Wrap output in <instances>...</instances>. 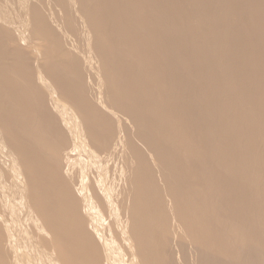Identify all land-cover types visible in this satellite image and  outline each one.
I'll use <instances>...</instances> for the list:
<instances>
[{
  "label": "rangeland",
  "instance_id": "1",
  "mask_svg": "<svg viewBox=\"0 0 264 264\" xmlns=\"http://www.w3.org/2000/svg\"><path fill=\"white\" fill-rule=\"evenodd\" d=\"M8 1L10 2L9 4L13 3V5H9L8 3H6V4H8V7L10 6L9 9L6 8L5 6H3V7L6 9V12H7V13H9V14L11 13V14H10V15H9V14H6V12L3 10L4 8H3L2 11L0 12V13H3V11H4L5 16H4V15H3V16H4V18H7V19H8L9 22H8L7 20H6V21H7V23H9V25H11V26H9L8 24H3L2 21L0 20V22H1V23H0V27L3 28L2 26L5 25V26H4V31H5V32H6L7 29H9V30H7V31L12 30V31H10V32H12V33H10V32H6V33H7V34H6V33H2V31H3V29H2V31H1V33H0L1 35L4 34L3 37L6 39V40H5V39L2 37L3 40H4L3 43H2V46L4 45L3 47L6 49V51H4V52H6V54H7L8 56H10V57L7 56V57H8V58H7L8 60H6V64H7V63H10V64H7V69L11 68V69L8 70L9 72H8L7 76H10V75H11L10 77H11L12 79L9 78V77H7V78L11 79L12 81H13V79H14V82H15V81H16V82L19 81V82L22 84V87L24 86L23 84L25 83L26 86H24V88H23L24 96L27 97V98H26V97H25V98L27 99L28 102H29L31 99H32V101H33V98H34V101H36V102H33V104H34V103L37 104V105L35 106V108H33L34 105H33V104L31 105L32 102H29V105L32 106V107H30V109H31L32 111H34L35 113H37V115H38V113L41 112V110H43V111L45 110L44 112L42 111L43 113L41 112L40 114H45L46 116L48 115V116H47L48 119H47V117L45 116V119L42 120V121H40V120L43 118L44 115L42 116L41 119H38V118H40V116H39V117L37 116V117H38L37 119H38V120L41 122V124H42V125H41V124L39 123L40 126L37 124V127L39 126L38 129L40 128V129L42 130V132H43V131L45 132V130H46V132H47V131H48V132L51 131V132H50V133H51V134H50V136H51V137H50V138H51V143H52V142L54 143L55 148H56V147L58 148V146L60 145V147H59L60 150L57 151V155H55L56 160H58V161L55 162V163L57 164L56 167L59 166V167H58V169H59L58 171H61V170H60V166H61L63 169L66 167V170H68V169H72L71 167H73V169H74V173H73V169H72V170H71L72 173H70V174H69V170H68V172L66 171V172L68 173V175H67L66 172H64L65 175H64V173L61 174V176H62V175L64 176L63 178L65 179V181L69 182L70 185H71L72 182L76 181V180H75V179H76L75 177H76V175H77V173H78V170L75 171V170L77 169V167H75L76 165L82 166V169H81V167H80V170H81V171H82L83 169L85 170L86 174L83 172L84 170L82 171V173L85 174V175L83 174V178H84V179H86L87 175L90 176L89 179H88V177H87L88 180L86 181V183H84V184H85L84 186H87L88 184H90L89 182H91V181H89V180H91V179H93V178H94V179H93L94 181L97 180L96 183H99V182H101L102 180L104 181V180H106V178H107V180H108V178H109L108 182H110V185H109V183L107 182V180H106V182L104 181L105 184H104V182L102 181V183H100V184H102L103 186L105 185L104 187H106V188H105V189L101 188V189L107 191V190H110L109 188H111V187L113 186V187L111 188V191H112L113 188H114V189H113L114 191H113V192H110V191H109V192H106V191H104V192L108 193V196H110V198H107V199H108V200L111 199V201H110V202H109V201L107 202V200H106V201H105L106 203H104V201H103L102 203H104L105 206H106L107 208H108L109 205L112 203V201H113L114 204L112 203L111 206L109 207V210H110V208H111V210H110L111 214H110L109 210L106 211L107 208L105 209V207H104L103 209H101V211L104 210V211H103L104 213L101 212V214H102V213L104 214V216H103V217H104L103 220L105 219V220H108V221H105V220H104L105 223H102L103 225L100 223L99 226H101L100 228H101L102 230L99 229V231H100V233H101V231H102L103 235L106 234V233H108V234H111V236H112V237H108V235L106 234V235H104V236H107V237L105 238V237H103V235L101 234V235H102L101 240H100L101 242H102L104 239H105V240L108 239V238H109L108 240L111 239V241L106 240V241H104V243H105V242H113V241H112V240H113L112 238L115 239V237L117 236L116 239L114 240V241L116 242V245H115V246L113 245L114 247H116V249H114V247H113V249H114V250H117V249H119V248H121V249L117 250L118 253L115 254V255L117 256L118 259H119V257H120V261L118 260V261H116V262H120V263L122 262V264H133V262H134V264H142V263H143V262H141V261H139V260H137V259H134L136 256L133 255V254H134L133 252H132V254H130L131 252H130V250L127 249L128 247L124 249V247H126L127 244L123 242V240H122L121 237H119V240H120V238H121V240H122L121 244H123V246H122L121 244H120V245H121L122 247H121L120 245L117 246V244H119L121 240H120V241L118 240V235H115V236L113 235L114 233H115V234H119V233H120V231H116V230H118V228L116 227V230H115V228H114L113 226H116V224H117V226H118L119 222H120V223H122V222L124 223V220H127L128 216H130V215H128V214L130 213V211H128V209L130 208L131 204H128L129 200H127L128 202L125 201L127 198H125L124 196H126L125 194H127V192H129V190H130V188H131L130 185H134L133 187H135V185H136L135 180H133V179L130 180V174H131L130 172H131V170L129 169V167H130L129 164H127V165L125 166V162H126L125 160L128 161V162H126V163H129V159H130V155H131V153H130V151L127 150V149H129V148H127L128 146L126 147L127 144H126V142H125V138H123L124 141H122L123 139L120 140V139H121L120 137H122V136H120V137L118 136V135H120V133L122 132L123 128H124L123 131H127L128 129H131V130H128V131H129V134L134 133V134H132V135L135 136L134 138H135L136 142H134V143H136V144H134V143H133V144L136 145V148H137V149H136L137 153L135 152V156H137V159H139V160L142 159L141 161H138V163H139L138 166L142 165V166H140V167H141V168L144 167V170L147 169V172H148V169L151 170V169L153 168L151 171L148 172V173H149V176H150L149 179H152V180H150V183H151V181L153 182V183L151 184V185L153 186V187H152L153 189L151 190V191H152L151 194H152V196H153V199H152V197H151L152 203L156 204V200L158 199L159 196H160V198H163V199H164V200L162 199L161 201H163V202H161V201L159 200V199H160V198H159V199H158L159 202L157 201L158 203H157L156 205H157V206H158V205H159V206H162V205H163V206L161 207V209H162V212L165 214L166 218L168 219V221H167V220L164 221L165 223H166V221H167V223H166L167 225L164 224V222L162 223V221H161L160 224H162V225L159 224V225H160V229H159V230H161V226H163L162 229H164V226L166 225V226H165V229H166L165 233L167 232V234H166L167 239H166L165 244H166V243H169V244H170V243H173V244H170L171 246H170V245H165V249H167V251H166L167 254L163 255L164 257L162 258L164 264H173V262L170 261V259H169V258H171V256H172V255H170L171 253H175V255L172 256V259H171V260H175V259H177V258H178L177 256H178L179 254H180L181 256L184 255V257H186V258L182 257V259L185 260V263H184V262H183L184 260L182 261V260H181V256L179 255V259H180L182 262H181V261H178L179 259H177V261H178L179 263L175 260V261L177 262V263H176V262L174 261L176 264H182V263H183V264H186V263L188 264V261H189V263L192 262V263H190V264H193V263H194V264H197L198 262H199L198 264H200V255H201V254L198 253V249H197V247H196V249H194L196 245L192 244V243H194V242H191V241H193L192 237L189 238V237H190V234L188 233V231H187L186 228H183V227H185V225H184V223H183L184 221L182 222V219L180 218L179 215L176 217V215H177V209H176V206H175V204H174V202H173L172 194H171V192L168 191L170 188H168L169 185H168V183H167V182H168V178H167V176H168L171 172H173L172 170L175 168V167H174L175 164H176V166H178L177 164H179V162H182V160H183V163H184L185 161H186V162H189V161H190V164L186 163V164L190 165V166H188V168L191 170L190 173H191V172L193 173V171H195L196 174H197V169H196V168H198V170H199V169H200V170H201V169H202V170H204V169H212V168H214V166L221 167V165H223V164H225V163H227V164L229 163V164H228L229 167H228V166H227L228 168L226 167V168H227L226 170H227L229 173H226L227 171L224 170V174H226V176H228V177H226V176L223 174V172H222L223 175L221 174V172L219 173V172H218L219 169L216 170L217 174L219 173V174H218V177L221 176V178L219 177L220 179H219L218 177L215 176L216 183L219 181V182H218L219 189L217 188L218 186L216 187L217 184H214L215 181H214L212 184H210V182H211V181H210V182H209L210 185H209V184L207 185V184L205 183L207 186H210V188L208 189V187H207V189H206V187H205V189H206L207 191H205V190L203 189V190L206 192V194H207V193H208V194L210 193L211 195H212V193L215 191L216 196H218L219 193H221L222 196H226L227 193L230 192V193L228 194V195L230 196V199H233V198H231V197H232L231 195H234V196H233L234 199L231 200L233 203L230 204L231 201L229 202V204L227 203L228 201H224V203H223L224 205H229V207L231 206L232 208H234L233 206H235L234 204H236V203H237L238 207H240L241 204H245L246 202H247V203H246L244 206H246L247 208H248V206H249V209H245V210H246V213H247L246 215H244V214H245V213H244L245 211H244V212L242 211V212L244 213V214H242V215H244L243 217H245V218L242 219V221H241V217L238 216V217H240L239 220H240L241 222L238 223V222H237V219H231V218H229V220L231 219V221H230V222H231V225H232V223L234 224V225L231 226V225L229 224V222H228L229 220H227L226 218H224L225 216H224L223 214H220V213H222V212H220L222 208H223V209H222L223 212H225V211H224L225 209L229 211L228 206H227V208H225L226 206H224V205L222 204L223 207L220 208V207H221V206H220V207L218 208V207H217V204H218V203H216V205H215V203L212 204L213 206H216L217 209H218V211H216V212H218V213H217L218 215H216V217L218 218L219 215H221V216L223 215L222 218H223L224 222L227 220L226 223H224V225H225V227H224L225 230H224V228L221 229L223 232H225L224 235H223V236H224L223 239H226V238H227V233H230V232H228V231H230V230L232 229L231 227H240V226H242L243 224H244L245 226L243 225V226H244V227H242L243 229L240 228V230H239V231H241V233H243V231H244L245 233H243V234H247V235L251 234V235H253V232H254V231H255L254 233H256V232L258 233L259 231H260V232H259L258 234L256 233V234H255L256 236L254 235L255 238L257 237L256 240L254 239L255 242H254V240L249 241V242L252 243V244H250V243L247 242V241H246L245 244H244V243H243V244H242V243H240V244L237 243V245H235L236 243H232V244H231V242L228 240V238H230L229 235H228V238H227L226 240H227V242L229 241L230 243H228L229 245H224L225 243L227 244V242H225L226 240L221 239V241H219V244H220V245H218V248H219V250H222V251H219V252L224 253L223 250H226V251L229 250V251L226 252V253L229 254V255L227 254V256H230V257H226V256H225V257H224L225 259H223V260H226V261H222V262H223V263L226 262L227 264H228L229 262H231V263H229V264H233V261H234V262H235L234 264H237V263L239 264V261H240L241 256L245 255V254L248 252V249H249V251H250V249H251V250L255 251V253L257 252L256 254H258V255L255 254V255H256L255 258H256V259H259V260L261 259V260L263 261V259H264V253H263V252H264V250H263V248H264V240H263V239H264V226H263V225H264V220H263V218H264V212H262V211H264V210L261 211V209H264V208H263V207H264V204L262 205L261 202H262L263 199H264V197H262V196L264 195V193L262 194V192H264V191H262V189H263V187H264V182H263V181H264V172H263V171H264V168H263V164H262V163H263V160H262V157L260 156V154L262 155L261 152H264V151H262L263 148H264V147H263V146H264V142H261V141L264 140V139H263L264 136L262 135V134H264V132H262V130L264 131V129H262V128H264V125H263V123H262L261 127L258 128L259 125H260V124H259L260 121H257V120L255 119V117L257 118L258 114H257V116H255V115H256L255 112L257 113V109H256V107L254 106V104H255L256 102H258V101H261V100H259V99L256 98V97H257V96L259 97V95L261 94V90H260V89H262V88L264 89V86H263V85H264V83H263V81H264V78H263L264 73H263V75H262V71H261L262 63H264V61H263V60H264V59H263V58H264V54H263L264 51H262L260 48H258V47H259L258 44H256V46H255V44H253V43H255V41H256V43H258L259 40H261L262 45L264 44V40H263L264 37H262V36L264 35V25H262V26H263V29H262V27H261V29L259 28V27H260V23H264V15H263V13H261V12H262V9H263V11H264V2H263L264 0H260L261 2L258 0V4H257V0H251V1H252L251 4H250V2H249L250 0H249V1H248V0H242V1H241V0H232V1H231V0H219V1H218V0H215V1H213V0H207V1H206V0H201V1H200V0H197V1H196V0H195L197 4L195 3L194 0H192L193 3L191 2V4L189 3L190 0H185L184 4L182 5V6L184 7V9H183V7L181 6V3H183L182 0H179V1H178V0H174V1L171 0L170 3H169L168 5L170 6L171 9H172L173 7L176 8V7L178 6V7L175 9V10H176V13H175V11H173V13L171 14V15H172L171 17H169L170 15L167 16L168 18H171V19H168L167 17H164L166 20L163 19V18H162V19H163L165 22H167V21L169 20V24L171 23V24L173 25V26H172L173 29H172V27H171V29H172L173 32L170 30V26H171V25H168V23L166 24V23H164V22H163V24H161V22H160V20L158 19V17H157V18L155 17V15H154V11H152V9H153V1H152V0H146V1H145V0H144V1H143V0H140V3H139V1L137 2L136 0H128V2H127V0H124V1H122V0H118V1H117V0H116V1H115V0H111V1H109V0H108V1L111 2L112 4L114 3V2H112V1H115V4L118 2V3H117L118 6L115 5V4H113V5L116 6V9H115V7H114V9H115L114 11H115V12H116V10H117V7H119V9H120V7H121V9H120L121 11H123L122 8H123V9L128 8V9H126L127 11H128V10H131V9H132V6H133L135 3H137V5H138V7H137V5H136V8H137V9L135 8L134 11L131 10V11L133 12V14L135 13V14L137 15V18H138V17H140V18L143 17V13H144V14H146V15H144L145 18L143 17V19H146V18H147V19L149 20V18H150L149 16H152L151 18L155 17L156 19L159 20V21L157 20V21H158V23H157L156 19L153 18V19H150V21L147 23V24H149V23L151 24V26H150V24L148 25V28L150 27V29H149V31H151L150 33L153 32V31H152L153 26H154V30H157V31H154V32L152 33V34H154V36L156 35L155 32H158V34L160 33V34H161V35H160L161 37H162L163 35H167V33H168L167 38H164V37H166V36H164L163 38H161V37L159 36L161 39L158 37L160 40H162V39L164 40V41L162 40V42L160 41L161 43L159 42V39H158V38L152 39V44L150 43V40H149L148 42H147V40H146L147 44H144L145 46H147V47L145 48L146 50L144 49L145 46L143 45V49L141 48L142 52H139L140 49H138V54H136L137 56H138L139 54L142 55V56L140 55L141 60H140V58L137 57V58L140 60V62H141V63H140V62H137V64H138V63L141 64V65L143 64L142 66L146 65V67H147V66L151 65V62L156 58V57H153V58H154L153 60H152V58H151V62H150V58L147 59V56H148V57H149V56H153L152 54H155V52H156V55H154V56H157V55H158V56H157V57H158L157 59L160 61L161 57H159V55L162 54V55H164V56H163L164 59H163V58L161 59L162 61H161L160 63H161L162 65H160V63H159V65H160L161 67H165V66H170V65H171V68H173V66H176V68H177V66H178V67H179V68H178V69H179L178 72L181 74V76H183V79H184V80H186V78H187V76H188V79H187L186 81H187L188 83H190V85H193V86H191V87H193L195 90H196L195 86L197 87V85H199V84L196 83L197 80H195L194 74H191V73L194 72L195 75H196V72H197V73L202 72V74H205V75H203V76H205V79H204V80H205L204 85H203L201 88H200V85H199V86H198L199 88H198L196 91H193V90H192V91L190 92L191 95L193 94L192 96H193L194 99H193V100L191 99L192 96H191V97L189 96L188 99L186 98L187 101H189V99H191V100H192V101L190 100L191 103L194 104V105H192V104L190 103V101H189V103L191 104L190 107H193V106H194V109H195V110L197 109L195 112L192 111V114H193V112H194V115H195V116H194V115H191L190 117H192V118H190V117L187 118L188 120H189V119H194L195 122H196V124H195L194 122H193V124H195L196 127H195V125L193 126L192 123H191L193 120H190L191 122L188 121L189 124H191L190 127H192V129H191V128H190V129L188 128V127H189V124H186V123H188V122H185V121H187V119H184V120L180 121V122H181V126L183 125L184 128H185V124H186V128H188L187 130H193V128L195 127L194 130H193V132H192V131H189V132H188V131L186 130V128H185V135L187 134V132L189 133V134H188L189 136H190V134L192 133L191 138H190V141L192 140V143H193V144H192L191 142H190V143L193 145V147L195 146V148H197V146H199V147L196 149V151H198V154H197V152H196L195 150H193V149H195V148H192V150L196 152V153L194 152L195 155H197V156H195L196 158H194V157H189V156L186 154L187 152H185V151H183V152H185V153H184L185 155H184L183 152L180 150V152H178V153H179V154H178L179 156L176 155V157H178V158H175L176 160H174V158L171 157V158H172V159H171L172 162H171L170 160H167V162H165L166 164H163L164 161H166V160H163L162 157H161L162 159L159 157V156H160V153H159V155H156V153L153 152L154 149L151 148L150 145H148L147 148H146L145 145H147V144H146L145 140H143L142 136H147V135H146V132H147V130L149 129L148 127H149V125H152V124H153V123H152L153 121L151 122L150 117H151V116H152V117H155V116H154V115L156 114L155 112H157L159 108H161V107H163V108L167 107L168 109L165 108L164 110L166 111V109H167L166 114H168V113H169L168 110H170V109L173 107V106L171 107V106H168V105L171 104V105H174V106L176 107L177 105H179V104H178V101H179L180 106L182 107V109H181V107L177 106V107H176L177 109L174 107L173 109L170 110V113L172 112V110L175 109V111L178 110V113H177V114H182V113H179V112H181L182 110L185 111V110L189 107V104H188V102H187L186 100H185V101H186V104H185V105H187L188 107H187V106H182V105L185 103V101H184V96H183V95H181V94L178 95V94H177L178 97L176 96L177 98H175V95H176V94H174V97H172V96H173V93H172V92H169V89L166 91V89H167L168 87H170V90L172 89L171 91H173V92L175 93V91L177 90V88L174 86V85H175V84H173L174 82L169 81V80H168L169 83H166V82H164V81L161 82L162 79L165 80V77H166L165 71H166L168 68H170V67H165V68H167V69H165V68H161V67H160V68L157 67L158 65L155 64V63L158 62L157 59H155L156 61H155V60L153 61L154 68H153V66H150V67H147V68H145V66H144V68H145L146 70H144V68H143L141 65H140V68L138 69L139 64H138L137 67L135 66L137 69H134L133 67H134V65L136 64V60L134 61L135 63H133V62H131V63H126V62H128V61L125 62V60H126L128 57H129V58H131V57L134 58V57H135V53H134V52L131 53V51H128V52H127V50H123V49H125V48L128 49V46H129L130 44H131V45L134 44V43H131V42H136V41H138V39L141 38V37L144 38L146 34H144V36L142 35V36L139 37V38H136L137 36H136L135 38H132V37L127 38V39H130V38H131L130 42H129V40L126 41V39L123 38V40L125 41V42L123 41V43H125L126 45H123V44H122L123 46H125V48H123V46H120V47H122V50H123V53H124V54H123V53L121 54L122 50H121V48H120L119 46H118V47H119L118 49H120V50H118L117 48H114V49H117L118 51H117V50L114 51L113 49H111V51H109V54H108V56H107L108 58L105 57V56H106L105 54H103V53L106 51L105 49L108 48V47H107V46H109L108 44H110L111 42H113L111 39L116 40V39H114V36H115V38H117V36H121L120 33L125 34V33H123V32H124L127 28L131 27L132 25H134V27L132 26L130 29H127L126 32H128V30L131 31V30H133L132 28H136V27H137V28L141 27V29L147 28V27H145V24H146L147 21H146V22L144 21L143 23H145V24H143V23H142V20H143V19H142V20L140 21L142 25L140 26V24H139L140 22H139V21H138V23H137V22H133L134 24H133V23L130 24V22L127 20L128 23H129V25H128V23H127L128 27H126V29L124 30L125 27H123V28H121V27L124 26V25H126V24H123V23H125L126 19H125V21H124V19L121 20L122 17H121V18H120V17H117V16H120L119 13H117V14H115V15H113V14H114V13H113L112 16H113L114 18L116 17V18H115V19H116V22H115V20H113V18H111V16H110V18H111L110 24H112V20H113V24H114V22H115V24L118 23L119 27H120L121 29H123V30H122L123 32H119V31H121V30L119 29V27H118V28L116 27V26H118L117 24H116V26H113V25H112L113 27H115L116 30L113 29V28L110 26V27H111L110 30H109V29L107 30V31H109L107 36L109 37V36L111 35V33L113 32V33H112V36H113V37L110 36V38H111V37H112V38H111V39H110V38L108 39V37L105 36L107 33L104 32L105 30H104L103 28L105 27V29H106V28H108V26L110 25V24L108 23L109 21L106 19V18H107V15H106V14H108V13L110 14L111 11H112V12H114V11H113V10L110 11V8L108 9V7H110L111 4H108L109 2L106 1V0H94V2H93V0H92V1L90 0V1L92 2V5H91V2H89L88 0H77L78 2H76V0H65L66 3H65V1H63V0H57V3L59 2L58 4L55 2V0H50V1H52L53 3H52V2H49V0H47L48 2H47L46 0H41L42 2L39 1V0H32V1H31V0H27V1H26V0H19V1H20L19 3H18V0H15V1H14V0H8ZM11 1H12V2H11ZM13 1L15 2V4H14ZM16 1H17V2H16ZM29 1H30V2H29ZM34 1H35L36 4L34 3ZM67 1H68V2H67ZM70 1H71V2L73 1V3L71 4ZM79 1H80V2H79ZM81 1L84 2V3L82 4ZM86 1H87V2H86ZM105 1H106V2H105ZM119 1H121V3H124L125 5H128V3H129L128 7H125V5H124V6H121V5H123V4H121ZM125 1H126V2H125ZM130 1H131V2H130ZM135 1H136V2H135ZM141 1H142V2H141ZM147 1H148V2H147ZM150 1H151L152 3H151ZM176 1H177V3H176ZM180 1H181V3H180ZM186 1H187V2H186ZM188 1H189V2H188ZM204 1L206 2V4H205ZM210 1H211V2H210ZM216 1L218 2V4H216V3H217ZM224 1L228 2V3L225 2V4H226V5H229V8H228V6H227V8H226L229 12L225 9V6H226V5L223 6ZM237 1H238V2H241V3L243 2L244 4H243V3H242V4L239 3L240 5H238V7H239V8H238V7H237V4H238ZM247 1H248V2H247ZM254 1H255V2H254ZM0 2H1V0H0ZM2 2H4V4H3ZM2 2H1L2 5H5V1L3 0ZM6 2H7V0H6ZM22 2H23V3L25 2V3L23 4ZM37 2H38V5L40 4L39 6H40L41 8H40L39 6H35V5H37ZM88 2H89V4H90V6H91V9H94V10H95V7H97L96 5H100L99 8H102L100 11L103 10V7H102L103 5H101L100 3H101V2H103V4H104V2L107 3V4L104 5V6L106 7V8L104 7V11H105V12H104V11L101 12V14L104 12V13L102 14L104 17H105V15H106V17L104 18L105 20H104V19H103V20H102V19H99V18H101V16H102V15H101V16L99 15V14H100V11H99V10H97V12L99 13L98 15H99L100 17L97 16L96 12H95V16L93 15V14H94V11L91 10V9L89 8L90 6H89ZM96 2H99V3H96ZM132 2H133V3H132ZM171 2H172V3H171ZM173 2H174L175 4H174ZM208 2H210V3H208ZM246 2H247V4H246ZM259 2H260V3H259ZM1 3H0V9H1V7H2V6H1ZM16 3H18L19 5L16 4ZM29 3H30V4H29ZM77 3H78V4H77ZM79 3H80V4H79ZM93 3H95V4H93ZM119 3H120V5H119ZM131 3H132V4H131ZM148 3H149V5H148ZM185 3H186V4H185ZM198 3H199V4L201 3V4H200L201 6L198 5ZM202 3H203V5H202ZM212 3H213V5L215 4L216 6H217V5H218V6L215 7V5H214V6L212 5ZM219 3L222 4V6H223L224 9H223V8H220ZM231 3H232V4L234 3V4L236 5V7H235V5L232 6ZM236 3H237V4H236ZM28 4H29V5H28ZM47 4H48V5H47ZM60 4H62V5H63V4H64V5L66 4V6H64V5L62 6V5H61L62 8L64 7V8L62 9V8L60 7ZM68 4H69L71 7H69ZM84 4H86V5H84ZM139 4H140V5H139ZM172 4H173V6H172ZM259 4H260V5H259ZM14 5H15V6H14ZM16 5H18L19 7L16 6ZM21 5H22V6H21ZM33 5H34V7H33ZM41 5H42V6H41ZM45 5H46V6H45ZM54 5H55L56 7H55ZM74 5H75L76 7H74ZM106 5H107V6L109 5V6L107 7ZM147 5H148V6H147ZM151 5H152V7H151ZM174 5H175V6H174ZM179 5H180V6H179ZM184 5H185V6H184ZM195 5H196V6H195ZM197 5H198V6H197ZM211 5H212V6H211ZM247 5H249V6L247 7V10H246L245 7H246ZM250 5H251V7H250ZM252 5H253V9H252V10H253V13H254V11H256V12L258 11V13L255 12V13L257 14L258 17H257L255 14H254V16H253V14H252V16H251V17H252L251 21H250V22H244L245 24H244V23H243V24L245 25V27H244V25L242 24V22H243V21H242V22H241V26H242V27H241V26L239 25V24H240V21H239V23H238V20H240L241 17H244V16H245V12H244V14H243V10H244V9L246 10L247 13H249V14L252 13V12L250 11V10H251L250 8H252ZM255 5H256V6H255ZM26 6H27V7H26ZM52 6H53V7H52ZM72 6H73V7H72ZM77 6H79V7H77ZM80 6H81V10H80ZM83 6H85V7H83ZM88 6H89V7H88ZM111 6H112V5H111ZM130 6H131V7H130ZM140 6H141V7H140ZM146 6H147V7H146ZM189 6H190V7H189ZM205 6H206V7H205ZM207 6H210V7H207ZM243 6H244V7H243ZM259 6H260L261 8H259ZM13 7H14V9H13ZM30 7H31V8H30ZM32 7H33V8H32ZM44 7H45V8H44ZM51 7H52V8H51ZM54 7H55L56 9H54ZM58 7H59V8H58ZM67 7H69V10H67V9H68ZM124 7H125V8H124ZM129 7H130V8H129ZM181 7H182V9H181ZM186 7H187V8H186ZM192 7H194V8H192ZM204 7H205V8H204ZM214 7H215V9H217V8L219 7L221 11H220L219 9H217V10H219L220 13H219V12H216L217 10H215V12H216V13H215V12H214V9H212V8H214ZM231 7H233V10H231ZM241 7H243V8H242V12H241ZM254 7H255L256 9H254ZM257 7H258V8H257ZM10 8H11V9H10ZM22 8H23V9H22ZM27 8H28V9H27ZM29 8H30V9H29ZM35 8H38V9H35ZM39 8H40V9H39ZM49 8H51V9H49ZM71 8H74V9L72 10ZM75 8H76V9H75ZM77 8H78V10H77ZM82 8H83V10H82ZM85 8H86V9H85ZM111 8H112V7H111ZM139 8H141V9H139ZM144 8H145V9H144ZM185 8H186V9H185ZM188 8H189V9H188ZM199 8H200L201 10H200ZM202 8H203V9H202ZM206 8H207V9H206ZM234 8H235V9H234ZM7 9H8V11H7ZM17 9H19V10H17ZM33 9H34V10H33ZM41 9H42V10H41ZM45 9H46V10H45ZM47 9H48V10H47ZM59 9H61V10H59ZM89 9H90V11H89ZM105 9H108L109 12L106 11ZM143 9H144V10H143ZM148 9H150V10L148 11ZM178 9H179L181 12H180ZM190 9H191V10H190ZM193 9H194V10H193ZM229 9H230V10H229ZM258 9H261V11L258 10ZM21 10H22V11L24 10V11L22 12ZM31 10H32V11H31ZM36 10H37V11H36ZM39 10H41V11H39ZM58 10H59V11H58ZM86 10H87V11H86ZM139 10H140V11H139ZM172 10H174V8H173ZM192 10H193V11H192ZM196 10H198V11H196ZM203 10H204V11H203ZM224 10H225L227 13H226ZM234 10H235V11H234ZM18 11H19L20 13H19ZM46 11H47V12H46ZM51 11H52V13H51ZM56 11H57V12H56ZM72 11H74V12H72ZM127 11H126V13H128ZM137 11L139 12L138 14H137ZM144 11H145V12H144ZM147 11H148V12H147ZM150 11H151V12H150ZM188 11H189V12H188ZM195 11H196V12H195ZM201 11H202V13H201ZM223 11H224V12H223ZM230 11H231V12H230ZM232 11H233V12H232ZM236 11H237V12H236ZM15 12H18V13L20 14L21 17L18 16V15H19L18 13H17V14H14ZM26 12H27V13H26ZM28 12H29V13H28ZM36 12H38V13H36ZM39 12H40V13H39ZM62 12H63V13H62ZM75 12H76V13H75ZM78 12H81V13H78ZM142 12H143V13H142ZM146 12L148 13V16H147V13H146ZM155 12H156V11H155ZM171 12H172V11H171ZM179 12H180V13H179ZM185 12H186L187 14H186ZM190 12H191V13H190ZM221 12H223V13H221ZM234 12H235V13H234ZM238 12H239V13H238ZM240 12H241V14H240ZM4 13H3V14H4ZM21 13H22V14H21ZM23 13H24V14H23ZM34 13H35V14H34ZM45 13H46V14H45ZM50 13H51V16H50ZM58 13H59L60 15H59ZM66 13H67V14H66ZM68 13H71L72 15H70V14H68ZM82 13H83V15H82ZM88 13H89L90 15H89ZM105 13H106V14H105ZM140 13H141V14H140ZM152 13H153V14H152ZM181 13L183 14V16H182ZM189 13H190L191 15H189ZM197 13H198V14H197ZM205 13H207V14H205ZM25 14H27V15H26V16H28L27 18H26L25 16H23V15H25ZM31 14H33V15H31ZM38 14H39V16H38ZM48 14H49V15H48ZM53 14H54L55 16H54ZM74 14H75V16L78 17V18H76V17L74 16ZM133 14H132V15H133ZM135 14H134V16H135ZM151 14H152V15H151ZM194 14H196V15H194ZM209 14H210V15H209ZM211 14H212V15H211ZM218 14H220V15H218ZM233 14H235V15H233ZM249 14H246V15H249ZM259 14H260L261 16H260ZM6 15H7V16H6ZM13 15H14V16H13ZM15 15H17L16 17H18V18H16ZM29 15H30V16H29ZM35 15H37L38 17H35ZM41 15H42V16H41ZM69 15L71 16V18H70ZM92 15H93V16H92ZM141 15H142V16H141ZM179 15H180L181 17H179ZM184 15H185V16H184ZM197 15H199V16H201V17H198ZM204 15H205V16H204ZM206 15H207V17H206ZM240 15H241V17H240ZM242 15H244V16H242ZM22 16H23L24 18H23ZM31 16L33 17V19H30V18H32ZM40 16H41V18H39ZM44 16H45V17L48 16V17H47V18H44ZM49 16H50V17H49ZM52 16H53V18H52ZM63 16H64V17H63ZM66 16H67V17H66ZM68 16H69V17H68ZM87 16H88V17H87ZM90 16L93 17L92 20H94V21L91 20V17H90ZM134 16H133V17H134ZM156 16H158V15H156ZM176 16H177V17H176ZM186 16H187V17H186ZM208 16H209V17H208ZM218 16H219L220 18H218ZM221 16H222V17H221ZM237 16H238V17H237ZM80 17H82V18H80ZM84 17H85L86 19H85ZM89 17H90V18H89ZM94 17H96V20H98V21H96ZM98 17H99V18H98ZM129 17H130V16H129ZM148 17H149V18H148ZM190 17L193 18V22H196V23H195L196 26L193 25L192 19H191ZM195 17H196V18H195ZM234 17H235V18H234ZM239 17H240V18H239ZM13 18H14V22H12V21H13V20H12ZM19 18H20V19L22 18L23 20L26 18V19L24 20V23H25V24L22 25L21 21H20V23H19V20H20ZM43 18H44V19H43ZM48 18H49V19H48ZM61 18L63 19L62 22H61ZM66 18H67V19H66ZM73 18H74V19H73ZM75 18H76V19H75ZM97 18H98V19H97ZM102 18H103V17H102ZM110 18H108V19L110 20ZM117 18H119V21L121 20V23L118 21ZM123 18H124V17H123ZM137 18L135 17V19H133V21L137 20ZM179 18H180V19H179ZM183 18H185V20H184ZM187 18H188V20H186ZM206 18H207V20H206ZM208 18H209V19H208ZM212 18H213V19H212ZM214 18H215V19H214ZM225 18H226V19H225ZM229 18H230V19H229ZM231 18H232V19H231ZM238 18H239V19H238ZM10 19H11V20H10ZM17 19H19V20H17ZM22 19H21V20H22ZM28 19H29V21H28ZM36 19H37V20H36ZM39 19H40V20H39ZM68 19H69V20L71 19V20L69 21ZM77 19H78V20H77ZM81 19H82V21H81ZM83 19H84V21H83ZM173 19H174V20H173ZM189 19H190V20H189ZM197 19H198V20H197ZM202 19H203V20H202ZM216 19H217V20H216ZM218 19H219L220 21H219ZM34 20H36V21H34ZM38 20H39V21H38ZM44 20H45V22H44ZM46 20H47V21H46ZM52 20H53V21H52ZM72 20H73V21H72ZM87 20H88V21H87ZM100 20H101V21H104V22L107 23L108 25H105V26L103 25L104 27L101 26V24H103V23H100V24H99V22H101ZM106 20H107L108 22H106ZM138 20H140V19H138ZM151 20L154 21V22H152ZM170 20H171V22H170ZM178 20H179V21H178ZM180 20H181V22H180ZM196 20H197V21H196ZM208 20H209V21H208ZM213 20H214V21H213ZM215 20H216V21H215ZM224 20H225V21H224ZM255 20H256V21H255ZM33 21H34V22H33ZM51 21H52V22H51ZM68 21H69V22H68ZM77 21H78V22H77ZM80 21L82 22V23H81V26H82L83 28L80 26ZM90 21H92L93 23H91ZM122 21H123V23H122ZM127 21H126V22H127ZM173 21H175V23L177 24L176 26H175V24H174ZM187 21H188V23H187ZM189 21H191V22H189ZM199 21H200V22H199ZM203 21H204V22H203ZM232 21H233V22H232ZM248 21H249V20H248ZM252 21H253V23H252ZM11 22H12V23H11ZM35 22H36L37 24H35ZM42 22H43V23H42ZM49 22H50V23H49ZM57 22H58V23H57ZM76 22H77L78 24H77ZM83 22H85V23H83ZM88 22H89V23H88ZM159 22H160V23H159ZM209 22H210V24H209ZM215 22H217L216 25H215ZM228 22H229V23L231 22V23L228 24ZM234 22H235V24H234ZM236 22L238 23V25H237ZM10 23H11V24H10ZM28 23H29V25H27ZM39 23H40V24H39ZM41 23H42V24H41ZM45 23H46L47 25H46ZM54 23H55V24H54ZM59 23H60V24H59ZM66 23H67V24H66ZM105 23H104V24H105ZM154 23H155L156 26H157V24H158V26L156 27V26L154 25ZM156 23H157V24H156ZM182 23H183L185 26H184ZM204 23H205L206 27H205V25H203ZM207 23L209 24V26L207 25ZM219 23H220V24H221V23H223V24L226 23L225 25H226L227 27H226L225 25H222V26H221ZM2 24H3V25H2ZM16 24H17L18 27L15 26ZM18 24H19V25H18ZM20 24H21V25H20ZM30 24H31V25H30ZM49 24H50V25H49ZM51 24H52V25H51ZM69 24H70V25H69ZM88 24H89V25H88ZM115 24H114V25H115ZM120 24H121V25H120ZM159 24H160V25H159ZM165 24H166V25H165ZM201 24H202V25H201ZM217 24H218V25H217ZM26 25H27V26H26ZM33 25H34V26H33ZM60 25H61V26H60ZM71 25H72V26H71ZM73 25H74L75 27H73ZM76 25H77V26H76ZM85 25H86V28H87L88 30L85 29ZM92 25H93V29H92ZM96 25H97V27H96ZM127 25H126V26H127ZM135 25H137V26H135ZM181 25H182V26H181ZM187 25H188V26L191 25V26L188 27ZM192 25H193V26H192ZM197 25H198V26H197ZM200 25H201V26H200ZM212 25H213V26H212ZM219 25H220V27H218ZM233 25H234V26H233ZM235 25H237V26H235ZM250 25H252V26L250 27ZM7 26H8V28H6ZM13 26H14L15 28H13ZM36 26H37V27H36ZM42 26H44L43 28H45V31H44V29H42ZM46 26H47V27H46ZM53 26H54V27H53ZM56 26H57V27H56ZM99 26L102 27L101 30H99V29H100ZM106 26H107V27H106ZM160 26H161V27H160ZM163 26H164L165 28H164ZM183 26H184V27H183ZM207 26H208V27H207ZM214 26H215L216 28H215ZM228 26L233 27V29L230 27V28L232 29L231 33H229L231 29L228 28ZM258 26H259V27H258ZM28 27H29V28H28ZM34 27H35V28H34ZM51 27H52V28H51ZM65 27H66V29H64ZM76 27H78V28H76ZM94 27H95V28H94ZM142 27H143V28H142ZM167 27H168V28H167ZM176 27L179 28V31H178V28H176ZM191 27H192V28H191ZM193 27H194V28H193ZM196 27H197V28L199 27V28H201V29L199 30V28L197 29ZM210 27H211V28H210ZM221 27H222V28H221ZM238 27H239V28L241 27V28L238 29ZM246 27H247V29H246ZM249 27H250V28H249ZM23 28H24V29H23ZM26 28H27V29H26ZM32 28H34V29H32ZM37 28H38V29H37ZM55 28H58V29H55ZM62 28H63L64 31L62 30ZM71 28H72V29H71ZM137 28H136V29H137ZM157 28H158V29H157ZM160 28H161V29H160ZM166 28H167V29H166ZM180 28H181L182 30H181ZM202 28H203V29H202ZM213 28H214V29H213ZM223 28H224V29L226 28V29L224 30ZM234 28H237L238 32H237L236 34H234V36H233L232 32H233ZM251 28H253L255 31H254L253 29L251 30ZM5 29H6V30H5ZM13 29H14V30H13ZM17 29H18V30L20 29L19 31H21V32H19ZM25 29H26L27 31H26ZM35 29H36V30H35ZM41 29H42V33H43L45 36H44L42 33H40V32H41V31H40ZM52 29H55V30H56L58 33H60V34L56 33V31H54V30H52ZM70 29H71V30H70ZM84 29H85L86 31H85ZM118 29H119V31H118V32H115V31H117ZM136 29H135V30H136ZM168 29H169L170 31H169ZM176 29H177V31H176ZM192 29H193V30H192ZM242 29H243V34H242L243 37H242L241 34H239L240 30H242ZM257 29H259V30L257 31ZM22 30H23V31H22ZM31 30H32V32H31ZM49 30H50V31H49ZM51 30H52V31H51ZM60 30H61V31H60ZM65 30H66L67 33H69V36H68V34L65 32ZM82 30H83V32H82ZM98 30L100 31V34H99V35H98V33H99ZM102 30H103V32H102ZM111 30H112V32H111ZM113 30H114V31H113ZM139 30H140V28H139ZM144 30H145V29H144ZM162 30H164V31H162ZM166 30H167V31H166ZM174 30H175L177 33H175ZM190 30H191V31H190ZM203 30H204V32H203ZM207 30H209V31H207ZM244 30H246V32H245ZM250 30H251L252 32H251ZM260 30H262V32H261ZM4 31H3V32H4ZM17 31H18V32H17ZM29 31H30V33H29ZM34 31H35V32H34ZM43 31H44V32H43ZM53 31H54V33H53ZM59 31H60V32H59ZM69 31H70V32H69ZM75 31H76V32H75ZM77 31H78V32H77ZM87 31H88V32H87ZM96 31H97V33H96ZM107 31H106V32H107ZM149 31L147 30V32H146V33H147L146 37L148 38V35H149L150 38H152L153 35H152V34H148ZM159 31H160V32H159ZM161 31L163 32V34H162ZM205 31H206V32H205ZM210 31H212V32H210ZM216 31H218V32H216ZM226 31H227V32L229 31V32L227 33ZM256 31H257V32H256ZM48 32H49L50 34H52V35H50ZM51 32H52V33H51ZM63 32L66 33L67 36H66ZM71 32H72V33H71ZM80 32H81L82 35L80 34ZM86 32H87V33H86ZM89 32H90V33H89ZM110 32H111V33H110ZM114 32H115V33H114ZM183 32H184V33H183ZM188 32H189V33H188ZM201 32H202V33H201ZM219 32H221V33H219ZM249 32H251V33H249ZM8 33H9V34H8ZM28 33H29L30 35H29ZM55 33H56V34H55ZM74 33H75V34H74ZM101 33H103V35H102ZM116 33H117V35H116ZM118 33H119V34H118ZM173 33H175V34L173 35ZM187 33H188V34H187ZM195 33H196L197 35H196ZM200 33H201V35H200ZM209 33H210V34H209ZM241 33H242V31H241ZM246 33H247L248 35H247ZM253 33H255L256 35L253 34ZM257 33H260L261 36L258 35ZM31 34H32V35H31ZM40 34H41V35H40ZM46 34H47V35H46ZM48 34H49V35H48ZM53 34H54V35H53ZM72 34H73L74 36H73ZM76 34H78V35H76ZM104 34H105V35H104ZM109 34H110V35H109ZM114 34H115V35H114ZM180 34H181V35H180ZM189 34H190V36H189ZM194 34H195V36H193ZM198 34H199V36H198ZM202 34H204L207 38H206L205 36H203ZM207 34H208L210 37H212V38H211L212 40L210 39V37H209ZM211 34H213V35H211ZM227 34H229V35L231 34L232 37H235V36H236L237 38H232L231 36H229V35H227ZM245 34H246L247 36H246ZM250 34H251V35L253 34V36H250V37H249ZM8 35H9V36H8ZM37 35H38V36H37ZM58 35H59V36H58ZM62 35L64 36V39H63V36H62ZM79 35H80L81 37H80ZM86 35H88V37H86ZM89 35H90V36H93V35L95 36V35H96V36H95V39H96V40L94 39V37H90ZM100 35H102V36L100 37ZM169 35H171V36H169ZM183 35H184L185 37H184ZM215 35H216V36L218 35V36H217L218 38L215 37ZM219 35H220V37H219ZM244 35H245V36H244ZM254 35H255V36H254ZM40 36H43V37H40ZM49 36H50V37H49ZM55 36H56V39H55ZM60 36H61V38H60ZM97 36H99L100 39H99ZM104 36H105V37H104ZM175 36H176V37H175ZM178 36H179V37H178ZM187 36H188V37H187ZM196 36H198V37H196ZM228 36L231 38V39L229 38L231 41L228 39ZM238 36H239V37H238ZM6 37H7V38H6ZM69 37H71V38H69ZM73 37H75V38H73ZM77 37L79 38V40H78ZM85 37H86L87 39H86ZM96 37L98 38L99 41L97 40ZM102 37H104L105 39L102 38ZM106 37H107V38H106ZM173 37H174V38H173ZM180 37H181V38L183 37V38L181 39ZM186 37H187L188 39H187ZM224 37H225V38H224ZM241 37H242L244 40H243ZM253 37L255 38V40L253 39ZM53 38H54V39H53ZM58 38H59V39H58ZM67 38H69V39H67ZM76 38H77V40H76ZM88 38L91 39V40L89 41ZM101 38H102V39H101ZM120 38H122V36H121ZM170 38H171V39H170ZM172 38H173V39H172ZM175 38H176V39H175ZM185 38H186V39H185ZM222 38H223V39H222ZM226 38H227L228 40H227ZM249 38H251V41H250ZM50 39H51V40H50ZM60 39H61V41H60ZM73 39H74V40H73ZM80 39H81V40H80ZM83 39H84V40H83ZM103 39H104V40H103ZM106 39H108V41H107ZM132 39H133L134 41H133ZM136 39H137V40H136ZM157 39H158V40H157ZM165 39L168 40V41H167L168 43L166 42ZM180 39H181V40H180ZM184 39H185V41H183ZM192 39H193V40H192ZM205 39H206V40H205ZM208 39L210 40V42H209ZM216 39H217V40H216ZM221 39H222V40H221ZM233 39H234V41H233ZM237 39H238V40H237ZM48 40H50V41H48ZM55 40H57V42L59 43V45L56 44L57 42L55 43ZM64 40H66V41L68 40V41L66 42V41H64ZM69 40H70V44H71V45L69 44ZM87 40H88V41H87ZM92 40H93V41H96V42H94L96 45L99 44L98 47L95 46V44L93 43ZM101 40H102V41H101ZM105 40L108 42V43L105 42V44L107 43V44H106L107 46H106V45H105V46H104V45L102 46V44L104 43L103 41H105ZM139 40H140V39H139ZM153 40H156V42L153 41ZM175 40H177V41H175ZM189 40H190V41H189ZM195 40H196V42H195ZM197 40H199V41H197ZM201 40H202V41H201ZM213 40H215V42H214ZM220 40H221V42H220ZM223 40H224V41H223ZM226 40H227V41H226ZM235 40L237 41V43H239L240 40H242V41H243V44L245 43V44H244L245 46L241 44L242 41L239 43L241 46H240L239 44H238V45H239V46H238L237 44L234 43ZM257 40H258V41H257ZM262 40H263V41H262ZM46 41L49 42V44H48ZM51 41H52V42H51ZM97 41H98V42H102V43H97ZM109 41H111V42L109 43ZM157 41L159 42V44H158ZM178 41H179V42H178ZM182 41H183V43H184V44H183L184 46H183L182 43H181ZM191 41H192V42H191ZM222 41H223V42H222ZM247 41H248V42H247ZM53 42H54L55 46H54ZM60 42H61V43H60ZM75 42H76V44L73 45V43H75ZM89 42L93 44V47L91 46V44H88ZM127 42H128V43H127ZM163 42H164V43H167L169 46H173V51H174V53H172V55H174V56H169L168 53H165L164 51H162V52L165 53L166 55H168V57L165 56V54L161 53V50H160V49L162 48V50H164V48H165V46H166ZM171 42H173V44H172ZM174 42H175V46H174ZM199 42H200V43H199ZM213 42H214V43H213ZM216 42H217V43H216ZM224 42H225L226 44H225ZM246 42H247V43H246ZM252 42H253V43H252ZM4 43H5V44H4ZM63 43H65V44H63ZM67 43H68V45H67ZM79 43H80V44H79ZM85 43H86V44H85ZM129 43H130V44H129ZM148 43H150V46H149ZM170 43H171V44H170ZM180 43H181V45H180ZM185 43L188 44V45H185ZM202 43H203V44H202ZM208 43H209V44H208ZM212 43H213V44H212ZM222 43H223V46H222ZM47 44H48V45H47ZM50 44H51V46H49ZM128 44H129V45H128ZM189 44H190V45H189ZM195 44H196V45H195ZM198 44H199V45H198ZM200 44H201V46H200ZM206 44H208V45H206ZM210 44H212V47H211V48L209 47V46H211ZM217 44H218V45H217ZM224 44H225L226 46H224ZM232 44H233V45H232ZM246 44H251V47H250V45H248V46H249V47H248ZM61 45H62V46H61ZM69 45H70V46H69ZM77 45H78V47H79L80 49H79V48L77 49V47H76ZM88 45H90V46H88ZM100 45H101V46H100ZM151 45H152V46H151ZM153 45H154V48H153ZM162 45H165V46L163 47ZM203 45H204V47H205V45H206L205 49L203 48ZM215 45H217V47H216ZM228 45H229V46H228ZM231 45L234 46V47H232ZM252 45H254V47H257V48H256V49L253 48ZM53 46H54V47H53ZM59 46L62 47V48H60ZM65 46H68V47H65ZM71 46H72V47H71ZM73 46H74V48H73ZM135 46H136V43H135ZM176 46H177V47L179 46V48H177ZM188 46H190V47H188ZM191 46H192L193 48H192ZM198 46H199V47H198ZM227 46H228V47H227ZM236 46H237V47H236ZM242 46H244V47H242ZM246 46H247V47H246ZM55 47H56V48H55ZM57 47H58V48H57ZM81 47H82V48H81ZM83 47H84V48H83ZM90 47H92V48H90ZM95 47H97L96 49L99 48L98 51L95 49ZM101 47H102V49H101ZM103 47H105V48H103ZM114 47H117V45L114 46ZM150 47H151V49H150ZM160 47H161V48H160ZM167 47H168V46H166V48H167ZM180 47H182V48H180ZM187 47H188V48H187ZM200 47H201V48H200ZM207 47H209V48H207ZM221 47H223L224 50H223V48H221ZM239 47H240V49H241V47H242V49H244V50H245V48H246V50H250L251 48H253V49H254L253 51L256 50V52H254L255 55H258V54H259V56L254 57L255 55L253 54V51H251L252 56L254 55V56H253L254 58H253L252 60L249 59L250 62H248V64H249V65H248V66H249V69H252L251 66L254 65V66H253V67H254V68H253L254 70H253V69H252V70L255 71V67H257V66L259 65V66L257 67V69H260V71H261V76H259V79L257 80V78H258V77H257V78H254V80H253V82L255 81L254 83H255L256 85H255V84H254V85L256 86V89L253 91L254 93H253V92H249V93L251 94L250 97H248V94H249V93L247 94L248 91H247V92L245 91L246 93H245V92H242V91H244V90H242V89H241V86H239V85L237 84V83L239 82L240 85H241V82H242L241 80L238 79L239 76H237V75H239V69L236 70L237 67L235 68V70H234V68H231V67H232V64H231L232 61H231V60L235 59V61H236V62L238 61V63H239V61L241 62V60L243 59V58H242L243 56L240 57L239 55H242V54H241V51H242V53H243L244 50H242V49H241V50H238ZM54 48H55V49H54ZM64 48H65V49H64ZM68 48H69V49H68ZM93 48H94V49H93ZM137 48H138V47H137ZM166 48H165V49H166ZM175 48L178 49V50H176ZM195 48H196L197 51L194 50ZM199 48H200V49H199ZM220 48H221V49H220ZM234 48H237V49H234ZM263 48H264V46H263ZM48 49H49V50H48ZM50 49H51L52 51H51ZM63 49H64V50H63ZM72 49H73V51H71ZM76 49L79 50V51H77ZM91 49H92V50H91ZM152 49H153V50H152ZM189 49H190V51H192V53H194L195 51H196V52H195L194 54H191V53H189L190 51L188 52ZM192 49H193V50H192ZM202 49H203V50H202ZM207 49H209L210 51L207 50ZM216 49H218L219 51H218V50L215 51ZM230 49H231L232 51H231ZM257 49H258V52H259V53L257 52ZM54 50H56V51H55L56 53L54 52ZM59 50H60V51H59ZM80 50H82V51H80ZM94 50H95V51H94ZM100 50H101V52H103V50H105V51L102 53L103 56L101 55ZM144 50H145V51H144ZM148 50H150V51H148ZM159 50H160V51H159ZM185 50H187L188 54H191V55H190L191 58H189L190 56L187 57V53H186ZM206 50H207L208 53L206 52ZM212 50H213V51H212ZM222 50L225 52L226 55L224 54V52H223ZM227 50H229V51H227ZM234 50H235V51H234ZM237 50H238V51H237ZM251 50H252V49H251ZM50 51H51V52H50ZM58 51H59L60 53H59ZM68 51H69L70 53H68ZM93 51H94L95 53H94ZM120 51H121V52H120ZM124 51H125V52H124ZM143 51H144V53H143ZM181 51H182L183 53H182ZM184 51H185V52H184ZM200 51L203 53V55H204V52H205V55H206L207 57H206V56L203 57V55H202V53H200ZM221 51H222V52H221ZM233 51L235 52V55L239 56V57H238V60H236V59H237V56H234V57L232 56V55L234 54ZM239 51H240V52H239ZM45 52H47L48 54H46ZM61 52H62V54H61ZM63 52H65V53H63ZM85 52H86V53H85ZM89 52H90V53H89ZM110 52H112V54H114L113 52H115L117 55L120 53L121 56L123 55V57H124V55H125L126 58L124 57L125 59L120 60V59H122L123 57H120V58H119L118 56H116V57H118V58L115 59V58H114V55H116V54L112 55L113 58H112V56H110V58H109V55H111ZM117 52H118V53H117ZM177 52H179L180 54L177 53ZM197 52H198L199 54H198ZM210 52H211V53H210ZM231 52H232V53H231ZM236 52H237V53H236ZM238 52H239V53H238ZM245 52H246V51H245ZM249 52H250V51H249ZM10 53H11V54H10ZM75 53H76V54H75ZM83 53H85V54H83ZM93 53H94V54H93ZM97 53H100V56H102L104 59H105V58H106V59L104 60L102 57L99 56V54H98V56H97ZM129 53H130V56H128ZM148 53H149V54H148ZM158 53H160V54H158ZM181 53H182V54H181ZM215 53H216V54H215ZM218 53H219V54H218ZM12 54H13V55H12ZM53 54H54V55H53ZM57 54H58V55H57ZM60 54H61V56H60ZM68 54H69V55H68ZM71 54H72L73 56H72ZM86 54H87V55H86ZM89 54H90L91 56H90ZM120 54H119V56H120ZM126 54H127V56H126ZM131 54H132V55H131ZM143 54H145V55L147 54V55H146V59L143 58V57H145V56H143ZM184 54H185V55H184ZM209 54H210L211 56H210ZM223 54H224V55H223ZM238 54H239V55H238ZM14 55H15V57H14ZM16 55L19 57V59H18V57H17ZM62 55H63L64 57H63ZM74 55H76V56H74ZM82 55H83V56H82ZM162 55H161V56H162ZM181 55H182V57H181ZM183 55H184V57H183ZM196 55H197V56H196ZM221 55H222V56H221ZM227 55H229V56H227ZM66 56H67L68 58H67ZM69 56H70V57H69ZM71 56H72V57H71ZM80 56H81L82 58H81ZM86 56H87V57H86ZM175 56H176V57H175ZM178 56H179L180 58H179ZM192 56H193V57H192ZM194 56H196L198 59H195L196 57L194 58ZM198 56H199V57H198ZM201 56H202V57H201ZM223 56H224L225 58H224ZM231 56H232L233 58H232ZM250 56H251V54H250ZM250 56H248V57H249V58H252V56H251V57H250ZM261 56H263V57H261ZM11 57H12V58L14 57V58L12 59ZM52 57H53V58H52ZM56 57H57V58H56ZM60 57H61V58H60ZM90 57H91V58L94 57V58H93L94 60L92 59V60H93V61H92ZM97 57H98V59H97ZM99 57H100V58H99ZM165 57H167V58H165ZM171 57H172V58H171ZM208 57H210V58H209L210 60L208 59ZM211 57H213V58H211ZM214 57H215V58H214ZM220 57H221V58H220ZM260 57H261V58H260ZM9 58H10V59H9ZM59 58H60V59H59ZM65 58H66V59H65ZM73 58H74V59H73ZM86 58H87V59H86ZM95 58H96V59H95ZM101 58H102V60H101ZM132 58H131V60H133ZM142 58H143L144 60H147V61L145 62ZM168 58H170V59H168ZM187 58H189V59H187ZM200 58H204V59L201 60ZM218 58L220 59V62L218 61V60H219ZM223 58H224V59H223ZM228 58H229L230 60H228ZM239 58H240V59H239ZM11 59H12V60H11ZM22 59H23V60H22ZM49 59H50V60H49ZM51 59H52V60H51ZM56 59H57V60L59 59V60L57 61ZM71 59H73V60H71ZM75 59H76V61H75ZM85 59H86V60H85ZM108 59H110V60L108 61ZM114 59H115V60H114ZM135 59H136V58H135ZM171 59H172V60H171ZM177 59H178V61L180 60L181 62H180V61L178 62ZM192 59H193V60H192ZM194 59H195V60H194ZM199 59H200V60H199ZM217 59H218V60H217ZM10 60H11V61H10ZM20 60H21V61H20ZM54 60H55V61H54ZM64 60H66V61H64ZM67 60H68L69 62H73V63H70V65H69V63H68ZM77 60H78V62H77ZM79 60H80V61H79ZM90 60H91V62H90ZM95 60H96V61H95ZM97 60H98L99 62H98ZM112 60H114V62L116 61L115 63H116L118 66H120L119 63L122 61L121 66L118 67L117 65H115L114 63H112ZM119 60H120V61H119ZM128 60H129V62H130V59H128ZM139 60H138V61H139ZM164 60H165L166 64H168V65H166L165 62H163ZM167 60H168V61H167ZM184 60H185V61H184ZM204 60H205V61H204ZM215 60H216V61H215ZM222 60H224V61H222ZM17 61H18V62H17ZM24 61H25V62H24ZM61 61H63V62H61ZM74 61H75V62H74ZM104 61H105V62H104ZM110 61H111V63H110ZM117 61H119V62L117 63ZM142 61H144V63H143ZM148 61H149L150 63H149ZM189 61H190V62H189ZM195 61H196V63H195ZM201 61H202V62H201ZM212 61H213V62H212ZM225 61H227V62H225ZM229 61H230V62H229ZM242 61H243V60H242ZM13 62H15V63L13 64ZM21 62H22V63H21ZM45 62H46V63H45ZM48 62H49V63H48ZM57 62H59V64H58ZM86 62H87V63H86ZM93 62H95V64H94ZM100 62H102V63H100ZM103 62L105 63L104 65H103ZM107 62H109L108 66H109L110 64L113 65V66L110 67L111 70H112V72H114V69H116V68L118 67V68H117L118 71H117V69H116V70H115V74H113L114 77H113L112 75H110V74H112V73L110 72L111 70H110V71L107 70V69H110V68L107 67V64H106ZM123 62L126 63V64H124ZM147 62H148L149 64H145V63H147ZM162 62H163V63H162ZM167 62H168V63H167ZM175 62H176V64H175ZM182 62H183V63H182ZM186 62H187V63H186ZM192 62H193V63H192ZM199 62H201V63H199ZM211 62H212V63H211ZM221 62H222L223 64H224V63H225V64L223 65ZM251 62H252V63H251ZM261 62H262V63H261ZM19 63H20V66H19ZM53 63H57V64L54 65ZM63 63H65V64H63ZM66 63H67V64H66ZM96 63H98V64H100V65H97V66H96ZM171 63H172V64H171ZM189 63H190V64H189ZM191 63H192L193 65H192ZM207 63H209V64L211 65V66H210V65L208 64L210 68H206V67H208V65H205V64H207ZM213 63H214V64H213ZM218 63H219V64L221 63L222 65H221V64L219 65ZM228 63H229V64H228ZM232 63H233V62H232ZM11 64H12V65H11ZM17 64H18V65H17ZM28 64H29L30 66H29ZM51 64H52V65H51ZM72 64H73V65H72ZM76 64H77V65L79 64V65L77 66ZM81 64H82V65H81ZM83 64H85L84 67H83ZM101 64H102L103 66H101ZM122 64H123V68H122ZM128 64H129V65H130V64H134V65H130V66H129L130 69L128 68V70H131V68L134 69V70H131V72L129 73V76H130V77H128V74H127L128 71H127V73L124 72V70H125L124 68L127 67ZM137 64H136V65H137ZM163 64H165V65H163ZM177 64H179V65H177ZM194 64H195V65H194ZM196 64H197L198 66H197ZM203 64H204V65H203ZM212 64H213V65H212ZM251 64H252V65H251ZM58 65H59V66H58ZM61 65H62V67L64 66L62 69L60 68V70H62V71H61V72H62V73H61L62 75L59 73L60 71H58V69H59V67H61ZM75 65H76V66H75ZM87 65H88L89 68L87 67ZM94 65H95V66H94ZM105 65H106V70L109 71V73L105 70V68H104ZM125 65H126V66H125ZM156 65H157V66H156ZM180 65H183V66H180ZM189 65H191V66H189ZM200 65H201V67H200ZM202 65H203L204 67H203ZM216 65H217V66H216ZM226 65L229 66V67L231 66V67H230L231 69H230L229 67H227ZM263 65H264V64H263ZM26 66H27V67H26ZM31 66H33V67L35 66L34 69L31 68ZM44 66L46 67V69H44V68H45ZM47 66H48V68L50 67V70L47 68ZM55 66H56V67H55ZM57 66H58V67H57ZM66 66L68 67V69L66 68ZM74 66H75V68H74ZM91 66H94L96 69H95L94 67H91ZM114 66H115V67L117 66V67L115 68ZM131 66H133V67H131ZM185 66H186V67H185ZM195 66H196V68H195ZM13 67H14V69H13ZM17 67H18V68H17ZM20 67H21V68H20ZM22 67H23V68H22ZM36 67H37V68H36ZM41 67H42V69H41ZM71 67H72L74 70H73ZM112 67H114V69H113ZM155 67H157V68L160 69V70L158 71L157 68H156V70H157V72H156V71H155ZM212 67H213V68H212ZM219 67H220V68H219ZM225 67H226L227 69H226ZM15 68H16V69H15ZM26 68H29V69H26ZM55 68L57 69L58 72L56 71ZM77 68H78V70H76ZM79 68H80V70H79ZM91 68H93V70L95 69V70H94L95 72H92L93 70H92ZM98 68H99V69H98ZM183 68H184V69H183ZM188 68H189V69H188ZM194 68H195V69H194ZM200 68H201L203 71H201ZM205 68H206V69H205ZM223 68H224V69H223ZM238 68H239V67H238ZM18 69H20L19 72L17 71ZM30 69H31V70H30ZM36 69H37L38 71H37ZM40 69L42 70V72H41ZM53 69H54V71H53ZM63 69H64V70H63ZM70 69H71V70H70ZM88 69H89V70H88ZM103 69H104V71H106L107 73H105L104 71H102ZM123 69H124V70H123ZM126 69H127V68H126ZM147 69H148V70H147ZM150 69H152L153 71H155V72H154V73H155V77L157 76V78H159V79H160V77H162V75H163L162 79H160V80L158 79V80H157L156 78H154V76H153L154 73H153V71L150 70ZM161 69H162V70L165 69V70L161 72ZM181 69H182V70H181ZM191 69H192V70H191ZM207 69H209V71H208ZM210 69H211V70H210ZM217 69H218L219 71H218ZM221 69H222V70H221ZM232 69H233V70H232ZM257 69H256V70H257ZM11 70H13L14 72L11 71ZM33 70H35L37 73H36L35 71H33ZM47 70H49L50 73H49V71H47ZM72 70H73V71H72ZM75 70H76V71H75ZM81 70H83V72H82ZM96 70H97V72H96ZM100 70H101V71H100ZM122 70H123V72L120 73V71H122ZM136 70H137V71L140 70V71L137 72ZM141 70H142V71H141ZM143 70H144V72H146V73L150 70V71H149L150 74H148V75H150V77H149L146 73L144 74V73H143ZM187 70H191V71H187ZM193 70H194V71H193ZM212 70H213V71H212ZM220 70H221V71H220ZM223 70H224V72H223ZM225 70H226V71H225ZM230 70H231V71H230ZM15 71H16V72H15ZM23 71H24V73H23ZM26 71H27V73H26ZM29 71H30V72H29ZM51 71H52L53 73L56 71V73L53 75ZM63 71H64V72H63ZM68 71H69V72H68ZM78 71H81V72H78ZM85 71H86V72H85ZM125 71H126V70H125ZM132 71H133L134 73H133ZM135 71H136L137 73H135ZM182 71H184V72H182ZM207 71H208V73H204V72H207ZM210 71H211V73H212L211 75H210ZM234 71H237L238 73H237V72H234ZM240 71L243 72L244 70L241 69ZM249 71H251V70H249ZM260 71L258 72L259 74H260ZM17 72H18V73H17ZM21 72H22V73H21ZM32 72H34V74H32ZM67 72H68V73H67ZM84 72H85V73H84ZM103 72H104V74H103ZM118 72H119V73H118ZM141 72H142V73H141ZM166 72H167V71H166ZM189 72H191V73H189ZM219 72H220V73H219ZM242 72H240L241 75L244 74V73H242ZM251 72H252V71H251ZM4 73H6V72H4ZM9 73H10V74H9ZM25 73L27 74L28 77L30 76V74H32L31 77L29 78V80H30L31 82L28 81V77L25 76V75H26ZM48 73H49V74H48ZM69 73H71L73 76H72L71 74H69ZM81 73H82V74H81ZM83 73H84L85 76L83 75ZM88 73H89V74H88ZM124 73H125V76L127 77V79H126V77L124 76ZM139 73H140V74H139ZM159 73H162V74H160V77L158 76ZM179 73H177V74H176V73H175V74L172 73V75L174 74L175 76H180ZM215 73H216V74H215ZM231 73H232V74H231ZM235 73H236V74H235ZM12 74H13V75H12ZM17 74L20 75L19 78H18V75H17ZM23 74H24V75H23ZM38 74H39V75H38ZM40 74H41V75H40ZM43 74H45V75H47V76L44 78L45 75L43 76ZM51 74H52L53 76H55V75L57 74V76H55V77H57V79H56V78L54 79L53 76H49V75H51ZM66 74H67V75H66ZM87 74L89 75L88 77H87ZM93 74H94V75H95V74H97V75L99 74V75H98L99 77L97 76V78H96ZM108 74H109L110 77L108 76ZM116 74H117V76H115ZM118 74H119V76H120V74L123 75V77H125V79H124L123 77H121V76L119 77ZM130 74H132V75L134 74L135 77H134V75H133V77H132L133 79H132ZM138 74H139V77L135 80L134 78H136V76H138ZM142 74H143V76H142ZM151 74H152V75H151ZM157 74H158V75H157ZM185 74H186L187 76H184ZM225 74H226V75H225ZM22 75H23V77H22ZM37 75H38V76H37ZM58 75H59V76H60V75L63 76V78L61 79V78H60L61 76H60L59 78H60L61 80L58 79ZM80 75H81V76H80ZM102 75H103V76H102ZM105 75H107V77H106ZM144 75L146 76V78H147V76H148V77L150 78V81H151V82L149 81L148 78H147L148 80H146V78H145ZM190 75H191V76H190ZM209 75H210L211 77H210ZM231 75H233L234 77H235V76H237V77L233 78V76H231ZM16 76H17V77H16ZM34 76H35V77H34ZM36 76H37V77H36ZM64 76H65V77H64ZM66 76H68V77H67L68 80H70V79H72L73 81L75 80L74 82H76V83H74L72 80L67 81ZM76 76H77V77H76ZM111 76H112L113 80H112ZM151 76H153V77L151 78ZM170 76H171V74H170ZM181 76H180V77H181ZM212 76H213V77H212ZM217 76H219V77L221 76L222 78H221V77L219 78V77H217ZM20 77H21L22 80L20 79ZM26 77H27V78H26ZM33 77H34V78H33ZM50 77H51V78H50ZM69 77H71V78H69ZM84 77H85L86 79H84ZM100 77H101V79H100ZM104 77H105V78H104ZM108 77L111 78L112 81L116 80V81H114V82H115V83L117 82V84H118V81H117L118 78H117V77L121 78V79H119V80H120L119 82H120V83L122 82L121 84L124 85V86L121 87V85H120V83H119L118 85H119V87H120V90H119L117 84H115V86L118 88V89H117V88L115 87V88L118 90V93L120 92V94L117 95V98L114 97V96H116V93H117V92L114 93V90H115V89H113L114 87H112V85H111V83L113 84L114 82H112ZM141 77H143V78H145V79H142ZM173 77H174V76H173ZM191 77H192L193 79H192ZM207 77H208V78H207ZM216 77H217V78H216ZM223 77H224V78H223ZM227 77H228V78H227ZM261 77H262V79H261L262 81H260V82H261L262 84L258 85V84H257V83H258L257 81H259ZM31 78L34 79V81H33ZM49 78H50V80H49ZM52 78H53L54 80H53ZM73 78H74V79H73ZM80 78H81V79H80ZM87 78H88V79H87ZM91 78H92V80H91ZM95 78H96V79H95ZM102 78H103V79H102ZM106 78L108 79L107 81L105 80ZM114 78H115V79H114ZM116 78H117V79H116ZM122 78H123L125 81H127V82L123 83L124 80H123ZM128 78H130L133 82H134V80H135V81H136V82H134L135 84H136V83L139 84V82H140L139 87H138V84L135 85L132 81H131V82H132V85H131V84L129 83L130 80H128ZM139 78H140V79H139ZM153 78H154V80L156 81V83H155V82L152 83V82H153V81H152ZM181 78H182V77H181ZM210 78H211V79H210ZM212 78H213L214 80H213ZM225 78H226V79H225ZM9 79H8V80H9ZM23 79H24V80H23ZM35 79H36V80H35ZM39 79H41V80H39ZM63 79H66V80H63ZM99 79H100L101 81H100ZM138 79H139V81H138ZM141 79H142V80H141ZM208 79H209V81H208ZM216 79H217V80H216ZM219 79H220V80H219ZM231 79H232V81H231ZM11 80H10V81H11ZM17 80H18V81H17ZM20 80H21L22 82H21ZM25 80H26V81H25ZM37 80H38V81H37ZM42 80H43L45 83L42 82ZM47 80H49V83H47V82H48ZM56 80H57V81H56ZM90 80H91V82H90ZM104 80H105V81H104ZM143 80H144V82H141V81H143ZM190 80H193V82H195L196 84H195V85L192 84V81H190ZM206 80H207L209 83H211V82L213 81L212 83H213L214 86L211 85L212 83L209 84L208 82H206ZM221 80H222V81H221ZM235 80H236V81H235ZM237 80H238V82H237ZM242 80H243V78H242ZM23 81H24V82H23ZM52 81H53V82H52ZM59 81H60L61 83L64 82V81H66V82H67V85H66L65 82H64V83H63V86H64V84H65V86L63 87L62 85H60L61 83H60ZM77 81H78V82L83 81V83H78ZM102 81H103V82H102ZM108 81H109V82H108ZM128 81H129V82H128ZM157 81H160V82H157ZM166 81H167V80H166ZM186 81H185V82H186ZM229 81H230V82H229ZM19 82H18V83H19ZM26 82L29 84V85H28L29 88H27V83H26ZM36 82H37V83H36ZM38 82H39L40 84H39ZM41 82H42L43 84H42ZM50 82H51V83H50ZM57 82H59V83H57ZM85 82H86V83H85ZM88 82H90V83H88ZM95 82H96V83H95ZM98 82H101V83H98ZM105 82H106L107 84H110V85H107L108 88L105 87V88H107L106 90H105V88H104V85L106 84ZM171 82H172V83H171ZM187 82H186V83H187ZM221 82H225V83H221ZM235 82H236V83H235ZM31 83H32V84H31ZM103 83H105V84H103ZM126 83H129L130 86L128 87L129 84H126ZM141 83H143L144 85H142ZM147 83L151 86L150 89H149L150 86H147V85H148ZM150 83H151V84H150ZM157 83H160V84L163 83V84H161V85H163V87L166 86V88H163L161 85H159V84H157ZM207 83H208V84H207ZM217 83H218V84H217ZM219 83H221V84H219ZM226 83H229V85L226 84ZM30 84H31V85H30ZM33 84H34V85H33ZM35 84H36V85H35ZM38 84H39V85H38ZM57 84H58L59 88H58ZM68 84H69V85H68ZM73 84H75V85H73ZM76 84H77V85H76ZM80 84H82V85H80ZM88 84H89L91 87L88 86ZM96 84H98V85H96ZM133 84L136 86V87H134V88H136V89L139 88V89H137V93H136V95H135V93H134V92H136V90L133 92L134 95H135L136 97L139 95V93H142V90L144 91V90L146 89V87H147V89H149L150 91H153V92H150V91L147 90L148 93H149V94H147V92H146V90H145L146 94H147L148 96H150L149 98L147 97V95L145 94V92H143V94H145L144 96L147 97V100H146V98H144L147 102L142 98V97H144V96H141V98H140V95H141V94L137 97L140 101L137 100V98H135V96L132 94V91H133L134 88H133L132 90H130V87L133 86ZM155 84H156V86L158 85L157 88L155 87ZM164 84H165V85H164ZM167 84H168V85H169V84H170V85L172 84V85H171V86H170V85L167 86ZM223 84H224V85H223ZM225 84H226V85H225ZM236 84H237L238 86H237ZM32 85H33V86H32ZM40 85H41V86H40ZM42 85H43V86H42ZM45 85H46L47 87H46ZM49 85H50V86H49ZM55 85H56L57 87H56ZM71 85H73V88H71ZM78 85H79V87H78ZM92 85H93V86H92ZM113 85H114V84H113ZM140 85H141V86H140ZM145 85H146V86H145ZM152 85H153V87H154V90H152V89H153V88H152ZM206 85H208V86L206 87ZM221 85L224 86V87H222ZM231 85H232V86H231ZM31 86L34 88V90H33V89H30ZM35 86H36V87H35ZM66 86H67L68 88H66ZM75 86H76V88H75ZM85 86H86V87H85ZM96 86H97V87H96ZM98 86H99V87H98ZM105 86H106V85H105ZM159 86H161V87H162L163 89H165V90L162 91V89H160L161 87H159ZM172 86L175 87V88H174L175 90L173 89ZM215 86H216V87H215ZM219 86L222 88L221 91H220V87H219ZM258 86H259V88H260L261 86H262V87L259 89ZM52 87H53V88H52ZM100 87H101V89H100ZM102 87H103L104 89H103ZM125 87H128V88H125ZM141 87H145V89L143 88V89L141 90V92H140ZM203 87H205L206 90H205ZM225 87H227V88H225ZM229 87H230V89H229ZM36 88H37V90H36ZM40 88H41V89H40ZM43 88H44V89H43ZM47 88H48V89H47ZM55 88H56V89H55ZM60 88H61V90H59ZM80 88H81L83 91L78 90V89H80ZM83 88H84V89L86 88V89L84 90ZM87 88H88V89H87ZM89 88H90V89H89ZM92 88H93V89H92ZM95 88H96V89H95ZM109 88H110V89H109ZM131 88H132V87H131ZM207 88H209V89H207ZM212 88H213L214 90H213ZM231 88H232V89H231ZM236 88H237V89H236ZM257 88H258V90H259L260 92H258ZM28 89H29V90H28ZM38 89H39V90H38ZM46 89H47V90H46ZM63 89H64V90H63ZM66 89H67V90H66ZM76 89H77L78 91H77ZM91 89H92V90H91ZM122 89H124V90H123L124 92L122 91ZM125 89H126V90H125ZM128 89H129V93H130V91H131V94H130L131 97L128 96V95H129V93H128ZM157 89H160V90H161L162 92H164L165 94L162 93V92H160V90L158 91ZM200 89H201V90H200ZM202 89H203V90H202ZM223 89H224V91H223ZM226 89H227V90H226ZM238 89H239V90H238ZM263 89H262V94H264ZM44 90H46L47 93H46V91H44ZM48 90H49V91H48ZM51 90H52V91H51ZM54 90H55V91L57 90L56 93H55ZM58 90H59V91H58ZM71 90H73V92L75 91V93H73ZM88 90H91V91H88ZM96 90H98V91H96ZM103 90H104V91H103ZM110 90H111V94H109V95H111V96H109V95L107 94V93H110V92H109ZM112 90H113V92H112ZM138 90H139V91H138ZM210 90H211V91H210ZM215 90H218V91L216 92ZM229 90H230V91H229ZM234 90H235V91H234ZM240 90H242V91H240ZM29 91H30V92H29ZM50 91H51V92H50ZM62 91H63V92H62ZM64 91H65V92H64ZM66 91H67V93H68V95H66V96H67L68 98H69V95L72 96V97H70V98H73L72 101H71L70 98L67 100V97L64 96V94H67ZM69 91H70V92H69ZM76 91H77V92H76ZM107 91H108V92H107ZM115 91H116V90H115ZM125 91H127V94H126ZM155 91H158V92H157L158 95L162 96L163 98L165 97V99H164L165 101H163V103L165 104V106H164L163 103H162L163 106L161 105V107H157L158 105L160 106V102H161V100H159L160 97H158L159 99H158V98L156 99L157 94H156ZM165 91H166V92H165ZM208 91H209V93H208ZM213 91H214V92H213ZM227 91H229L230 93L227 92ZM239 91H240V92H239ZM255 91H256V93H257V96H255V95H256ZM25 92H27V93L29 94V96H28L27 93L25 94ZM40 92H41V93L43 92V94H41ZM48 92H49V93H48ZM58 92H59V93H58ZM71 92H72L73 95L71 94ZM81 92H82V93H81ZM91 92H92L93 94H91ZM94 92H95V95H94ZM121 92H122V93H121ZM138 92H139V93H138ZM167 92H168V93H167ZM192 92H193V93H192ZM203 92H206V94L203 93ZM212 92H213V93H212ZM215 92H216L217 94L219 93V94H221V95L223 96V97H222L221 95L218 94V95H219V99H220V101H219V100H216V102L218 101V102L216 103V105H215V102H214L215 100L212 101V102H214V103H211V104H210V101H211V100H210V98H208L209 96H210L211 98L213 97L214 99H215L216 97L218 98V96L214 94ZM233 92H234V93H233ZM38 93H39V94H38ZM44 93H46V96H45ZM57 93H58V94H57ZM60 93H61L62 95H61ZM76 93H77V94H76ZM87 93H88V94H87ZM98 93H100L101 95L98 94ZM113 93H114L115 95H114ZM153 93L156 94V97H155V94H153ZM159 93H160V94H159ZM171 93H172V94H171ZM195 93H196V95H195ZM199 93H200V94H199ZM201 93H203V94H201ZM222 93H223V94H222ZM224 93H225V94H224ZM228 93H229V94H228ZM232 93H233V94H232ZM244 93H245V94H244ZM36 94H37V95H36ZM40 94H41V95H40ZM49 94H50V96H48ZM52 94H53V95H52ZM74 94H75V95H74ZM80 94L84 95L85 97H84V96L82 97V95H80ZM86 94H87V95H86ZM97 94H98L99 96H98ZM103 94H104V96H103ZM105 94H106V96H105ZM112 94L114 95V96H113L114 98L112 97ZM143 94H142V95H143ZM151 94H153V95H151ZM162 94H163V95H162ZM167 94H168V96H170L169 99H168V96H167V98H166V95H167ZM204 94H205V96H203ZM208 94H209V95H208ZM250 94H249V95H250ZM262 94H261V96H260V99H263V97H264V95H263V97H262ZM59 95L62 96L61 99H60V96H59ZM76 95H78V96H77L78 98L76 97ZM79 95H80V96H79ZM119 95H120V96H119ZM132 95H133V97L138 101V104H139V103L142 104L143 102H146V103L148 104L150 101H151L150 104H151V103L154 104L153 102H155V101H156V102L159 101L158 104H157L156 102H155V104H154V106H156V104H157L156 107H157L158 109H157V108L155 109V107H152L153 105H150V104L147 105L146 103H145V104H146V108L149 107V109H146L144 105H143V106H144V107H143L142 105L140 106V104L138 105L137 103L134 102V103L136 104V105H135V104L133 103V101H136V100H134V99L132 100V99H131V98H132ZM180 95H181V96H180ZM197 95H198V96H197ZM206 95H208V96H206ZM214 95H215V97H214ZM230 95H232V96H230ZM243 95H244V97H243ZM253 95H254V96H253ZM31 96H32V97H31ZM34 96H36V97H34ZM43 96H44V97H43ZM52 96H53V97H52ZM54 96H55V97H54ZM88 96H89L90 98H88ZM91 96H92V98H91ZM93 96H94L95 98H94ZM101 96H102V97H101ZM107 96H108V97H107ZM118 96H119L120 99L118 98ZM122 96H123V97H122ZM125 96H126L127 98L124 99ZM195 96L197 97V100H198V101L196 100V97H195ZM220 96H221L222 98H221ZM224 96H226V97H224ZM227 96H229V97H227ZM235 96H237V97H235ZM28 97H30V99H29ZM65 97H66V98H65ZM75 97H76V98H75ZM97 97H98V100H97ZM104 97H105V98H104ZM106 97H107L108 99H107ZM110 97H112V99H110ZM128 97H129V98H128ZM162 97H161V99H162ZM203 97L208 98L209 101H208V99H205V98H203ZM231 97H232V98H231ZM245 97H246V99H245ZM44 98H45V99H44ZM57 98H58V99H57ZM63 98H64V99H63ZM79 98H80V99H79ZM85 98H86V100H85ZM101 98H102L103 100H102ZM115 98H116V99H115ZM171 98H172V100H174V99H178V101H177V100H176V101H175V100H174V101H171ZM179 98L181 99V102L183 101L182 104H181ZM202 98H203L204 100H206V101L204 102V100H203ZM223 98H224V100H223ZM233 98H234V100L236 99L235 102H234ZM237 98H238V99H237ZM247 98H248V99H247ZM252 98L255 99V101L252 100ZM36 99H37L38 101H37ZM41 99L44 100V102H43ZM47 99H48V101H47ZM50 99H52V100H50ZM75 99H76V100L79 99V100H81V101L79 102V100H78V101L75 103V101H76ZM88 99H89V100H88ZM99 99H101V100H99ZM105 99H107V100H105ZM109 99H110V100H109ZM122 99H123L124 102L127 101L129 105H128L126 102H125L126 104H124V103H122V101H119V100H122ZM127 99H130V102L132 101V102H131L132 104H131V103L129 102V100H127ZM141 99H142L143 101H141ZM151 99H153V101H152ZM154 99H155V101H154ZM199 99H200V100H199ZM221 99H222V101H221ZM243 99H244V100H243ZM256 99H258V100H256ZM45 100H46L47 102H46ZM56 100H57V102H56ZM58 100H59V101H58ZM69 100H70V101H69ZM113 100H114V101H113ZM116 100L119 101V102H117ZM148 100H150V101H148ZM162 100H163V99H162ZM166 100H167L168 102H169V100H170L171 102H175V103H174V104H172L171 102L167 103ZM195 100H196L197 103L195 102ZM247 100H248V101H247ZM49 101H50V103H48ZM51 101H52V102H51ZM54 101H55V102H54ZM62 101H64V102H62ZM67 101H68L69 103H68ZM90 101H92L91 104H90ZM102 101H103V102H102ZM137 101H136V102H137ZM236 101H237V102H236ZM239 101H241V104H240ZM250 101H251V103H250ZM253 101H254L255 103H253ZM45 102H46V103H45ZM84 102L87 103V104H83ZM94 102H95V103H94ZM104 102H105V103H104ZM115 102H116V103H115ZM176 102H177V104H176ZM225 102H226L227 104H226ZM228 102H229V103H228ZM231 102H232L233 104L235 103L234 106H235L236 109L234 108V106H233V104H232ZM38 103H39V105H38ZM40 103H41V104L44 103V104H43L44 106L41 105ZM56 103L60 106L59 108H61V110L59 109V111H58V109L56 108L58 105H57ZM60 103H61V104H60ZM77 103H78V105H77ZM80 103H82L83 105L80 104ZM99 103H100V104H99ZM109 103H110V105H109ZM113 103H114V104H113ZM166 103H167V104H166ZM203 103H204V104H203ZM218 103H219V104H218ZM223 103H224V104H223ZM244 103H245V104H244ZM248 103L251 104V105H249ZM261 103H262V101H261ZM53 104H55L56 107H55ZM63 104L65 105V107H66L65 109H66V110H64V108H62V107H64ZM75 104H76V106H75ZM89 104H90V105H89ZM95 104H96V105H95ZM116 104H118V105H120V106H118V105L116 106ZM122 104L126 105L127 107L124 106V107H125V109H124ZM175 104H176V105H175ZM195 104H196V105H195ZM200 104H201V105H200ZM208 104H209V109L211 108V109H210L211 111H210V110H209V111L207 110V109H208V106H207ZM212 104H214V106H212ZM231 104H232V106L229 107V105H231ZM236 104H237V105H236ZM46 105H47V106H46ZM49 105H50V107H48ZM61 105H63V106L61 107ZM72 105H74V106H72ZM79 105H81V109H80V106H79ZM92 105H93V106H92ZM101 105H102V106H101ZM113 105H115V106L113 107ZM131 105H132V107H134V108L131 107V109H127V111H126V108H130L129 106H131ZM133 105H134V106H133ZM199 105H200V106H199ZM202 105H203V106H202ZM219 105H220V106L223 105V106H225V107H223V106L220 107ZM243 105H244V106H243ZM38 106H39L41 109L38 108ZM67 106H68V107L71 106V107H74V108H73L72 111L69 112L68 109L71 108V107L67 108ZM82 106H83L85 109H84ZM94 106H95V107H94ZM105 106H106V107H105ZM135 106H137V108H135ZM138 106H139L140 108H139ZM150 106H151V109L153 108V110L150 109ZM215 106H216V107H215ZM236 106L239 107V108H237ZM242 106H243V107H242ZM246 106H247V107H246ZM261 106L264 107V99H263V105H261ZM54 107H55V108H54ZM88 107H90L91 110H90ZM92 107H93V108H92ZM101 107H102V108H101ZM116 107L118 108V110H119V109L122 110V111H121L122 113H121V114H118V115H120V116H122V117H119V116L116 114V113H120V112L117 110ZM121 107H122V108H121ZM169 107H171V108H169ZM178 107H179V108H178ZM185 107H187V108H185ZM195 107H198V108H195ZM199 107H200V108L202 107L201 109H203V110H201ZM203 107H204V108H203ZM245 107H246V110L249 109V110H247V111H250V109H253L254 107H255L254 109H256L255 112H254V116H253V115L251 116V112H250V113L248 112L250 115H248L247 112H246V114L251 118V120H250L249 117H246L247 115L245 114V111H244V108H245ZM248 107H249V108H248ZM32 108H33V109H32ZM44 108H45V109H44ZM47 108H50L51 110H50V109H47ZM75 108H76L77 110H76ZM87 108H88V109H87ZM96 108H97V109H96ZM103 108H104V110H102ZM113 108H114V109H113ZM144 108H145L146 110H145ZM184 108H185V109H184ZM205 108H207V109H205ZM222 108H223V109H222ZM229 108H230V109H229ZM233 108H234L236 111H235ZM34 109H35V110L38 109V110L35 111ZM54 109H55V110H54ZM62 109H63V110H62ZM71 109H72V108H71ZM71 109H70V110H71ZM82 109H84V110H83V113H82ZM98 109H99V110H98ZM112 109H113V110H112ZM133 109H138V110H133ZM139 109L142 111L141 113L144 114V115H147V114H148V113L145 114L146 111H148V110H149V112H150V111L154 112V115H152V114H153L152 112H151L152 114L149 113V116H150V117H146L147 119H145V118H144L145 116L143 115V117H142V118H143V122H140V120L142 121V118H141V119L139 118V116H140L141 114H140L139 116H137V113L139 112ZM142 109L144 110V112H143ZM154 109H155L156 111H155ZM194 109H193V110H194ZM56 110H57L58 112H57ZM67 110H68V111H67ZM74 110H76L77 112H78V110H80V111H79L80 113H77V112H75ZM86 110H87V111H86ZM94 110L97 111L98 113H97V112H94ZM107 110H109V111H107ZM110 110H111V111H110ZM116 110H117V112H114V111H116ZM129 110H130L131 113H130V112L128 113ZM180 110H181V111H180ZM198 110H199V111H198ZM200 110H201V111H200ZM212 110H213V111H212ZM217 110H218V111H217ZM241 110H242L243 112L240 113ZM50 111H51V113H48V112H50ZM64 111H65V112H64ZM73 111H74L75 114H68V113H71V112H73ZM84 111H85V112H84ZM89 111H90V113L88 114ZM99 111H100V112H99ZM102 111H103V112H102ZM112 111H113V112H112ZM124 111H125L126 113H125ZM132 111H135V112L132 113ZM136 111H137V113H136ZM175 111H174V112H175ZM183 111H182V112H183ZM205 111H206V112H205ZM214 111H215V112H218V113H215ZM223 111H224V113H223ZM230 111H231V112H230ZM252 111H253V110H252ZM262 111H263V110H262ZM62 112H63V113H62ZM67 112H68V113H67ZM92 112H93V113H92ZM167 112H168V113H167ZM174 112H172V114H173ZM204 112H205V113H208V115L205 114ZM211 112H213V114H212ZM226 112H227V114H226ZM228 112H229V113H228ZM233 112H234V114H233ZM52 113H53V115H52ZM60 113H61V114H60ZM64 113H65V114L67 113L68 116H67V114L64 115ZM111 113H112V114H111ZM134 113H136L135 116L138 117L140 120L137 119V118L134 116ZM175 113H176V112H175ZM195 113H196V114H195ZM198 113H199L200 116L198 115ZM200 113H201V114H200ZM235 113H236V114H235ZM242 113H244L245 116L242 117V115H241ZM258 113H260V112H258ZM40 114H39V115H40ZM54 114H56V115H55L56 117H54ZM77 114H78V115H77ZM80 114H81V115H80ZM83 114H86V116H82ZM87 114H88V115H87ZM91 114H92V115H91ZM95 114H96V117H95ZM101 114H102V115H101ZM124 114H129V115L132 114V115H131V116H132V120H130L131 116H129V115H124ZM210 114H212V115H210ZM214 114H215V115H214ZM217 114H218V116H217ZM223 114H224V115H223ZM237 114L240 116V119H241V120L243 119L242 121H245V119H246L247 123H245L246 121L244 122V123L246 124V127H247V124H248V120L253 121V122H249V126H248L249 129H250L249 132L247 131V130H249V129H247V128L245 127V128L247 129V130L245 129V130H246V131H245V130L242 128V127H243L242 125H241V127H240V126H237V127H236V122H235V121L237 120L236 117H238ZM244 114H243V115H244ZM252 114H253V112H252ZM35 115H36V114H35ZM50 115H51V116H50ZM57 115H58V116H57ZM59 115H60V116H59ZM69 115H70V116L72 115V116L70 117ZM100 115H101V117H99ZM108 115H109V117H108L109 119L107 118ZM156 115H157V114H156ZM168 115H170V114H168ZM168 115H167V117H168ZM204 115H205L208 119H207ZM221 115H222V116H221ZM229 115H230V117H229ZM231 115H232V116H231ZM234 115L236 116V117H235L236 120H234V117H233ZM260 115H261V114H260ZM260 115H259V116H260ZM49 116H50V117H49ZM66 116H67V117H66ZM77 116H78L80 119H81V116H82V119L80 120ZM88 116H89V117H88ZM113 116H116V117H113ZM126 116H127V118H129L128 120H127V118L125 119ZM147 116H148V115H147ZM198 116L201 117L200 119H202V121L200 120L199 124H198V122H197V121H199V120H198V119L196 120V118H199ZM213 116H214V117H213ZM223 116H225V117H223ZM261 116H262V115H261ZM57 117H58V119H57ZM60 117H61V119H60ZM63 117H64V118H63ZM65 117H66V118H69V121H68V119H65ZM72 117H73V118H75V117L78 118L80 122H82V120H83L82 123L78 122V123H80V125H82V126H80V127H82V128H83V126L85 127V125H83V124L85 123V122H84V119H85L86 117L91 118V119L93 118L94 121H96V119H97V121H96L97 123H95V122H94V123L97 125V126H96V125H95V126L98 127L99 129H100V127L103 126V127H102V130H101V129H100V130L98 129L99 131H101L100 133H99V131L96 130L95 128H94V130L92 129V128L95 127V126H93V127H92V126H91V127L88 126V127H89V128L87 127L88 130H86V128H84L85 131L82 130V128H80L82 131L87 132V133L82 132V133L78 134V136H80V135L82 134V135H81V138H82V136L85 135V137H83V138H84V139L87 138V141H86V142L84 141L83 145H81L80 142H83V141L81 140V141H79V144H80L81 146H84V147H85V144L87 143L86 145L89 146V147H87V146L85 147L87 150H85L84 147H83V149H82V147L79 146V144H78V139H79V138H74L75 133L77 134V131H78V133H79L80 129H79V126H77V128H78L79 130L76 131L77 128H76L75 126L78 125V124H77V122H75V124L73 125V123H71V121H74V120H75V121H78V120H76V118L73 119ZM97 117H99V118H97ZM103 117H105V118H104V119H105L104 121H103ZM118 117H119V118H118ZM123 117H124V118H123ZM133 117H134V118H133ZM217 117H218V118H217ZM220 117H221V118H220ZM232 117H233V118H232ZM241 117H242V118H241ZM244 117H246V118L244 119ZM253 117H254V118H253ZM70 118H72V119H70ZM94 118H95V119H94ZM211 118H214V119H211ZM223 118H224V119H223ZM227 118H228V119H227ZM230 118H231V119H230ZM252 118H253L254 120H253ZM259 118H260V117H259ZM46 119H47V120H46ZM55 119H56L57 121H56ZM62 119H63L64 122H62ZM91 119H89V120H91ZM98 119H99L102 123H101V122H98V121H99ZM106 119H107V120H106ZM119 119H121V120H119ZM122 119H125L124 121H126V120L129 121V120H130V121H129V122H130V123H129V126H128V124H127L128 122H124V121H122ZM134 119H135V120H134ZM144 119H145V120H144ZM148 119H149V122H148ZM205 119H206V120H205ZM209 119H210V120H209ZM217 119H218V120H217ZM221 119H223L224 121L221 122V121H222ZM226 119H227V121H226V123H224ZM240 119H238V120H240ZM257 119H258V118H257ZM261 119H262V117H261ZM54 120H55L56 122H55ZM59 120H61V121H59ZM65 120H67L68 123H67V121H65ZM86 120H87V119H86ZM93 120H92V121H93ZM109 120H110V121H109ZM133 120H134V122H133ZM136 120H138V121H136ZM213 120H214V121H213ZM233 120H234V121H233ZM255 120H256V121H255ZM0 121H1V118H0ZM43 121H44V122H43ZM50 121H51V122H50ZM58 121H59V122H58ZM105 121H106L108 124H109V123H112L113 125H107V123H106ZM113 121H114V122H113ZM117 121H118V122H117ZM131 121H132V123H133L132 125H130V124H131ZM146 121H147V122H146ZM171 121H172V120H171ZM209 121H211V123H210ZM212 121H213V122H212ZM217 121H219L220 123H218ZM228 121H230V122H228ZM53 122H55V123H53ZM57 122H58V123H57ZM60 122H62V124H60ZM65 122H66V123H65ZM89 122H90V121H89ZM103 122H105V123H103ZM115 122H116V123H115ZM119 122H120V123H119ZM121 122H123L124 125L121 124ZM136 122H137L138 124H136ZM144 122H145V123H144ZM180 122L176 124V122L174 123V122H169V121H168V122H165V124H164V120H163V128L161 129V130H162V133H163L164 131L168 132L169 134L167 133L166 137H168L170 140L173 141V137H171V136H175V135H173V134L171 135V133H170L171 131H172V133H177V132H179L180 135H181L182 132H184V131H181V130H184V128H182V129L180 128V131H178V130H179L178 126H180V125H179ZM182 122H184L185 124H183ZM201 122H202V123H201ZM203 122H204V123L206 122V124L204 125ZM215 122H216V123H215ZM234 122H235V123H234ZM254 122H255V124H253ZM256 122H257V123H256ZM45 123H46V125H45ZM47 123H48L52 128H53V127H54V128L52 129V128H50V126H48V127L50 128V129H48V128H47V125H48ZM51 123H53V125H57V127H59V125H60V127H59L60 130H59V128H58V129H57L58 131L55 132V130H56L57 127H56V126H53ZM64 123H65V124H68L70 127L67 126V125H66V127H65V124H64ZM69 123H71V124H69ZM86 123H87V122H86ZM100 123H101V124H100ZM147 123H149V124H147ZM173 123H174V124H173ZM217 123H218V124H217ZM221 123H222V124H221ZM223 123H224V127H223ZM250 123H251V124H250ZM0 124H1V123H0ZM103 124H104V125H103ZM118 124H119V125H118ZM120 124H121V125H120ZM134 124H135V125H134ZM139 124H140V126H137V125H139ZM142 124H143V125H142ZM144 124H145V125H144ZM146 124H147V125H146ZM170 124H171V125H170ZM175 124H176V125H175ZM197 124H198L199 126H198ZM200 124H201V126H200ZM219 124H220V125H219ZM256 124H257L258 126H257ZM61 125H63L64 127L61 126ZM71 125H73V126H71ZM98 125H99L100 127H99ZM115 125H116V127H115ZM125 125H126L127 127H126ZM165 125H166V126H165ZM174 125H175L176 127H174ZM207 125H209V126H207ZM213 125H215L216 127L213 126ZM221 125H222V128H220ZM225 125H227L228 127L226 126V127H227V128H226ZM229 125H231V127H230ZM233 125H234V126H233ZM253 125H255V126H253ZM42 126H43V127H42ZM45 126H46V127H45ZM106 126H107V127H106ZM120 126L123 127V128H121ZM130 126H133L134 128H132V127H130ZM136 126H137V127H136ZM142 126H144V128H143ZM146 126H147V129H146ZM181 126H180V127H181ZM187 126H188V127H187ZM212 126H213L214 128H213ZM262 126H263V127H262ZM44 127H45V128H44ZM67 127H69L70 129L67 128ZM72 127H75V130H74V129H71ZM104 127H105V128H104ZM108 127H109V128H108ZM118 127H119V128H118ZM128 127H129V128H128ZM167 127H168V128H167ZM169 127H170V128L172 127L173 130L175 129L174 132H173L172 129L170 130ZM197 127H198V128H197ZM210 127H211V128H210ZM252 127H253V128H252ZM2 128H3V127H2V124H1V125H0V172H2V173H1L0 175L3 176V178L0 177V179H1L0 181H2L0 184H2V186H4L5 183H6L5 186H7V187H5V186H4V187H1V185H0V200H2V201L0 202V203H1V204H0V206H1L0 208H4V209H3L4 212H3V210L0 211V216H1V213L3 212L5 215H4L3 213H2V214L5 216L4 219L7 221V223L5 222V220H3V218L1 219V217H3V215L0 217V221H4V222L6 223V225H7L8 222L10 221V222H9L10 225L8 224V225H7L8 227H7V226H5V225H2L4 222H2V223L0 222V233H2V235L4 236V237H2L3 239H5V238H6V235H7V239H8V241H9V242L12 241L13 243L10 242V243L8 244V242H7V244H6V243H5L6 239H5V240L2 239V241H3L4 244H3L2 242H0V244H3V245H4L3 248H4V249L6 248L7 251H8L9 253H8L6 250H4V249L2 250V248L0 247V251H2V252H0V254H1V253L3 254V252H4L7 256L10 257L9 254L15 252L16 254H14V253H13V254L16 255V256H13V255L11 254V258L14 259V258L16 257V258L19 260V262L21 261V262H20L21 264H22V263H23V264H24V263L26 264L27 262H29L28 264H46V262H48L47 260H49V259H48L45 255H41V254H40V253L43 254V253L45 252L46 249H45V247H43L44 245L42 246L43 249H42L41 247H39V244H40V245L43 244V243H40V242H42V237H43V235H42V234H39V232L36 233V230H35V229H36L37 227L34 228V227H35V224H36L37 222H39V223H37L38 226H40V225H39L40 223H41V225H42V222L40 221V218L37 217L36 213H34L35 211H33V207H32V205H31V203H30V200H31V199H30V192H29V189H28L26 172H25V170H24V166H23V163H22V160H21V156H20V154L18 153V151L15 149V147L12 145V143H11L10 140H9V138H7V135L5 136V132L2 131V130H4V129H2ZM43 128H44V129H43ZM62 128H63V129H62ZM66 128H67V130H66ZM107 128H108V129H107ZM112 128H113V129H112ZM117 128H118V129H117ZM125 128H128V129H125ZM135 128H137V129H135ZM141 128H142V129H141ZM150 128H151V126H150ZM164 128H165V129H164ZM201 128H202V130H200ZM205 128H207L208 131H207V129L205 130ZM215 128H216V129H215ZM224 128H226V129H224ZM231 128H232V129H231ZM237 128H238V129H237ZM239 128H240V129H239ZM254 128H255V129H254ZM256 128H257V129H256ZM35 129H37V128H36V124H35ZM64 129H65V131H64ZM121 129H122V130H121ZM132 129H134V130H132ZM140 129H141V130H140ZM143 129H144V130H143ZM145 129H146V130H145ZM211 129H212V130H211ZM217 129H218V130H217ZM220 129H221V130H220ZM261 129H262V130H261ZM53 130H54V131H53ZM68 130H69V131H68ZM71 130H72V131H71ZM90 130H91L92 132H91ZM95 130L98 131V133H97L98 138H96V139H97V140L99 139L100 141H99V140L97 141L96 139H94V137H96V135H95L96 133L94 132V134H93V131H95ZM114 130H115V132H114ZM116 130H118V131L116 132ZM136 130H139L138 132L140 133V136L142 135L141 137L138 136L139 133H137ZM142 130H143L144 134H143ZM161 130H160V132H161ZM195 130H196V131H195ZM203 130H205V131H203ZM209 130H210V131H209ZM226 130H229V131H226ZM235 130H238L239 133H237L238 131H235ZM241 130H242V131H241ZM251 130H252V133H251ZM52 131L55 132V134L52 133ZM61 131H62V132H61ZM70 131H71V132H70ZM105 131H106V132H105ZM107 131H108V133H107ZM109 131H110L111 134L109 133ZM111 131L114 132V133H112ZM128 131H127V132H128ZM131 131H132V133H131ZM133 131H135V132H133ZM149 131H150V129L148 130V133H150ZM198 131H199V132H198ZM202 131H203V132H202ZM212 131H214V133H213ZM219 131H220V132H219ZM222 131H223V132H222ZM258 131H260V132H259L260 134L258 133ZM33 132H34V130H33ZM48 132H47V135H48ZM57 132H59V133H58L59 135H56ZM60 132H61L62 134H60ZM64 132H65V134H66V132H67V134H68V133H69V134H68V135L66 134L67 136H65V135H63ZM73 132H74V133H73ZM80 132H81V131H80ZM103 132H105V133H103ZM166 132H164L162 135H165ZM195 132H197V133H195ZM204 132H205V133H204ZM221 132H222V134H221ZM240 132H241V133H240ZM247 132H248V133H247ZM83 133H84V135H83ZM101 133H102V134H101ZM106 133H107V134H106ZM115 133H116V134H115ZM118 133H119V134H118ZM135 133L137 134L138 137L136 136ZM229 133H230V134H229ZM71 134H73V136H72ZM89 134H90V135H89ZM91 134H92V136H94L93 138L90 137ZM103 134H106V135H103ZM108 134H109L110 136H108ZM114 134H115V136H114ZM197 134H198V135H197ZM204 134H205L206 137L204 136ZM206 134H207V135H206ZM217 134H218V135H217ZM223 134H225V135L223 136ZM233 134H234L235 138H234V136L232 137ZM237 134H238V136H237ZM245 134H246V136H245ZM248 134H249V138H252L251 135H252V134H255V139H254V137H253L254 142H252V143H254L255 146H254L253 144H252V146H251V144H249L250 146L248 145V143L250 142L249 139L247 140V138H248ZM257 134H258V135H257ZM53 135H54V136H53ZM60 135H61V136H60ZM101 135H102L103 137H102ZM111 135H112V136H111ZM116 135H117L118 137H117ZM121 135H122V133H121ZM169 135H171V136H169ZM177 135H179V134L177 133ZM177 135H176V136H177ZM182 135H184V133H183ZM188 135H187V136H188ZM201 135H202L203 138H201ZM215 135H217V136L215 137ZM220 135H221V137H220ZM239 135H240V137H239ZM256 135H257V137H256ZM260 135H261V136H260ZM56 136H58L60 139H57L58 137H57V138H53V137H56ZM62 136H63V137H62ZM76 136H77V135H76ZM76 136H75V137H76ZM78 136H77V137H78ZM86 136H87V137H86ZM88 136H89V137H88ZM105 136H107V139L110 137V138L107 140V143H106L107 145L104 144V143H103L104 145L102 144V141H103V142L106 141V140L104 141V138L106 139ZM130 136H131V135H129V139L131 140V139L133 138V136H131L132 138H131ZM189 136H188V138H189ZM199 136H200V137H199ZM207 136H208V137H207ZM228 136H229V137H228ZM252 136H254V135H252ZM258 136H259V137H258ZM61 137H62V138H61ZM68 137H69V138H68ZM70 137H71V138H70ZM114 137H115V139H116V140H115L116 142L113 141ZM116 137H117V138H116ZM123 137H124V136H123ZM139 137H140L141 139H140ZM198 137H199V138H198ZM209 137H210L211 139H210ZM212 137H214V138H212ZM217 137H218V139H217ZM260 137H261V138H260ZM64 138H66V140H65ZM81 138H80V139H81ZM111 138H113V139H111ZM118 138H119V139H118ZM134 138H133L131 141H134ZM200 138H201V139H200ZM221 138H222V139H221ZM223 138H224L225 140H224ZM228 138H229V139H228ZM241 138H242V139H241ZM244 138H245V140H244ZM257 138H258L259 140H258ZM52 139H53V140H52ZM63 139H64V140H63ZM67 139H68V140H67ZM71 139H72V140H71ZM74 139H75V140H74ZM80 139H79V140H80ZM84 139H83V140H84ZM110 139L112 140V142H111ZM117 139H118V140H117ZM138 139H139V140H138ZM198 139H199V141H198ZM202 139H203V140H202ZM206 139H207V140H206ZM209 139H210V140H209ZM216 139H217V140H216ZM232 139H233V140H232ZM236 139H237V140H236ZM48 140H50V139L48 138ZM55 140H57V141L60 140L59 142L56 141L59 145H58L56 142H54ZM62 140L65 141V142L62 143V142H63ZM69 140H70V142H69ZM90 140H91V141H90ZM222 140H224V142H223ZM227 140H228V141H227ZM229 140H230V141H229ZM234 140H235V141H234ZM240 140H241L242 142H241ZM246 140H247V141H246ZM256 140H257V141H256ZM96 141H97V142H96ZM117 141H120V143H121V144H119L120 146H122V147L119 146V148H120L121 150H120L119 148H117L118 146H116V145H118V143H119V142H117ZM137 141H138V143L140 144V145H139L140 148H141V147H144L146 153L143 152V151H144L143 148H141V149L138 148L139 146H137V145H138ZM141 141H142V142H141ZM143 141H144L145 143H144ZM194 141H195V143H194ZM204 141H206V143H205ZM212 141H213V142H212ZM217 141H218V142H217ZM231 141H232V142L234 141V142L232 143ZM236 141H237V144L235 143ZM248 141H249V142H248ZM89 142H90V143H89ZM93 142H95V143H93ZM98 142H99L100 144H99ZM108 142H109V143H108ZM122 142H124V145H122ZM202 142H203L204 144H203ZM207 142H209V143H208V146H207ZM221 142H222V143H221ZM228 142H229L230 144H229ZM247 142H248V143H247ZM49 143H50V142H49ZM55 143H56V144H55ZM61 143H62V144H61ZM72 143H73V144H72ZM88 143H89V144H88ZM92 143H93V144H92ZM96 143H97V144H96ZM112 143H114V144H112ZM141 143H142V144H141ZM198 143H199V144H198ZM216 143H217V144H216ZM218 143H220V144H218ZM224 143H225V144H224ZM74 144H75V145H74ZM76 144H78L77 146L80 147L82 150L79 148L78 151H77L76 149H77L78 147L76 146ZM98 144H99V146H98ZM101 144H102V145H101ZM108 144H110V146H112V147L116 146V148H113V149H119V150H118V151H117V150H114V152H113V151H112L113 149H111V147L108 146ZM115 144H116V145H115ZM125 144H126V145H125ZM158 144H159V143H158ZM158 144H154V146H152V147H155V148H156V145H158ZM191 144H190V145H191ZM212 144H213V146H212ZM214 144H216V145H214ZM238 144H239V145H238ZM257 144H258V145H257ZM57 145H58V146H57ZM63 145H64V146H63ZM73 145H74V146H73ZM90 145H92V147H91L92 150L95 148V151H96V152H94V155H95V153L99 154V152H100L101 154H99V157H101V156H102V157H106V156L108 155V156H107V159H110L109 156H110V157L112 156V157H111V158H112V159H111L112 161L110 160V161L112 162V164L110 163V161H107V159L104 158V159H106L108 165H104V166H103V165L101 164V161L103 160V158H102V159L100 158V159H101V160H100L98 156H97V157H96V156L93 157V155L89 154L90 151H91V149H90ZM105 145H106L107 147H105ZM113 145H114V146H113ZM141 145H144V146H141ZM159 145H160V144H159ZM196 145H197V146H196ZM200 145H201V148H200ZM203 145H204V146H203ZM205 145H206V146H205ZM220 145H221V146H220ZM222 145H223V146H222ZM243 145H244V146H243ZM66 146H67V147H66ZM70 146H73V147L71 148ZM93 146H94V148H93ZM95 146H96V147H95ZM101 146H102V147L104 146L105 148H104V147H103V148H104L106 151L102 150V148H101L100 150H101L102 152L99 151V150H98L99 152H97V149H99ZM123 146L125 147L124 149L127 151V153H128V152L130 153V154H128V156L126 155V153H123V151H124ZM202 146H203V148H202ZM211 146H212V147H211ZM215 146H216V147H215ZM217 146H218V147H217ZM239 146L242 147L243 149H241ZM256 146H257V147H256ZM64 147H65V148H64ZM97 147H98V148H97ZM108 147H109V148H108ZM188 147H189V146H187V147H185V148H187V150H189V148L192 147V146H190L189 148H188ZM208 147H210V148H208ZM213 147H214V148H213ZM223 147H224V148H223ZM227 147H228V149H225V148H227ZM232 147H234V149H233ZM244 147H245L246 149H245ZM253 147H254L255 149H254ZM70 148H71V151H72V149L75 150V151H72V154H69V151H68V150H70ZM107 148H108V149H107ZM126 148H127V149H126ZM150 148H151V149H150ZM207 148L210 150V152H209V150H208ZM221 148L223 149L224 152L222 151ZM236 148H237V150H236ZM247 148H248V149H247ZM260 148H261V149H260ZM63 149H64V150H63ZM88 149H89V151H88ZM109 149H111V150H109ZM142 149H143V150H142ZM147 149H148V150L150 149V152H149ZM213 149H214V150H213ZM224 149L226 150V153H225V150H224ZM231 149H232V154H230V153H231V152H230ZM253 149H254V150H253ZM84 150L89 152V153L87 152V154L89 155V157H88V155L86 154V152H85V154L83 155V160H85V163H84V161H82V159H81V158H82V154H81L82 152H80V151H84ZM107 150H108V151H107ZM122 150H123V151H122ZM190 150H191V149H190ZM211 150H212V151H211ZM239 150H240V151H239ZM243 150H245V151H243ZM249 150H250V151H249ZM60 151H61V153H63L62 155L60 154ZM63 151L65 152V154H68V155L70 156V157H68V160H69V158H71V157L73 156V157H72L73 159H72V158H71V159L74 160L73 162L75 163V165H74V163H72V160H71V159H70L69 161H70L74 166H72L71 163H69L68 161H67V163H68L67 165H68V166H64V165H66V162H65V164H64V162H63L64 165L61 164L62 162H60V161H64L63 158L66 157V156L64 155V152H63ZM66 151H67V153H66ZM109 151H112V152H109ZM120 151H121V152H120ZM126 151H125V152H126ZM193 151H192V153H193ZM205 151H206V152H205ZM217 151H218V153L216 154ZM220 151H221V152H220ZM241 151H242V153H241ZM248 151H249V152H248ZM253 151H254V153H253ZM55 152H56V151H55ZM73 152H74V154H73ZM103 152H106V153H104L105 155H102ZM116 152H118V153L116 154ZM119 152L122 153V154H121L122 157H121L120 155L118 156ZM140 152H142L143 154L145 153L144 156H143V154L141 155ZM151 152H152L153 154H152ZM199 152H200V153H199ZM247 152H248V153H247ZM58 153H59V154H58ZM83 153H84V152H83ZM92 153H93V151H92ZM110 153H111V154H110ZM112 153H114L115 155H117L119 158L113 154V155L115 156V158H116V159H113L114 156L112 155ZM138 153L140 154L141 157L138 156V155H139ZM149 153H151V156H150ZM154 153H155V154H154ZM157 153H158V152H157ZM174 153H175V152H174ZM181 153H182V155H181ZM204 153H205V156H202V155H204ZM210 153H211V154H210ZM222 153L226 154L225 156H226V159L228 158V159H227L228 162L222 157V156H223ZM227 153H228V154H227ZM233 153L236 154V155H234ZM78 154H79V155H78ZM97 154H96V155H97ZM106 154H107V155H106ZM109 154H110V155H109ZM124 154H125V156H127L128 158H126L125 156H123ZM146 154H147V155H146ZM148 154H149V155H148ZM220 154H221V155H220ZM229 154H230V155H229ZM238 154H239V155H238ZM243 154H244V155H243ZM246 154H247V155H246ZM250 154H251V156H250ZM252 154H253V156H252ZM255 154H257V155L254 156ZM258 154H259V156H258ZM155 155H156V157H153V158H154V159H153L152 156H155ZM199 155H201V156H199ZM212 155H213V156H212ZM242 155H243L245 158H244ZM60 156H61V157H60ZM62 156H63V157H62ZM79 156H81V158H80ZM91 156H92L93 158H95L94 162H93V159H92ZM142 156L144 157V159L142 158ZM146 156H148V157L150 156V157L152 158V160H151V158H149V159H150V160H149ZM157 156H158V157H157ZM186 156H187V157H186ZM206 156H207V158H208L209 160L206 158ZM211 156H212L213 158H212ZM220 156H221V157L223 158V160H225L226 162H224ZM246 156H247V157H246ZM249 156H250V157H249ZM78 157H79V158H78ZM85 157H88V158H85ZM179 157H181L180 160H179ZM185 157H186V160H185V159H182V158H185ZM198 157H201V158H198ZM216 157H217V158H216ZM240 157H243V158H240ZM58 158H59V159H58ZM84 158H85V159H84ZM89 158H90V162L92 163V164L90 163L91 165H90L89 162H88V161H89ZM97 158H98V160H99L100 162H99L98 160H96ZM125 158H126V159H125ZM140 158H141V159H140ZM145 158H146V159H145ZM156 158H158V159H156ZM187 158H190V159H193V158H194L193 160H195V159H196V160H195L194 163L192 164V163H191V160H190V159L187 160ZM220 158H221V159H220ZM235 158H237L236 160L238 161L239 164H238L237 162H235V161H236ZM239 158H240V159H239ZM247 158H248L249 160H247ZM252 158H253V159H252ZM255 158H256V159H255ZM65 159H66V158H65ZM75 159H77V160H76L77 162H78L79 160H81L80 162H82V163H79V162H78L79 164H77L76 161H75ZM78 159H79V160H78ZM86 159H88V160H86ZM122 159H124V161H122ZM147 159H148V160H147ZM181 159H182V160H181ZM205 159H207V160H205ZM210 159H211V160H210ZM217 159H218L219 161H218ZM242 159H243V160H242ZM251 159H252V161H251ZM59 160H60V161H59ZM144 160H145V161H144ZM156 160H157V162H155ZM158 160H159V163H160V164L163 162V163H162L163 165L160 166V167L163 168L162 170H161V168H160L159 165H158V164H159V163H158ZM161 160H163V161H161ZM173 160H174V161H173ZM193 160H192V162H193ZM200 160H202V161H200ZM229 160H230V161H229ZM245 160H246V161H245ZM261 160H262V161H261ZM86 161H87L88 163H87ZM103 161H104V160H103ZM103 161H102V162H103ZM114 161H115L118 165H117ZM142 161H144V163H148L149 165L151 164V161H152L153 164H154V167L157 168V170L154 169V167L152 166L153 164H151L150 166L148 165V167H149V168H148L147 165L144 164ZM147 161H148V162H147ZM160 161H161V162H160ZM168 161H170L172 164H171L170 162H168ZM196 161H198V162L200 161L199 163L202 162L203 167H202V164H200V166H199V165H198V166L195 165L196 163H198V162H196ZM211 161H213V162H211ZM233 161H234L235 164H233ZM239 161H240V162H239ZM243 161H244V162H243ZM59 162H60V163H59ZM96 162H97V164H96ZM98 162L100 163V165H99V167H100L99 170H100V171L97 170V175H96V174H95V175H96V176L100 175V179H101V180H100L98 177H97V178H98V179H97V178L95 177V175H93V171H94V173H95L96 168H99V167H98ZM113 162H114V163H113ZM141 162H142L143 164H142ZM174 162H176V163H174ZM217 162H219V163H217ZM222 162H223V163H222ZM246 162H247V163H246ZM252 162H253V163H252ZM256 162H257V163H256ZM58 163H59V165H58ZM86 163H87V166H88V167H87V168H88L87 170L90 171V170H89V168H90V169H93L92 171L88 172V171L85 169L86 167H85V168L83 167V166L86 165ZM94 163H95V165H94ZM103 163L105 164L106 162H103ZM155 163H157V164H155ZM167 163H169V164H167ZM173 163H174V166H173ZM199 163H198V164H199ZM204 163H205V164H204ZM206 163H209V164H206ZM220 163H221V164H220ZM248 163H249V164H248ZM255 163H256V164H255ZM260 163H261V164H260ZM56 164H55V165H56ZM60 164H61V165H60ZM69 164H70V167H69ZM82 164H83V165H82ZM88 164H89L90 166H89ZM180 164H181V163H180ZM217 164H218V165H217ZM231 164H233V165L235 166V168H233L234 166L231 165ZM241 164H242V165H241ZM243 164H244V166H243ZM245 164H246L247 166H246ZM251 164H252V165H251ZM55 165L53 164L52 167H55ZM92 165H93L94 167H95V166H97V167L94 168ZM110 165H112V166H110ZM115 165H117V166H115ZM120 165H121V166H120ZM122 165H123V166H122ZM144 165H145V166H144ZM164 165H166L167 168L164 167ZM169 165H170V167H169ZM171 165H172V166H171ZM192 165H193V166H192ZM194 165H195V166H194ZM205 165H206V166L210 165V166H209L210 168H209V167H204ZM219 165H220V166H219ZM238 165H239L240 167H243V168H244V171H243V168H240V167L238 168V167H237ZM253 165H254V166H253ZM257 165H259V166L257 167ZM63 166H64V167H63ZM91 166H92L93 168H92ZM102 166H103L102 169H104V167H107V166H108L107 168H108L109 171H106L107 168H106V170L104 169V170L108 173L107 175H106V172H104V170L101 169ZM114 166H115V167H114ZM230 166H231V167H230ZM232 166H233V167H232ZM261 166H262V167H261ZM109 167H110V168H109ZM113 167H114V168H113ZM122 167H123V168H122ZM124 167H125V169H124ZM127 167H128V168H127ZM171 167H174V168H171ZM200 167H201V168H200ZM217 167H216V168H217ZM254 167H255V168H254ZM62 168H61V169H62ZM67 168H68V169H67ZM116 168H119V169L116 170ZM121 168H122V170H121V172H119V170H120ZM126 168L129 169L130 172H129V170H127ZM168 168H169V169H168ZM192 168H194L195 170L192 169ZM232 168H233L234 171L232 170ZM237 168H238V169H237ZM245 168H246V169H245ZM252 168H253L254 170H253ZM257 168H258V169H257ZM259 168H260V169H259ZM261 168H262L263 170H262ZM56 169H57V168H56ZM63 169H62V172H63ZM94 169H95V170H94ZM158 169L160 170V172L158 171ZM170 169H171V171H170ZM185 169H187V168H185ZM220 169H221V168H220ZM240 169H241V170H240ZM249 169H250V170H249ZM64 170H65V169H64ZM101 170H102V171H101ZM115 170H116V171H115ZM154 170H156V171H154ZM166 170H167V171H166ZM192 170H193V171H192ZM230 170H231V171H230ZM238 170H239V171H238ZM246 170H247L248 173H246ZM261 170H262V171H261ZM71 171H70V172H71ZM162 171H166V172L169 173V174H168L167 176H165V172H164V174H162V173H163ZM221 171H223V169H221ZM236 171H237V172H236ZM242 171H243L244 173H243ZM249 171H250V172H249ZM251 171H252V172H251ZM253 171H254V172H253ZM91 172H92V174H91ZM101 172H102V174H101ZM109 172H110V174H109ZM128 172H129V173H128ZM150 172H151V173H150ZM153 172H154L156 175H159V174L162 175V176H160V175L157 176V177L161 178L160 180H159V178H158L159 181L156 179V176H154L155 174H154ZM158 172H159V173H158ZM216 172H215V173H216ZM230 172H231V173H230ZM232 172H235V173H232ZM239 172H240V173H239ZM259 172H260V173H259ZM75 173H76V174H75ZM87 173H89V174H87ZM98 173H100V174H98ZM103 173H104L106 176L103 175ZM152 173H153V174H152ZM167 173H166V174H167ZM183 173H184V176L187 178L188 183H189V181H190V182H193V181H194V180H193V181H191V180L193 179L192 176L195 175V173H193V174L191 173V176L188 175L190 178L187 177V174H189V170H188V171H185V172H183ZM185 173H186V174H185ZM241 173H242V174H241ZM71 174H72V176H71ZM123 174H124V175H123ZM217 174H216V175H217ZM220 174H221V175H220ZM234 174H235V175H234ZM245 174L247 175V177H246ZM257 174H258V175H257ZM260 174H261V175H260ZM92 175H93V176H92ZM102 175H103L104 177H103ZM108 175H109V176H108ZM110 175H111V176H110ZM114 175H115V176H114ZM120 175H121V176H120ZM128 175H129V177H128ZM239 175H240V176H239ZM253 175H254L255 177H254ZM67 176H68V177H69V176L72 177L74 180H72L71 178H67ZM73 176H74V177H73ZM84 176H86V177H84ZM107 176H108V177H107ZM112 176H113V177H112ZM116 176H117V177H116ZM124 176H125V177H124ZM126 176H127V177H126ZM132 176H133V174H131V177H132ZM222 176H223V177H222ZM241 176H242V178H241ZM251 176H252V177H251ZM102 177H103V178H102ZM118 177H119V178H118ZM122 177H124V181H123V178H122ZM191 177H192V179H191ZM231 177H232V178H231ZM234 177H235V178H234ZM237 177H238V178H237ZM239 177H240V178H239ZM244 177H245V178H244ZM249 177H250V178H249ZM253 177H254V178H253ZM120 178H121V179H120ZM133 178H134V177H133ZM162 178H165V179L162 180ZM216 178H217L218 180H217ZM227 178H228V179H227ZM230 178H231L232 180H231ZM256 178H258L259 183H258V181L256 180ZM66 179H67V180H66ZM84 179H83V180H84ZM95 179H96V180H95ZM115 179H116V182L114 181ZM128 179H129L130 181H128ZM153 179H154V180H153ZM155 179H156V180H155ZM190 179H191V180H190ZM221 179H222L223 182H224V181H226V182H228V181H229V182H232V181H233L232 183H229V185L232 184V185H234L235 188H238L239 190H238V189H237V190H233V191H234V194H232V193H233L232 189H235V188H234V187L232 188V186L230 185L231 188H230V191H229V188H227L226 186H224V184H225L226 182L223 183V186H221V183H222ZM224 179H227V180H224ZM234 179H235V180H234ZM241 179H242V180H241ZM254 179H255V180H254ZM70 180H71L72 182H71ZM99 180H100V181H99ZM121 180H122V181H121ZM238 180H239V181H238ZM243 180H244V181H243ZM245 180H246V182H245ZM262 180H263V181H262ZM94 181H93V182H94ZM98 181H99V182H98ZM113 181H114V182H113ZM120 181H121V182H120ZM131 181H132L133 184H132V183L130 184ZM156 181H158V182H156ZM187 181H185V182L187 183ZM248 181H249V182H248ZM254 181H255V182H254ZM3 182H4V184H3ZM83 182H85V181H83ZM118 182H119V183H118ZM128 182H129V183H128ZM154 182H155L157 185H156ZM164 182H165V184H166L168 187L164 184ZM235 182H236V183H235ZM243 182H244V183H243ZM251 182H252V183H251ZM260 182H261V184H262L263 186L260 184ZM262 182H263V183H262ZM96 183H95V185L100 187V184L97 185ZM113 183H114V185H113ZM121 183H122V184H121ZM123 183L125 184V186H124ZM126 183H127V184H126ZM134 183H135V184H134ZM160 183H162V184H160ZM233 183H234V184H233ZM248 183H249V184H248ZM253 183H254V184H253ZM255 183H256V184H255ZM76 184H77L76 182L72 183V185L70 186L71 189H72V187H73L74 185H76ZM92 184H93V183L91 182V184L88 185V187L90 188V193H89V194L92 195V193H94L93 195H95V192H92V191L95 190V189H93V188H95L96 186H95V185H92ZM153 184H154V185H153ZM159 184H160V185H159ZM240 184H242L241 188H240V186H239ZM91 185L93 186V188H92ZM102 185H101V186H102ZM106 185H107V186H106ZM161 185H162V186H161ZM163 185H164V186H163ZM211 185H212V186H211ZM214 185H215V186H214ZM225 185H226V184H225ZM252 185H254V186H252ZM90 186H91V187H90ZM94 186H95V187H94ZM109 186H110V187H109ZM115 186H117V187H115ZM160 186H161V187H160ZM165 186H166V188H165ZM220 186H221V187H220ZM246 186H249V187H246ZM107 187H108V188H107ZM118 187H119L120 189H119ZM123 187H124V188H123ZM128 187H130V188H128ZM156 187H157V188H156ZM162 187H163L164 189H163ZM223 187H224V188H223ZM225 187H226V190H225ZM244 187H245V188H244ZM250 187H251V188H250ZM255 187H256V188H255ZM259 187H260V188H259ZM2 188H3L4 190H3ZM10 188H11V189H10ZM91 188H92V189H91ZM115 188H117V189H119V190H117V189H115ZM121 188H122V189H121ZM216 188H217V191H218V192L216 191ZM220 188H222L224 191L222 192V189H221V192H220V191H219ZM242 188H244L245 191H244ZM253 188H254V190H253ZM154 189H155V190H154ZM160 189H161V190H160ZM165 189H166V190H165ZM211 189H212L213 191H212ZM227 189H228V190H227ZM241 189H242V190H241ZM116 190H117V191H120V192H117ZM156 190H157V191H159V190L162 191V192L159 191V194H161V195H158V192H156ZM163 190H164V192H163ZM210 190H211L212 192H211ZM240 190H241L242 193L240 192ZM246 190H247V192H246ZM249 190H250V191L252 190V191H251L252 193H251V192L249 193ZM263 190H264V189H263ZM2 191H3V192H2ZM153 191L156 192L158 196H157ZM208 191H210V192H208ZM226 191H227V192H226ZM235 191H236V192H235ZM238 191H239V193H238ZM243 191H244V192H243ZM254 191H255L257 194H256ZM13 192H14V195H15V196L12 195ZM91 192H92V193H91ZM115 192H116V193H115ZM123 192H124L125 194H124ZM165 192H166V195H167V194H169V195L166 196V195H165ZM224 192H225L226 195L224 194ZM259 192H260V193H259ZM2 193H3V195H2ZM16 193H17V194H16ZM109 193H110V194H109ZM118 193H119V194H118ZM120 193H121V194H120ZM153 193H154V195H153ZM163 193H164V194H163ZM215 193H213V194H215ZM235 193L239 194V195H238V199L236 198V197H237V196H236L237 194L235 195ZM244 193H245V194H248V193H249V195H244ZM254 193H255V194H254ZM116 194H117V195H116ZM210 194H209V195H210ZM230 194H231V195H230ZM8 195H9V196H8ZM111 195H112V196H111ZM115 195H116V198H117V199H115ZM118 195H119V197L121 196V199H120L119 197H117ZM162 195H163V196L165 195L164 197H165L166 199H168V197H169L168 200H169L170 202H171V201H172V202L169 203L168 200H166ZM170 195H171V196H170ZM221 195L219 194V196H221ZM242 195H243V197H241ZM4 196H5V197H4ZM212 196H213V195H212ZM244 196H245V197H244ZM250 196H251V197H250ZM253 196H254V197H253ZM256 196L258 197V199H257ZM259 196H260V197H259ZM15 197H16V198H15ZM112 197H113V198H112ZM156 197H157V198H156ZM226 197H227V196H226ZM239 197L242 198V199L247 197L248 200L246 199V202H245V200H243V202H241L242 200L239 199ZM252 197H253V199H252ZM4 198H6V199H4ZM260 198H261V199H260ZM262 198H263V199H262ZM79 199H80V198H79ZM91 199H92V198H91ZM91 199H90L89 201H91ZM235 199H236V200H235ZM251 199H252V200H251ZM3 200H4L5 202H4ZM80 200H81V199H80ZM115 200H117V201H115ZM121 200H122V201H121ZM165 200H166V202H165ZM234 200H235V202H234ZM237 200H238V202H237ZM240 200H241V201H240ZM250 200H251V201H250ZM256 200H258V202H257ZM259 200H260V201H259ZM119 201H120V202H119ZM123 201H124V202H127V203L125 204V206H128V207H125L126 209H125L124 207L122 208V205H121V204H123V203H121V202H123ZM154 201H155V202H154ZM210 201H211V200H210ZM254 201H255V202H254ZM6 202H7V203H6ZM160 202H161V203H160ZM164 202H165V203H164ZM204 202L206 203V202H207V199L204 200ZM225 202H226L227 204H226ZM239 202H240L241 204H240ZM250 202H251V203H250ZM259 202H260V203H259ZM109 203H110V204H109ZM166 203H169L172 207H171L169 204H167L168 206H170V207L168 208V206L166 205ZM253 203H254V204H253ZM262 203H263V202H262ZM3 204H5L7 207H6V206H5L6 208L3 207ZM106 204H109V205H106ZM127 204H128V205H127ZM160 204H161V205H160ZM172 204H174V205H172ZM239 204H240V205H239ZM251 204H252V205H251ZM258 204H259V205H258ZM260 204H261L262 206H261ZM21 205H22V206H21ZM113 205H116V206H115V209H116V211L118 210V212L114 211L115 209L112 207ZM120 205H121V207H120ZM129 205H130V206H129ZM156 205H155V206H156ZM164 205H166V206H164ZM237 205H236V206H237ZM80 206H81V204H80ZM103 206H104V205H103ZM244 206L241 205V207H240L241 209H240V210H242ZM251 206H252V207H251ZM10 207H11V208H10ZM163 207H164V208L166 207V208L163 209ZM216 207H215L214 210H216ZM231 207H230V209H231ZM254 207H256L257 209L254 208ZM8 208H9L10 210H11V209H12V210L10 211ZM112 208H113V209H112ZM167 208H168V210H171V209L173 208L172 211H170V214L172 215V219H171V217H170L171 215L168 213V211H167V213H168L170 216H168L167 213H165L166 210H167ZM235 208H236V207H235ZM235 208H234V209H235ZM250 208H251V209H250ZM253 208H254V210H253ZM6 209H7V210H6ZM89 209H90V208H89ZM121 209H122V210H121ZM124 209H125V213H123V212H124ZM219 209H220V210H219ZM5 210H6V211H5ZM15 210H16V211H15ZM20 210H22V211H20ZM112 210H113V211H112ZM164 210H165V212H164ZM175 210H176V211H175ZM231 210H232V209H231ZM231 210H230V211H231ZM243 210H244V209H243ZM250 210H252L253 213H252ZM8 211H9V213H8ZM13 211H15V212H13ZM89 211H90L89 214H91V211L93 212V209L91 208ZM105 211H106V212H105ZM157 211L159 212L158 209H157ZM256 211H257L258 213H256ZM260 211H261L262 213H261ZM6 212H7V214H6ZM11 212H12V213H11ZM112 212H116L117 215L114 214V216H113V215H112ZM173 212H174V213H173ZM175 212H176V213H175ZM248 212H250V213H248ZM14 213H15V214L18 213L17 216H16ZM105 213H106V214L108 213L107 216H106ZM119 213H120V214L122 213V215H119ZM251 213H252V214H251ZM11 214H12L13 216H15V217H13ZM124 214H125V215H124ZM126 214H127V215H126ZM174 214H175V215H174ZM260 214H261L262 216H261ZM8 215H9V216H8ZM87 215H88V213H87ZM87 215H86V216H87ZM115 215H116V216H115ZM250 215H251V216H250ZM253 215H254V217H253ZM258 215H259V216H258ZM11 216L13 217V219H12ZM89 216H90V215H89ZM89 216H88V217H85V221L87 222V224L89 223L88 225L90 226L91 218H90ZM117 216H118V217H117ZM122 216H123L124 218H123ZM125 216H126V217H125ZM173 216H174V218L176 217V218H175V220L177 219V220H176V224H177V226L180 225L179 227H177V226L175 227L176 224H175V220H174ZM221 216H219V218H220ZM257 216H258L259 219L257 218ZM8 217H9V218H8ZM108 217H110V218H108ZM113 217H115V218H113ZM116 217H117V218H116ZM249 217H250V218H249ZM7 218H8V219H7ZM87 218H89L90 221H89ZM122 218H123V220H122ZM166 218H165V219H166ZM179 218H180V219H179ZM246 218H247V219H246ZM261 218H262V219H261ZM9 219H10V220H9ZM14 219H15V220H14ZM17 219H18V220H17ZM86 219H87V220H86ZM110 219H111V220H110ZM112 219H113V220H112ZM120 219H121V220H120ZM244 219H245V220H244ZM249 219H250V220H249ZM253 219H254V220H253ZM12 220H13V221H12ZM29 220H30V221H29ZM32 220H33V221H32ZM34 220H35V222H36L35 224H34ZM109 220H110V221H109ZM117 220H118V222L116 223ZM119 220H120V221H119ZM170 220H171V221H170ZM172 220L174 221V224H172V223H173ZM234 220H235V221H234ZM246 220H247V221H246ZM252 220H253V221H252ZM262 220H263V222H261ZM111 221H112V222H111ZM121 221H122V222H121ZM127 221H128V220H127ZM250 221H252V222H250ZM258 221H259V222H258ZM13 222H14V223H15V222H17V223L19 222V223H18V224H17V223L14 224ZM25 222H26V223H25ZM107 222H108L109 224H108ZM114 222H115V223H114ZM171 222H172V223H171ZM236 222H237L238 224H237ZM249 222H250V225H249ZM5 223H4V224H5ZM20 223H21V224H20ZM30 223H31V224H30ZM32 223L34 224L33 226H31ZM235 223H236L237 225H236ZM241 223H242V225H239V224H241ZM245 223H246V224H245ZM257 223H258V226H257ZM259 223H260V224H259ZM11 224H12L13 227L11 226ZM24 224H25V225H24ZM87 224H86V225H87ZM94 224H95V223H94ZM104 224H105V225H104ZM112 224H113V225H112ZM169 224L172 225V226H173L174 228H176V229H174L172 226L170 227ZM178 224H179V225H178ZM227 224L230 225V229H229V230L227 229V228H229V226H228ZM1 225H2V226H1ZM14 225H15V226H14ZM106 225H107V226L111 225V226H109V227H112V229L109 228V227H107ZM159 225H158V227H159ZM168 225H169V226H168ZM182 225H183V226H182ZM246 225H247V226H246ZM254 225H255V226H254ZM16 226H17V227H16ZM19 226H21V227L19 228ZM27 226H28V227H27ZM99 226L95 225L94 227L97 228V227H99ZM102 226H105V227H104L105 229L102 228ZM167 226H168V227H167ZM249 226L252 227L253 229L250 228ZM3 227H4L5 229H3ZM11 227H12V228H11ZM106 227L109 228L110 231H109ZM180 227H181V228H180ZM254 227H255V228H254ZM14 228H15V229H14ZM21 228H22V231H21ZM27 228H28V229H27ZM89 228H90V227H89ZM113 228H114V229H113ZM167 228H168V230H167ZM171 228L174 229V230H173L174 232L169 231V230H171ZM178 228H179V230H177ZM244 228H245L246 231L244 230ZM258 228H259V229H258ZM262 228H263V229H262ZM2 229H3L4 231H1ZM7 229H8V230L10 229L9 231H10L11 233H13V234H11ZM18 229H19V231H18ZM33 229H34V231H33ZM97 229H98V228H97ZM103 229H104V230H108L109 232L106 231V233H104L105 231H104ZM180 229H181V230H180ZM43 230H45V229H43ZM111 230H112V233H110ZM114 230H115V231H114ZM182 230H184V232H182ZM221 230H219V232H220ZM226 230H227V231H226ZM249 230H250V231H249ZM251 230H253L252 233H251ZM258 230H259V231H258ZM5 231L7 232V234H6ZM20 231H21V232H20ZM89 231H90V229H89ZM103 231H104V232H103ZM168 231H169V232H168ZM180 231H181V232H180ZM3 232H4V233H3ZM24 232H25V233H24ZM27 232H28V234H27ZM34 232H35V233H34ZM113 232H114V233H113ZM117 232H119V233H117ZM175 232H176V233H175ZM177 232H178V235H180V237H179L178 235H176ZM226 232H227V233H226ZM249 232H250V233H249ZM16 233H17V234H16ZM18 233H19V234H18ZM22 233H24V234H22ZM32 233H33V235H32ZM100 233H99V234H100ZM169 233H170V234H169ZM180 233H181V234H180ZM187 233H188L189 236L187 235ZM217 233H218V232H217ZM248 233H249V234H248ZM262 233H263V234H262ZM4 234H5V235H4ZM8 234H9V236L11 235V237H8ZM26 234H27V235H26ZM35 234H36V235H35ZM38 234H39V236H38ZM219 234H220V233H219ZM219 234H217V235H219ZM221 234H222V232H221ZM261 234H262V235H261ZM14 235H16V236H14ZM17 235H18V236H17ZM21 235L23 236V238H22ZM31 235H32V236H31ZM34 235L36 236V239H35V236H34ZM41 235H42V237H41ZM46 235H47V234H45V236H46ZM119 235H120V234H119ZM170 235L173 236V237L171 236V237H172V242H171V241L169 242V240H171V237H169ZM251 235H249V237H250ZM257 235H259V236H257ZM12 236H13V238H12ZM29 236H30L31 238H30ZM37 236L41 239L40 241H37V240H39V238H38ZM47 236H49V234H48ZM91 236H92V237H91V240L93 241V243L95 242V243H96V246L99 247V248H97L98 251L95 252V256H99L98 254L96 255V253H98V252L101 253V252H102V249H103V253L100 254V256H101V255H102V256H101V257L99 256L98 258H104V259H106V260H104V259H100V260H104V261H100V264H105V263H106V264H110V262H111L112 264H113V262H114V264H120V263H115V261H113V258H112V255H113V254L106 253V255H107V254L110 255V256L108 255V257H106L105 252H107V251L103 248L104 246L102 247V249L100 248V247L102 246V243H103V242L101 243L100 241L97 240V241L99 242V244H101V245L99 246V245H97L98 242L93 238V235H91ZM109 236H110V235H109ZM113 236H114V237H113ZM120 236H121V235H120ZM260 236H261V237H260ZM262 237H263V238H262ZM10 238H11V239H10ZM19 238H20V239H19ZM21 238H22V239H21ZM29 238H30V239H29ZM32 238H33V240H34V239H35V240L31 242ZM37 238H38V239H37ZM47 238H49V237H47ZM103 238H104V239H103ZM168 238H170V239L168 240ZM175 238H176V239H175ZM178 238H180V239H183V238H186V239H187V238H189V239L191 240V241L189 240V241H190V244H192V245L189 244V246L193 247V245H194V247H193V248H191V247H189V246L187 247V244H188V242H189V241L187 242L188 239H187V240H186V239H183V240L180 241V239H178ZM221 238H222V237H221ZM247 238H248V237H247ZM9 239H10V240H9ZM13 239L15 240V242L13 241ZM43 239H44V237H43ZM102 239H103V240H102ZM173 239H174V241H173ZM260 239H262V240H260ZM22 240H23L25 243H24ZM94 240H95V241H94ZM116 240H117V241H116ZM258 240L260 241V243H259ZM118 241H119V242H118ZM167 241H168V242H167ZM179 241H180V242H179ZM183 241H184V242H183ZM185 241L187 242V243H186V246H185ZM222 241H224L225 243L222 242ZM257 241H258V243H257ZM18 242H19V243H18ZM20 242H21V243H20ZM34 242H35V245H34ZM90 242H91V241H90ZM117 242H118V243H117ZM175 242H176V244H175ZM253 242H254L255 244H254ZM11 243H12V244H11ZM17 243H18L20 246H19V245H16ZM22 243L24 244V246H23ZM32 243H33V244H32ZM93 243H92V245L89 246V248H90V247L92 248L91 250L89 249L90 251H92V253L94 252V251H93L94 248H93L92 246H94V244H95V243H94V244H93ZM104 243H103V245H104ZM113 243H114V242H113ZM222 243H223L224 247H223ZM261 243H262L263 245H262ZM37 244H38V245H37ZM125 244H126V245H125ZM174 244H175L176 247H178V244H180V246H179L180 248H182L181 245H183V248H182V249H180L179 247L176 248V247L174 246ZM241 244H242V245H241ZM247 244H248V245H247ZM5 245H6V246H5ZM9 245H10L11 247H10ZM12 245H14V250H15V251L12 250V249H13V248H12V247H13ZM31 245H32V246H31ZM33 245H34V246H33ZM172 245H173V247L175 248L174 250L171 249V248H172ZM214 245H215V244H214ZM221 245H222V246H221ZM230 245H233V246L230 248V247H229ZM240 245H241V247L238 248V246H240ZM243 245H246L247 247H246V246H243ZM253 245H254V246H253ZM258 245H261L260 247H262V246H263V247L260 248ZM0 246H1V245H0ZM96 246H94L95 249H96ZM119 246H120V247H119ZM219 246H220V247H219ZM225 246H228L230 249H232V248H234V247H235V248L232 249V251H230V249H229V248L226 249ZM252 246H253V247H252ZM256 246H257V247H256ZM7 247H8V248H7ZM9 247H10L11 249H10ZM15 247H17V248H15ZM32 247H33V250H32ZM36 247L40 248L41 250L38 249V248H36ZM166 247H167V248H166ZM186 247L188 248L189 251H191L190 248L192 249V252H193V253L190 252V254H191V255L193 254V255L191 256L192 259H194L193 261H192V259L190 258V255H189V253H188V250H187V252H185L186 249L184 250V248H186ZM208 247H209V246H208ZM208 247H207V248H208ZM222 247H223V249H221ZM242 247H244V249H245V247H246L245 250H246L247 252H246L245 250H243ZM258 247H259V248H258ZM24 248H25V249H24ZM106 248H107V247H106ZM109 248H110V247H109ZM109 248H108V249H109ZM237 248H238V250H237ZM253 248H255V249L258 248V250H257V249L254 250ZM8 249L12 250L11 253H10V251H9ZM19 249H20V251H18ZM35 249H36V250H35ZM95 249H94V250H95ZM99 249H101V251H100ZM108 249H107V250H108ZM168 249H169V250L171 249V250H170L171 253H168V251H169ZM239 249H240V251H239ZM261 249L263 250V251H261L263 254H262L261 252H259ZM37 250H38V251H37ZM39 250H40V252H39ZM42 250H43V252H41ZM121 250H122V251H121ZM179 250H180V252H179ZM182 250H184V251H182ZM193 250H194V251H193ZM196 250H197V251H196ZM241 250H242V251H241ZM5 251H6L7 253H6ZM17 251H18V252H17ZM23 251H24V252H23ZM26 251H28V252H26ZM29 251H30V252H29ZM36 251H37V253L39 252V253H38V254H39V257H40V256H42V257L45 256V259L47 258V260H44V257H43V258L41 257V259H40L38 256H36V255H38V254L36 253ZM95 251H96V250H95ZM108 251H109V250H108ZM127 251H129V252H127ZM170 251H169V252H170ZM173 251H174V252H173ZM233 251H234V252H233ZM244 251H245L246 253L242 254V252H244ZM119 252H121V253H119ZM123 252H124V253L127 252V253L123 254ZM177 252H178L179 254L176 256V253H177ZM181 252H182V253H186L187 256H186V254H181ZM194 252H195V253L197 252L198 255H197V254H194ZM199 252H200V251H199ZM231 252H232V253H231ZM240 252H241V253H240ZM18 253H19V254H18ZM90 253H91V252H90ZM92 253H91L90 256H93V255H94V253H93V254H92ZM259 253H261L262 255H260ZM2 254H1V255H2ZM17 254H18V255H17ZM119 254H120V255H119ZM121 254H122V255H121ZM126 254H127V255H126ZM230 254H232L233 256L230 255ZM238 254H239L240 256H239ZM25 255H28V256L25 257ZM29 255H30V256H29ZM131 255H132V256H131ZM167 255H169V256H167ZM246 255H247V254H246ZM246 255L243 256V257H246ZM4 256H5V255L1 256V258H5V259H2V260H1V258H0V264H1V261H4L5 264H6V261H7V260H9V261L12 260L11 258H8V257L6 258V257H4ZM12 256H13V257H12ZM18 256H19V257H18ZM21 256H22V257H21ZM103 256H104V257H103ZM116 256H113V257L115 258ZM118 256H119V257H118ZM122 256H124V259H123ZM125 256H126V257L129 256L130 258L127 257V259H125V258H126ZM134 256H135V257H134ZM165 256L168 257V258L166 259L167 261L164 262V260H165V259H164ZM175 256H176L177 258H176ZM197 256H198L199 258H196ZM234 256H235V257H234ZM238 256H239V259H238ZM259 256H260V257H259ZM261 256H262V257H261ZM24 257H25V258H24ZM27 257H28V258H27ZM105 257H106V258H105ZM131 257H132V258H131ZM174 257H175V259H174ZM231 257H232V258H231ZM236 257H237V258H236ZM109 258H111L112 261H111ZM128 258H129V259H128ZM187 258H188V259H191V260H188ZM195 258H196V259H195ZM226 258H227V259H226ZM228 258H229V259H228ZM10 259H11V260H10ZM23 259H24V260H23ZM26 259H27V260H26ZM39 259H40V260H39ZM42 259H43V262H44V261H46V262L42 263V261H41ZM107 259L110 260V261H108ZM115 259H116V258H115ZM115 259H114V260H115ZM130 259H131V260H130ZM132 259H133V260H132ZM168 259H169V260H168ZM197 259H198V262L195 261V260H197ZM230 259H232V261H231ZM234 259H235V260H234ZM5 260H6V261H5ZM31 260H32V261H31ZM53 260H54L55 264H60V261H59V259H58L57 257H54ZM124 260H125L126 262H124ZM127 260H129V261H127ZM227 260H228V261L230 260V261L228 262ZM261 260H260V261H261ZM13 261H14V260H13ZM36 261H37V262H36ZM49 261H50V260H49ZM169 261L172 262V263H169ZM236 261H237V262H236ZM32 262H33V263H32ZM50 262H51V261H50ZM107 262H108V263H107ZM220 262H221V261H220ZM7 263H8V261H7ZM12 263L14 264V262H12ZM175 263H174V264H175ZM10 264H11V262H10ZM47 264H48V263H47ZM50 264H51V263H50ZM144 264H145V263H144ZM221 264H222V263H221Z\"/></svg>",
  "mask_w": 264,
  "mask_h": 264
},
{
  "label": "bare ground",
  "instance_id": "2",
  "mask_svg": "<svg viewBox=\"0 0 264 264\" xmlns=\"http://www.w3.org/2000/svg\"><path fill=\"white\" fill-rule=\"evenodd\" d=\"M2 1H3V0H1V2H2ZM4 1H5V5H2V3L4 4V2H2V3L0 2V3H1V6H2L1 9H0V12H1L2 9L4 8L3 6H5V7L8 8V9H9V7H10V6L8 7V4H9L10 2H9L8 0H7V2H6V0H4ZM14 1H15V0H14ZM14 1H13V2H14ZM26 1H27V0H26ZM31 1H32V0H31ZM39 1H41V0H39ZM46 1H47V0H46ZM63 1H65V0H63ZM88 1L91 2L92 0H91V1L88 0ZM106 1H108V0H106ZM106 1H105V2H106ZM109 1H111V0H109ZM109 1H108V2H109ZM115 1H116V0H115ZM115 1H112V2H114L113 4H115ZM117 1H118V0H117ZM122 1H124V0H122ZM136 1H137V2L139 1V3H140V0H136ZM136 1H135V2H136ZM143 1H144V0H143ZM145 1H146V0H145ZM152 1H153V9H152V11H154V15H155V17H156V18L158 17V19L160 20L161 24H163V22H164V23H166V24L168 23V25H171V26H170V30L172 31V29H173L172 26H173V25H172L171 23L169 24V20H168L167 22H165L163 19H165L164 17H167V16H169V15H170L169 17H171V16H172L171 14L173 13V11H175V13H176V10H175V9H176L178 6H177L176 8L173 7L174 10H172L173 8L171 9L170 6L168 5V4L170 3L171 0H152ZM172 1H174V0H172ZM178 1H179V0H178ZM194 1H195V0H194ZM196 1H197V0H196ZM196 1H195V3H196ZM200 1H201V0H200ZM206 1H207V0H206ZM213 1H215V0H213ZM218 1H219V0H218ZM231 1H232V0H231ZM241 1H242V0H241ZM248 1H249V0H248ZM248 1H247V2H248ZM259 1H260V0H259ZM11 2H12V1H11ZM16 2H17V1H16ZM19 2H20V1L18 0V3H19ZM29 2H30V1H29ZM41 2H42V1H41ZM47 2H48V1H47ZM49 2H52V1L49 0ZM55 2L57 3V0H55ZM67 2H68V1H67ZM76 2H78V1L76 0ZM79 2H80V1H79ZM81 2H82V1H81ZM86 2H87V1H86ZM89 2H88V4H89ZM93 2H94V0H93ZM105 2H104V4H103V2L100 3L101 5H103V6H102V7H103V10H102V11H104V7H105L104 5L107 4V3H105ZM119 2L121 3V1H119ZM125 2H126V1H125ZM127 2H128V0H127ZM130 2H131V1H130ZM141 2H142V1H141ZM147 2H148V1H147ZM150 2H151V1H150ZM182 2H183V3H181V1H180L181 6L184 4L185 0H182ZM186 2H187V1H186ZM188 2H189V1H188ZM191 2L193 3L192 0H190L189 3L191 4ZM204 2H205V1H204ZM210 2H211V1H210ZM210 2H208V3H210ZM216 2H217V1H216ZM225 2H226V1H224L223 6L226 5ZM237 2H238V1H237ZM247 2H246V4H247ZM249 2H250V4H251L252 1L250 0ZM254 2H255V1H254ZM260 2H261V1H260ZM260 2H259V3H260ZM263 2H264V1H263ZM6 3H8V4H6ZM18 3H16V4H18ZM22 3H23V2H22ZM24 3H25V2H24ZM24 3H23V4H24ZM34 3H35V1H34ZM52 3H53V2H52ZM58 3H59V2H58ZM58 3H57V4H58ZM65 3H66V1H65ZM70 3L72 4L73 1H72V2L70 1ZM83 3H84V2H82V4H83ZM96 3H99V2H96ZM117 3H118V2H117ZM117 3H116L115 5L118 6ZM120 3H119V5H120ZM132 3H133V2H132ZM132 3H131V4H132ZM151 3H152V2H151ZM171 3H172V2H171ZM173 3H174V2H173ZM176 3H177V1H176ZM226 3H228V2H226ZM239 3H241V2H238V4L236 3V4H237V7H238V5H240ZM242 3H243V2H242ZM242 3H241V4H242ZM14 4H15V2H14ZM29 4H30V3H29ZM29 4H28V5H29ZM35 4H36V3H35ZM77 4H78V3H77ZM79 4H80V3H79ZM93 4H95V3H93ZM108 4H111V5H112V6L110 5V7H108L109 5H108V6L106 5V6L108 7V9L110 8V11H111V10L114 11V10L116 9V6L113 5L111 2H109ZM121 4H123V5H121V6H124V5H125L124 3H121ZM174 4H175V3H174ZM185 4H186V3H185ZM196 4H197V3H196ZM200 4H201V3H200ZM200 4L198 3V5H200ZM205 4H206V2H205ZM216 4H218V2H217ZM231 4H232V3H231ZM243 4H244V3H243ZM257 4H258V0H257ZM9 5H13V3H11V4H9ZM18 5H19V4H18ZM18 5H16V6H18ZM39 5H40V4H39ZM39 5H38V2H37V5H35V6H39ZM47 5H48V4H47ZM61 5H62V4H60V7H61ZM63 5H64V4H63ZM63 5H62V6H63ZM68 5H69V4H68ZM84 5H86V4H84ZM91 5H92V2H91ZM128 5H129V3H128ZM128 5H125V7H128ZM136 5H137V3H135V4L132 6V9H131L132 11H134V9L136 8ZM139 5H140V4H139ZM148 5H149V3H148ZM148 5H147V6H148ZM198 5H197V6H198ZM202 5H203V3H202ZM212 5H213V3H212ZM212 5H211V6H212ZM214 5H215V4H214ZM214 5H213V6H214ZM219 5H220V8H223L222 4L219 3ZM233 5H235V4L233 3L232 6H233ZM259 5H260V4H259ZM14 6H15V5H14ZM21 6H22V5H21ZM41 6H42V5H41ZM45 6H46V5H45ZM54 6H55V5H54ZM64 6H66V4H65ZM89 6H90V4H89ZM89 6H88V7H89ZM96 6H97V7H95V10H94V9H91V6H90L89 8H90L91 10L94 11V14H93L94 16H95V12H96L97 16H99V15L101 16L105 11L101 14L102 11H100V10H101L102 8H99L100 5H96ZM147 6H146V7H147ZM172 6H173V4H172ZM174 6H175V5H174ZM179 6H180V5H179ZM184 6H185V5H184ZM195 6H196V5H195ZM200 6H201V5H200ZM217 6H218V5H217ZM217 6L215 5V7H217ZM227 6H228V8H229V5H226V6H225V9L227 8ZM248 6H249V5H247V6L245 7L246 10H247V7H248ZM255 6H256V5H255ZM18 7H19V6H18ZM26 7H27V6H26ZM33 7H34V5H33ZM33 7H32V8H33ZM39 7H40V6H39ZM52 7H53V6H52ZM52 7H51V8H52ZM55 7H56V6H55ZM55 7H54V9H56ZM69 7H71V6L69 5ZM69 7H67V8H68L67 10H69ZM72 7H73V6H72ZM74 7H76V6L74 5ZM77 7H79V6H77ZM83 7H85V6H83ZM111 7H112V8H111ZM114 7H115V9H114ZM125 7H124V8H125ZM130 7H131V6H130ZM130 7H129V8H130ZM137 7H138V5H137ZM140 7H141V6H140ZM151 7H152V5H151ZM182 7H183V6H182ZM182 7H181V9H182ZM189 7H190V6H189ZM205 7H206V6H205ZM205 7H204V8H205ZM207 7H210V6H207ZM215 7L212 8V9H214V12H215V10H217V9L220 10L219 7H218L217 9H215ZM235 7H236V5H235ZM243 7H244V6H243ZM243 7H241V12H242V8H243ZM250 7H251V5H250ZM30 8H31V7H30ZM30 8H29V9H30ZM40 8H41V7H40ZM40 8H39V9H40ZM44 8H45V7H44ZM51 8H49V9H51ZM58 8H59V7H58ZM61 8H62V7H61ZM63 8H64V7H63ZM63 8H62V9H63ZM105 8H106V7H105ZM186 8H187V7H186ZM186 8H185V9H186ZM192 8H194V7H192ZM238 8H239V7H238ZM257 8H258V7H257ZM259 8H261V7L259 6ZM8 9H7V11H8ZM10 9H11V8H10ZM13 9H14V7H13ZM22 9H23V8H22ZM27 9H28V8H27ZM35 9H38V8H35ZM71 9L73 10L74 8H71ZM75 9H76V8H75ZM85 9H86V8H85ZM90 9H89V11H90ZM108 9H105V10L108 11ZM120 9H121V7H120ZM120 9H119V7H117L116 12H115V11H114V12L111 11L110 14H109V13H108V14L105 13V14L107 15V18H106V19L109 21V22H108V21L106 20V22H108V23L110 24L111 18H113V20H115V22H116V19H115L116 17L114 18V17L112 16L113 13H114L113 15L119 13L120 16H117V17H120V18L122 17L121 20L124 19V21H125V19H126V21L128 20V21L130 22V24H132L133 22H137V23H138V21L140 22V21L143 19V17L145 18L144 15H146V14H144V13L142 12V13H143V17H141V18L138 17V18H137V15L134 13V14H135V16H134V14H133V12H132L131 10H128V11L126 10V9H128V8H125V9L122 8L123 11H121ZM136 9H137V8H136ZM139 9H141V8H139ZM144 9H145V8H144ZM144 9H143V10H144ZM183 9H184V7H183ZM188 9H189V8H188ZM199 9H200V8H199ZM202 9H203V8H202ZM206 9H207V8H206ZM223 9H224V8H223ZM234 9H235V8H234ZM250 9H251L250 11H251L252 13L249 14V13H247L246 10L244 9V10H243V14H244V12H245V16L242 15V16H244V17H241V15H240L241 18L239 17L240 20H238V23H239V21H240V24H239L240 26H241V22H242V21H243L242 24H243L244 22H250L251 19H252V17H251L252 14H253V16H254V14L257 16L256 13H258V11H257V12L254 11V13H253V10H252V9H253V5H252V8H250ZM254 9H256V8L254 7ZM3 10L6 12V9H5V8H4ZM17 10H19V9H17ZM33 10H34V9H33ZM41 10H42V9H41ZM41 10H39V11H41ZM45 10H46V9H45ZM47 10H48V9H47ZM59 10H61V9H59ZM59 10H58V11H59ZM77 10H78V8H77ZM80 10H81V6H80ZM82 10H83V8H82ZM97 10L100 11V14L97 12ZM149 10H150V9H148V11H149ZM178 10H179V9H178ZM190 10H191V9H190ZM193 10H194V9H193ZM193 10H192V11H193ZM200 10H201V9H200ZM219 10H217L216 12H219ZM226 10H227V9H226ZM229 10H230V9H229ZM231 10H233V7H231ZM258 10L261 11V9H258ZM4 11H3V13H4ZM21 11H22V10H21ZM23 11H24V10H23ZM23 11H22V12H23ZM31 11H32V10H31ZM36 11H37V10H36ZM86 11H87V10H86ZM126 11H127L128 13H126ZM139 11H140V10H139ZM148 11H147V12H148ZM155 11H156V12H155ZM171 11H172V12H171ZM179 11H180V10H179ZM196 11H198V10H196ZM196 11H195V12H196ZM203 11H204V10H203ZM220 11H221V10H220ZM224 11H225V10H224ZM224 11H223V12H224ZM227 11H228V10H227ZM234 11H235V10H234ZM18 12H19V11H18ZM18 12H15L14 14H17ZM46 12H47V11H46ZM56 12H57V11H56ZM72 12H74V11H72ZM108 12H109V11H108ZM144 12H145V11H144ZM147 12H146V13H147ZM150 12H151V11H150ZM180 12H181V11H180ZM180 12H179V13H180ZM188 12H189V11H188ZM216 12H215V13H216ZM223 12H221V13H223ZM225 12H226V11H225ZM228 12H229V11H228ZM230 12H231V11H230ZM232 12H233V11H232ZM236 12H237V11H236ZM241 12H240V14H241ZM255 12H256V13H255ZM3 13H0V20L2 21L3 24H8V25H9V23H7L8 19H7V18H4L5 13H4V14H3ZM19 13H20V12H19ZM19 13H18V14H19ZM26 13H27V12H26ZM28 13H29V12H28ZM36 13H38V12H36ZM39 13H40V12H39ZM51 13H52V11H51ZM51 13H50V16H51ZM62 13H63V12H62ZM75 13H76V12H75ZM78 13H81V12H78ZM138 13H139V12L137 11V14H138ZM185 13H186V12H185ZM190 13H191V12H190ZM190 13H189V15H191ZM201 13H202V11H201ZM219 13H220V12H219ZM226 13H227V12H226ZM234 13H235V12H234ZM238 13H239V12H238ZM261 13H263V15H264V11H263V9H262V12H261ZM6 14H9V13L6 12ZM10 14H11V13H10ZM10 14H9V15H10ZM21 14H22V13H21ZM23 14H24V13H23ZM34 14H35V13H34ZM45 14H46V13H45ZM58 14H59V13H58ZM66 14H67V13H66ZM68 14L72 15L71 13H68ZM88 14H89V13H88ZM98 14H99V15H98ZM132 14H133V15H132ZM140 14H141V13H140ZM152 14H153V13H152ZM152 14H151V15H152ZM181 14H182V13H181ZM186 14H187V13H186ZM197 14H198V13H197ZM205 14H207V13H205ZM246 14H249V15H246ZM3 15H4V16H3ZM26 15H27V14H25V15H23V16H25V17L27 18L28 16H26ZM31 15H33V14H31ZM48 15H49V14H48ZM53 15H54V14H53ZM59 15H60V14H59ZM70 15H69V16H70ZM82 15H83V13H82ZM89 15H90V14H89ZM93 15H92V16H93ZM106 15H105V17H106ZM156 15H158V16H156ZM194 15H196V14H194ZM209 15H210V14H209ZM211 15H212V14H211ZM218 15H220V14H218ZM233 15H235V14H233ZM259 15H260V14H259ZM6 16H7V15H6ZM13 16H14V15H13ZM16 16H17V15H15V17H16ZM18 16L21 17L20 14H19ZM23 16H22V17H23ZM29 16H30V15H29ZM38 16H39V14H38ZM38 16L35 15V17H38ZM41 16H42V15H41ZM41 16H40L39 18H41ZM50 16H49V17H50ZM54 16H55V15H54ZM69 16H68V17H69ZM74 16H75V14H74ZM92 16H90V17H91V20H92V18H93ZM100 16H99V17H100ZM110 16H111V18H110ZM129 16H130V17H129ZM133 16H134V17H133ZM141 16H142V15H141ZM147 16H148V13H147ZM182 16H183V14H182ZM184 16H185V15H184ZM197 16H198V17H201V16H199V15H197ZM204 16H205V15H204ZM260 16H261V15H260ZM31 17H32V16H31ZM47 17H48V16H47ZM47 17L44 16V18H47ZM63 17H64V16H63ZM66 17H67V16H66ZM75 17H76V16H75ZM87 17H88V16H87ZM90 17H89V18H90ZM99 17H98V18H99ZM102 17H103V18H102ZM105 17L102 15L101 18H99V19H102V20H103ZM123 17H124V18H123ZM135 17L137 18V20L133 21V19H135ZM149 17H150V18H149ZM149 17H148L149 20H148L147 18L142 20V23H143L144 21H145V22L147 21L146 24L143 23V24H145V27H147V28H144L145 30H144V29H141V27H139V28H140V30H139V28L136 27L137 29H136V28H132L133 30H131V31L128 30V32H126L127 29H130L132 26L134 27V25H132L131 27H129V28L126 29V27H128V25H129L128 21H127V22L125 21V23H123V21H122L123 24H126V25H127V23H128L127 26L124 25V26L121 27V28L125 27L124 30L126 29V30L123 32V31H122L123 29H121V28L119 27L118 23H116L118 26H116L115 22H114L115 25L113 24V20H112V24H110V25L108 26V28H106V29H105L104 26H105V25H108V24L105 23L104 21H101V20H100L101 22H99V24H100V23H103V24H101V26L104 25V26H103V27H104L103 29L105 30L104 32L107 33L106 35L104 34L105 36L108 35V32H109V31H107L108 29L110 30L111 27H112L113 29H115V27H113V26H116L117 28L119 27V29L121 30V31H119V29H118V30L115 31V32H118V31H119V32H123V33H125V34L120 33V35L122 36V38H120L121 36H117V38H115V36H114V39H116V40H113V39H111V38L113 37V36H112V33H113V32H112V30H111L112 33L110 32L111 35H110V34H109V35L112 36V37H111V38H110V36H109V37L107 36V37H108V39L110 38L113 42L109 41V43H110V42H111V43L108 44L109 46H107L106 44L108 43V42H107L108 39H106L107 41H106V40L103 41L104 43L102 44V46H103V45H104V46L106 45L108 48L105 49L106 51L103 50V52L105 51L104 53L101 52V50H100L101 55H102V53H103V54L106 55L105 57H107L108 54H109V51H111V49H113L114 51H116L120 46L126 45L125 43H123V41H124L123 38L126 39V41L129 40V42H130L131 38H130V39H127V38H129V37L135 38V37L137 36L136 38H139V37H141L142 35L144 36V34L147 35L146 32H147V30L149 31V29H150V27L148 28V25H149L150 23H149V24H147V23L150 21V19L155 18V17L151 18L152 16H149ZM176 17H177V16H176ZM179 17H181V16L179 15ZM186 17H187V16H186ZM206 17H207V15H206ZM208 17H209V16H208ZM221 17H222V16H221ZM237 17H238V16H237ZM257 17H258V16H257ZM16 18H18V17H16ZM23 18H24V17H23ZM26 18H25V19H26ZM44 18H43V19H44ZM52 18H53V16H52ZM70 18H71V16H70ZM76 18H78V17H76ZM76 18H75V19H76ZM80 18H82V17H80ZM84 18H85V17H84ZM94 18H95V20H96V17H94ZM98 18H97V19H98ZM108 18H110V20H109ZM156 18H155V19H156ZM162 18H163V19H162ZM167 18H168V17H167ZM190 18L192 19V22H193V18H192V17H190ZM195 18H196V17H195ZM218 18H220V17L218 16ZM234 18H235V17H234ZM239 18H238V19H239ZM19 19H20V18H19ZM19 19H17V20H19ZM21 19H22V18H21ZM21 19L19 20V23H20V21H21L22 25L25 24V23H24V20H25V19H24V20H23V19L21 20ZM30 19H33V17L30 18ZM48 19H49V18H48ZM66 19H67V18H66ZM73 19H74V18H73ZM85 19H86V18H85ZM117 19H118V21H119V18H117ZM138 19H140V20H138ZM158 19H156V21H157ZM168 19H171V18H168ZM179 19H180V18H179ZM183 19L185 20V18H183ZM208 19H209V18H208ZM212 19H213V18H212ZM214 19H215V18H214ZM225 19H226V18H225ZM229 19H230V18H229ZM231 19H232V18H231ZM6 20H7V21H6ZM10 20H11V19H10ZM12 20H13L12 22H14V18H13ZM36 20H37V19H36ZM36 20H34V21H36ZM39 20H40V19H39ZM39 20H38V21H39ZM62 20H63V19L61 18V22H62ZM68 20H69V19H68ZM70 20H71V19H70ZM70 20H69V21H70ZM77 20H78V19H77ZM104 20H105V19H104ZM121 20L119 21L120 23H121ZM159 20H158V21H159ZM165 20H166V19H165ZM173 20H174V19H173ZM186 20H188V18H187ZM189 20H190V19H189ZM197 20H198V19H197ZM197 20H196V21H197ZM202 20H203V19H202ZM206 20H207V18H206ZM216 20H217V19H216ZM216 20H215V21H216ZM218 20H219V19H218ZM248 20H249V21H248ZM28 21H29V19H28ZM34 21H33V22H34ZM46 21H47V20H46ZM52 21H53V20H52ZM52 21H51V22H52ZM69 21H68V22H69ZM72 21H73V20H72ZM81 21H82V19H81ZM81 21H80V26H81V23H82ZM83 21H84V19H83ZM87 21H88V20H87ZM92 21H94V20H92ZM92 21H90V22L93 23ZM96 21H98V20H96ZM151 21H152V20H151ZM158 21H157V23H158ZM178 21H179V20H178ZM208 21H209V20H208ZM213 21H214V20H213ZM219 21H220V20H219ZM224 21H225V20H224ZM255 21H256V20H255ZM8 22H9V21H8ZM12 22H11V23H12ZM44 22H45V20H44ZM77 22H78V21H77ZM77 22H76V23H77ZM152 22H154V21H152ZM160 22H159V23H160ZM170 22H171V20H170ZM173 22H174V24H175V26H176L177 24L175 23V21H173ZM180 22H181V20H180ZM189 22H191V21H189ZM199 22H200V21H199ZM203 22H204V21H203ZM232 22H233V21H232ZM0 23H1V22H0ZM11 23H10V24H11ZM42 23H43V22H42ZM42 23H41V24H42ZM49 23H50V22H49ZM57 23H58V22H57ZM83 23H85V22H83ZM88 23H89V22H88ZM104 23H105V24H104ZM157 23H156V24H157ZM187 23H188V21H187ZM195 23H196V22H193V25L196 26ZM216 23H217V22H215V25H216ZM230 23H231V22H230ZM230 23L228 22V24H230ZM236 23H237V22H236ZM238 23H237V25H238ZM252 23H253V21H252ZM3 24H2V25H3ZM35 24H37V23L35 22ZM39 24H40V23H39ZM45 24H46V23H45ZM54 24H55V23H54ZM59 24H60V23H59ZM66 24H67V23H66ZM77 24H78V23H77ZM133 24H134V23H133ZM139 24H140V26L142 25L141 22H140ZM166 24H165V25H166ZM182 24H183V23H182ZM209 24H210V22H209ZM209 24L207 23L208 26H209ZM219 24H220V23H219ZM225 24H226V23H225ZM225 24L221 23L220 25L222 26V25H225ZM234 24H235V22H234ZM244 24H245V23H244ZM244 24H243V25H244ZM18 25H19V24H18ZM20 25H21V24H20ZM27 25H29V23H28ZM27 25H26V26H27ZM30 25H31V24H30ZM46 25H47V24H46ZM49 25H50V24H49ZM51 25H52V24H51ZM69 25H70V24H69ZM88 25H89V24H88ZM112 25H113V26H112ZM120 25H121V24H120ZM154 25H155V23H154ZM159 25H160V24H159ZM183 25H184V24H183ZM193 25H192V26H193ZM201 25H202V24H201ZM201 25H200V26H201ZM203 25H205V23H204ZM217 25H218V24H217ZM220 25H219L218 27H220ZM237 25H235V26H237ZM262 25H264V23H260V27H259V26H258V27H259L260 29H261V27H262V29H263V26H262ZM4 26H5V25H4ZM4 26H2L3 28L0 27V33H1L2 29H3V31H4ZM9 26H11V25H9ZM15 26H17V24H16ZM33 26H34V25H33ZM60 26H61V25H60ZM71 26H72V25H71ZM76 26H77V25H76ZM101 26H99V27H100L99 30H101V28H102ZM110 26H111V27H110ZM135 26H137V25H135ZM150 26H151V24H150ZM155 26H156V25H155ZM157 26H158V24H157ZM157 26H156V27H157ZM181 26H182V25H181ZM184 26H185V25H184ZM184 26H183V27H184ZM187 26H188V25H187ZM190 26H191V25H190ZM190 26H188V27H190ZM197 26H198V25H197ZM208 26H207V27H208ZM212 26H213V25H212ZM225 26H226V25H225ZM233 26H234V25H233ZM251 26H252V25H250V27H251ZM17 27H18V26H17ZM36 27H37V26H36ZM43 27H44V26H42V29H44V31H45V28H43ZM46 27H47V26H46ZM53 27H54V26H53ZM56 27H57V26H56ZM73 27H75V26L73 25ZM81 27H82V26H81ZM96 27H97V25H96ZM106 27H107V26H106ZM160 27H161V26H160ZM163 27H164V26H163ZM171 27H172V29H171ZM205 27H206V25H205ZM214 27H215V26H214ZM226 27H227V26H226ZM230 27H231V26H228V28H230ZM241 27H242V26H241ZM241 27H240V28H241ZM244 27H245V25H244ZM250 27H249V28H250ZM6 28H8V26H7ZM13 28H15V27L13 26ZM28 28H29V27H28ZM34 28H35V27H34ZM34 28H32V29H34ZM51 28H52V27H51ZM76 28H78V27H76ZM82 28H83V27H82ZM94 28H95V27H94ZM142 28H143V27H142ZM164 28H165V27H164ZM167 28H168V27H167ZM167 28H166V29H167ZM176 28H178V27H176ZM191 28H192V27H191ZM193 28H194V27H193ZM196 28H197V27H196ZM198 28H199V27H198ZM198 28H197V29H198ZM210 28H211V27H210ZM215 28H216V27H215ZM221 28H222V27H221ZM231 28L233 29V27H231ZM231 28H230V29H231ZM240 28L238 27V29H240ZM23 29H24V28H23ZM26 29H27V28H26ZM26 29H25V30H26ZM37 29H38V28H37ZM42 29L40 30V31H41L40 33H42ZM55 29H58V28H55ZM55 29H52V30L56 31ZM64 29H66V27H65ZM71 29H72V28H71ZM71 29H70V30H71ZM85 29H87V28H86V25H85ZM85 29H84V30H85ZM92 29H93V25H92ZM135 29H136V30H135ZM157 29H158V28H157ZM160 29H161V28H160ZM180 29H181V28H180ZM200 29H201V28H199V30H200ZM202 29H203V28H202ZM213 29H214V28H213ZM223 29H224V28H223ZM225 29H226V28H225ZM225 29H224V30H225ZM232 29L230 30V32H229V31H228V32L231 33ZM246 29H247V27H246ZM252 29H253V28H251V30H252ZM5 30H6V29H5ZM7 30H9V29H7ZM7 30H6V32H10V31H12V30L7 31ZM13 30H14V29H13ZM17 30H18V29H17ZM19 30H20V29H19ZM19 30H18V31H19ZM35 30H36V29H35ZM52 30H51V31H52ZM62 30H63V28H62ZM87 30H88V29H87ZM99 30H98V31H99ZM115 30H116V29H115ZM168 30H169V29H168ZM170 30H169V31H170ZM181 30H182V29H181ZM192 30H193V29H192ZM251 30H250V31H251ZM253 30H254V29H253ZM258 30H259V29H257V31H258ZM3 31H2V33H6L5 31H4V32H3ZM18 31H17V32H18ZM22 31H23V30H22ZM26 31H27V30H26ZM44 31H43V32H44ZM49 31H50V30H49ZM54 31H53V33H54ZM60 31H61V30H60ZM60 31H59V32H60ZM63 31H64V30H63ZM85 31H86V30H85ZM106 31H107V32H106ZM113 31H114V30H113ZM152 31H153V32H154V31H157V30H154V26H153V28H152ZM162 31H164V30H162ZM162 31H161V32H162ZM166 31H167V30H166ZM174 31H175V30H174ZM176 31H177V29H176ZM176 31H175V33H177ZM178 31H179V28H178ZM190 31H191V30H190ZM207 31H209V30H207ZM241 31H242V33H241ZM244 31L246 32V30H244ZM254 31H255V30H254ZM257 31H256V32H257ZM260 31L262 32V30H260ZM19 32H21V31H19ZM31 32H32V30H31ZM34 32H35V31H34ZM65 32H66V30H65ZM69 32H70V31H69ZM75 32H76V31H75ZM77 32H78V31H77ZM82 32H83V30H82ZM87 32H88V31H87ZM87 32H86V33H87ZM102 32H103V30H102ZM115 32H114V33H115ZM150 32H151V31H149L148 34H152V33H153V32H152V33H150ZM159 32H160V31H159ZM172 32H173V31H172ZM203 32H204V30H203ZM205 32H206V31H205ZM210 32H212V31H210ZM216 32H218V31H216ZM226 32H227V31H226ZM228 32H227V33H228ZM237 32H238L237 28H234V30H233V32H232L233 36H234V34H236ZM251 32H252V31H251ZM251 32H249V33H251ZM10 33H12V32H10ZM29 33H30V31H29ZM29 33H28V34H29ZM48 33H49V32H48ZM51 33H52V32H51ZM56 33H58V32L56 31ZM56 33H55V34H56ZM63 33H64V32H63ZM66 33H67V32H66ZM66 33H64V34L66 35ZM71 33H72V32H71ZM89 33H90V32H89ZM96 33H97V31H96ZM155 33H156L155 36H154V34H152V35H153L152 38H150L149 35H148V38H147L146 35H145L144 38L141 37V38H139L140 40L138 39V41H136V42H131V43H134L133 45H131V44L129 43L130 45L128 44V45H129V46H128V49H126L125 46H123V48H125V49H123V50H127V52H128V51H131V53H132V52L135 53V57H134V58L131 57L133 60H131V58L128 57V58L125 60V62L128 61V62H126V63H131V62L135 63V62H134L135 60H136V64H137V62H140V60H141L140 55H141V54H139L138 56L136 55V54H138V49H140L139 52H142L141 48L143 49V45H144V44H147V42H148L149 40H150V43L152 44V39L158 38V37L161 35L160 33L158 34V32H155ZM175 33H173V35H174ZM183 33H184V32H183ZM188 33H189V32H188ZM188 33H187V34H188ZM201 33H202V32H201ZM201 33H200V35H201ZM219 33H221V32H219ZM6 34H7V33H6ZM8 34H9V33H8ZM42 34H43V33H42ZM49 34H50V33H49ZM49 34H48V35H49ZM58 34H60V33H58ZM67 34H68V36H69V33H67ZM74 34H75V33H74ZM80 34H81V32H80ZM99 34H100V31H99L98 35H99ZM101 34L103 35V33H101ZM118 34H119V33H118ZM162 34H163V32H162ZM195 34H196V33H195ZM195 34H194L193 36H195ZM209 34H210V33H209ZM239 34H241V35L243 34V29L240 30ZM246 34H247V33H246ZM246 34H245V35H246ZM253 34H255V33H253ZM253 34H252V35L250 34L249 37H250V36H253ZM257 34L260 35V33H257ZM3 35H4V34H2V35L0 34V118H1L0 123L2 124V127H3L2 129H4V130H2V131L5 132V136L7 135V138H9L10 142L12 143V145L15 147V149L18 151V153H19L20 156H21V160H22V163H23V166H24V170H25V172H26L28 189H29V192H30V199H31V200H30V203H31V205H32V207H33V211H35L34 213H36L37 217H39V218H40V221L42 222V225H41V223H40V224H39L40 226H38L37 223H39V222L36 223L35 220H34V224L36 223L34 228L37 227V228L35 229V230H36V233L39 232V234H42L43 237H44V239H43V237H42V235H41V237H42V242H40V243H43V244H41V245L39 244V247L42 248V246L44 245L43 247H45L46 250H45V252H44L43 254H42V253H40V254H41V255H45V256L51 261V262H50L49 260H47V258L45 259V256H43V257H44V260H47V261H48V262H46V261H44V262H46V264H47V263H48V264H50V263H51V264H55V262H54L53 259H54V257H57V258L59 259V261H60V264H100V261H104V260H106V259H104V258H98V257L100 256V254L103 253V249H102V247L104 246L103 248L107 251V252H105V255H106V253L113 254V255H112L113 261H115V263H120V262H116V261H118V260L120 261V257L118 256V257H119V259H118L117 256H116L115 254H117V253H118L117 250H119V249H121V248H119V249H117V250H114V249H116V247H114V246L116 245V242H115L114 240L116 239L117 236L115 237V239L112 238V239H113L112 241H113L114 243H113V242H105V243H104V241L108 240L109 238L106 239V240L103 238V239H104V240L102 239V240H103L102 242L104 243V245H103V243L100 241V240H101V237H102V235H103V233H102V231H101V233H100V231H99V229H101V228H100L101 226H99L100 223L102 224V223H105V221H108V220H105V219H104L105 221L103 220V218H104V217H103V216H104V214H103L104 212H103V211H104V210L101 211V209H103L104 207H105V209L107 208V207L105 206V204H104V203H106V202H105L106 200H107V202H108V201H109V202L111 201V199H109V200L107 199V198H110V196H108V193H106V192H109V191H110V192H113V191H114V190H113L114 188H113L112 191H111V188H112L113 186H112L111 188H109L110 190H107V191H106V190H103V189L106 188V187H104L105 185L103 186L102 184H100V183H102L103 180H102L101 182H99V181L101 180V179H100V175L96 176V175H97V170L100 169V167H99V165H100L99 162H100V161L98 160V158H97L96 160L99 161V162H98V167H99V168H96L97 166H95V167H94L93 165H92V166H93L94 168H96V170L94 169V170H95V173H94V171H93V175L96 174L95 177H96V178L98 177V178L100 179V180L98 181L99 183H96L97 180L95 179L96 181H94V180H93L94 178L91 179V180H89V181H91V182L93 183L92 185H95V183H96L97 185L100 184V187L95 185V186H96V187L94 186L95 188H93V186L91 185L92 188L95 189V190L92 191V192H95V195H93L94 193H92V192H91L92 195L89 194V193H90V188L88 187V185H90L91 182H89L90 184H88L87 186H84V185H85L84 183H86V181L90 178V176L87 175L88 179H87L86 176H84V177H86V179L83 178V174H84V173L86 174V172H85V170L83 169L84 171H83V170H82V171H83L84 173H82V171L80 170V167H81V169H82V166H79V165H76V166H75V167H77V169H76L75 171L78 170V173H77V175H76V177H75V178H76V179H75L76 181H74V182H76L77 184L74 185V186L72 187V189H71L70 186H71L72 183H74V182H72V181L70 180V181L72 182L71 185H70L69 182L65 181V179L63 178L64 176H63V175L61 176L62 173L66 172V171L68 172V170H69V174L72 173L71 170L73 169V167H71L72 169H68V168H67L68 170H66V167H65V168H64L65 170H64V169L60 166V170H61V171H58V170H59V169H58L59 166L56 167L57 164L55 163V162L58 161V160H56L55 155H57V151L60 150V148H59L60 145L57 143V142H59L60 140H58V141L55 140V141H54V142L57 141L56 143L59 145V146L57 145L58 148H57V147L55 148L54 143H53V142L51 143V138H50V137H51V136H50V134H51L50 132H51V131H49V132L47 131V132H48V135H47L46 130H45V132H44V131L42 132V130H41L40 128L38 129V127L40 126L39 123L41 124L40 121L44 120L46 115H45V114H40L43 110H41V112L38 113V115H37V113H35L34 111H32V110L30 109V107H32V106L29 105V102H32V103H31V105H32L33 102H36V101H34V98H33V101H32V99H31L29 102L27 101V99H26L27 97L24 96V91H23L24 86H26L25 83L23 84L24 86L22 87V84H21L18 80H17V81H18L19 83L16 82V81L14 82V79H13V81L11 80V79H12V78L10 77L11 75H10V76H7L8 72H9L8 70L11 69V68L7 69V64H10V63H7V64H6V60H8L7 58L10 57V56H8V55L6 54V52H4V51H6V49L3 47L4 45L2 46V43H3V41H4V40H3V38H4ZM29 35H30V34H29ZM31 35H32V34H31ZM40 35H41V34H40ZM43 35H44V34H43ZM46 35H47V34H46ZM50 35H52V34H50ZM53 35H54V34H53ZM72 35H73V34H72ZM76 35H78V34H76ZM81 35H82V34H81ZM102 35H100V37H101ZM114 35H115V34H114ZM116 35H117V33H116ZM180 35H181V34H180ZM196 35H197V34H196ZM202 35L205 36L204 34H202ZM207 35H208V34H207ZM211 35H213V34H211ZM227 35H229V34H227ZM245 35H244V36H245ZM247 35H248V34H247ZM247 35H246V36H247ZM255 35H256V34H255ZM255 35H254V36H255ZM8 36H9V35H8ZM37 36H38V35H37ZM44 36H45V35H44ZM58 36H59V35H58ZM62 36H63V35H62ZM66 36H67V35H66ZM73 36H74V35H73ZM79 36H80V35H79ZM89 36H90V35H89ZM95 36H96V35H95ZM95 36L93 35V36H90V37H94V39H95ZM105 36H104V37H105ZM164 36H166V37H164ZM167 36H168V33H167V35H163L162 37H161V36H160V37H161V38H163V37H164V38H167ZM169 36H171V35H169ZM183 36H184V35H183ZM189 36H190V34H189ZM198 36H199V34H198ZM198 36H196V37H198ZM208 36H209V35H208ZM217 36H218V35H217ZM217 36L215 35V37H217ZM229 36L232 37L231 34H230ZM229 36H228V39L230 38ZM260 36H261V35H260ZM2 37H3V38H2ZM40 37H43V36H40ZM49 37H50V36H49ZM80 37H81V36H80ZM86 37H88V35H86ZM86 37H85V38H86ZM97 37L99 38V36H97ZM97 37H96V38H97ZM104 37H102V38H104ZM107 37H106V38H107ZM160 37H159V38H160ZM175 37H176V36H175ZM178 37H179V36H178ZM184 37H185V36H184ZM187 37H188V36H187ZM187 37H186V38H187ZM205 37H206V36H205ZM209 37H210V36H209ZM219 37H220V35H219ZM238 37H239V36H238ZM242 37H243V35H242ZM242 37H241V38H242ZM262 37H264V35H263ZM6 38H7V37H6ZM60 38H61V36H60ZM69 38H71V37H69ZM69 38H67V39H69ZM73 38H75V37H73ZM77 38H78V37H77ZM77 38H76V40H77ZM98 38H97V40H98ZM102 38H101V39H102ZM159 38H158V39H159ZM161 38H160V39H161ZM173 38H174V37H173ZM173 38H172V39H173ZM180 38H181V37H180ZM182 38H183V37H182ZM182 38H181V39H182ZM186 38H185V39H186ZM206 38H207V37H206ZM211 38H212V37H210V39H211ZM217 38H218V37H217ZM224 38H225V37H224ZM232 38H237V37L235 36V37H232ZM4 39H5V38H4ZM53 39H54V38H53ZM55 39H56V36H55ZM58 39H59V38H58ZM63 39H64V36H63ZM86 39H87V38H86ZM88 39H89V38H88ZM99 39H100V38H99ZM104 39H105V38H104ZM104 39H103V40H104ZM158 39H157V40H158ZM160 39H159V42H160V41L162 42L163 39H162V40H160ZM170 39H171V38H170ZM175 39H176V38H175ZM181 39H180V40H181ZM185 39H184L183 41H185ZM187 39H188V38H187ZM222 39H223V38H222ZM222 39H221V40H222ZM226 39H227V38H226ZM228 39H227V40H228ZM230 39H231V38H230ZM230 39H229V40H230ZM242 39H243V38H242ZM249 39H250V41H251V38H249ZM253 39L255 40L254 37H253ZM5 40H6V39H5ZM50 40H51V39H50ZM50 40H48V41H50ZM73 40H74V39H73ZM78 40H79V38H78ZM80 40H81V39H80ZM83 40H84V39H83ZM90 40H91V39H89V41H90ZM95 40H96V39H95ZM132 40H133V39H132ZM136 40H137V39H136ZM146 40H147V42H146ZM165 40H166V39H165ZM192 40H193V39H192ZM205 40H206V39H205ZM208 40H209V39H208ZM211 40H212V39H211ZM216 40H217V39H216ZM221 40H220V42H221ZM227 40H226V41H227ZM237 40H238V39H237ZM243 40H244V39H243ZM263 40H264V38H263ZM263 40H262V41H263ZM60 41H61V39H60ZM64 41H66V40H64ZM67 41H68V40H67ZM67 41H66V42H67ZM87 41H88V40H87ZM92 41H93V40H92ZM98 41H99V40H98ZM98 41H97V43H102V42H98ZM101 41H102V40H101ZM133 41H134V40H133ZM153 41L156 42V40H153ZM163 41H164V40H163ZM167 41H168V40H166V42H167ZM175 41H177V40H175ZM183 41L181 42L182 45L184 44ZM189 41H190V40H189ZM197 41H199V40H197ZM201 41H202V40H201ZM213 41L215 42V40H213ZM223 41H224V40H223ZM223 41H222V42H223ZM230 41H231V40H230ZM233 41H234V39H233ZM241 41H242V40H240V42H241ZM257 41H258V40H257ZM46 42H47V41H46ZM51 42H52V41H51ZM56 42H57V40H55V43H56ZM94 42H96V41H93V43H94ZM105 42H107V43L105 44ZM124 42H125V41H124ZM157 42H158V41H157ZM159 42H158V44H159ZM161 42H160V43H161ZM178 42H179V41H178ZM191 42H192V41H191ZM195 42H196V40H195ZM209 42H210V40H209ZM214 42H213V43H214ZM240 42H239V43H240ZM247 42H248V41H247ZM247 42H246V43H247ZM47 43L49 44V42H47ZM60 43H61V42H60ZM127 43H128V42H127ZM135 43H136V46H135ZM150 43H148L149 46H150ZM163 43H164V42H163ZM167 43H168V42H167ZM167 43H164L166 46H168L167 48H166L165 45H162L163 47L165 46L166 49L164 48V50H162V48L160 47V48H161V49H160V50H161V53H163L162 51H164L165 53H168L169 56H174V55H172V53H174V51H173V46H169ZM171 43L173 44V42H171ZM171 43H170V44H171ZM181 43H180V45H181ZM199 43H200V42H199ZM213 43H212V44H213ZM216 43H217V42H216ZM224 43H225V42H224ZM234 43L237 44V45L239 44V43H237L236 40H235ZM252 43H253V42H252ZM4 44H5V43H4ZM48 44H47V45H48ZM53 44H54V42H53ZM56 44L59 45L58 42H57ZM63 44H65V43H63ZM69 44H70V40H69ZM75 44H76V42L73 43V45H75ZM79 44H80V43H79ZM85 44H86V43H85ZM88 44H91V46L93 47V44H92V43L89 42ZM94 44H95V43H94ZM122 44H123V45H122ZM202 44H203V43H202ZM208 44H209V43H208ZM208 44H206V45H208ZM212 44H210V45H211V46H209L210 48L212 47ZM225 44H226V43H225ZM225 44H224V46H226ZM241 44L244 45L245 43L243 44V41H242ZM253 44H255V46H256V44H258V46H259L258 48H260L262 51H264V48H263L264 44L262 45L261 40H259L258 43H256V41H255V43H253ZM67 45H68V43H67ZM70 45H71V44H70ZM70 45H69V46H70ZM98 45H99V44H98ZM98 45L95 44V46H97V47H98ZM116 45H117V47H114V46H116ZM185 45H188V44L185 43ZM189 45H190V44H189ZM195 45H196V44H195ZM198 45H199V44H198ZM206 45H205V47H206ZM217 45H218V44H217ZM217 45H215V46L217 47ZM232 45H233V44H232ZM232 45H231V46H232ZM239 45H240V44H239ZM239 45H238V46H239ZM246 45H247V46L250 45V47H251V44H246ZM49 46H51V44H50ZM54 46H55V44H54ZM54 46H53V47H54ZM61 46H62V45H61ZM88 46H90V45H88ZM100 46H101V45H100ZM118 46H119V47H118ZM144 46H145V45H144ZM151 46H152V45H151ZM174 46H175V42H174ZM183 46H184V45H183ZM200 46H201V44H200ZM222 46H223V43H222ZM228 46H229V45H228ZM228 46H227V47H228ZM240 46H241V45H240ZM244 46H245V45H244ZM244 46H242V47H244ZM247 46H246V47H247ZM252 46H253V48H255V49L257 48V47H254V45H252ZM59 47H60V46H59ZM65 47H68V46H65ZM71 47H72V46H71ZM76 47H77V49L79 48L78 45H77ZM92 47H90V48H92ZM97 47H95V49H96ZM137 47H138V48H137ZM146 47H147V46H145L144 49H145ZM176 47H177V46H176ZM188 47H190V46H188ZM188 47H187V48H188ZM191 47H192V46H191ZM198 47H199V46H198ZM205 47H204V45H203V48H204V49H205ZM209 47H207V48H209ZM232 47H234V46H232ZM236 47H237V46H236ZM242 47H241V49H242ZM248 47H249V46H248ZM55 48H56V47H55ZM55 48H54V49H55ZM57 48H58V47H57ZM60 48H62V47H60ZM73 48H74V46H73ZM81 48H82V47H81ZM83 48H84V47H83ZM103 48H105V47H103ZM114 48H117V49H114ZM120 48H121V50H122V47H120ZM153 48H154V45H153ZM177 48H179V46H178ZM180 48H182V47H180ZM192 48H193V47H192ZM200 48H201V47H200ZM200 48H199V49H200ZM221 48H223V47H221ZM221 48H220V49H221ZM253 48H251L252 50H251V49H250V50H246V48H245V50L242 49V50H244L243 53H242V51H241V54H242V55H239V54H238V55H239L240 57L243 56V57H242V58H243V59H242L243 61L241 60V62L239 61V63H238V61L236 62L235 59H233V60H231V61L233 62V63L231 62L232 67L230 66L231 68H234V70H235L236 67H237L236 70L239 69V75H237V76H239L238 79L241 80L242 82H241V85H240V83H239L238 80H237V82H238L237 84H238L239 86H241V89H242V90H244V91H242V90H240V91H242V92H245V91L247 92V91H248L247 94H248L249 92H253V91L256 89V86H255L256 84L254 83L255 81L253 82L254 78H257V77H258V78H257V80H258V79H259V76H261V71H262V75H263V73H264V65H263L264 63H262V62H261V63H262L261 71H260V69H257V67H258L259 65H258L257 67H255V71H253V70H254V69H253V68H254V67H253L254 65L251 66V68H252L253 70H252V69H249V66H248V65H249L248 62H250L249 59L252 60L254 57L259 56V54H258V55H255L254 52H256V50L253 51V50H254ZM64 49H65V48H64ZM64 49H63V50H64ZM68 49H69V48H68ZM77 49H76V50H77ZM79 49H80V48H79ZM93 49H94V48H93ZM98 49H99V48H98ZM98 49H96V50L98 51ZM101 49H102V47H101ZM150 49H151V47H150ZM175 49H176V48H175ZM234 49H237V48H234ZM241 49H240V47H239L238 50H241ZM48 50H49V49H48ZM50 50H51V49H50ZM91 50H92V49H91ZM118 50H120V49H118ZM118 50H117V51H118ZM123 50H122V52L120 51L121 54L123 53ZM145 50H146V49H145ZM145 50H144V51H145ZM152 50H153V49H152ZM160 50H159V51H160ZM176 50H178V49H176ZM192 50H193V49H192ZM194 50H196V48H195ZM202 50H203V49H202ZM207 50H209V49H207ZM207 50H206V52H207ZM217 50H218V49H216L215 51H217ZM223 50H224V48H223ZM223 50H222V51H223ZM230 50H231V49H230ZM238 50H237V51H238ZM51 51H52V50H51ZM51 51H50V52H51ZM55 51H56V50H54V52H55ZM59 51H60V50H59ZM59 51H58V52H59ZM71 51H73V49H72ZM77 51H79V50H77ZM80 51H82V50H80ZM94 51H95V50H94ZM94 51H93V52H94ZM144 51H143V53H144ZM148 51H150V50H148ZM185 51H186V53H187V57H188V56H190L191 54H194L197 50H196L194 53H192V51H190V49H189L188 52L190 51L189 53H191V54H188L187 50H185ZM185 51H184V52H185ZM209 51H210V50H209ZM212 51H213V50H212ZM218 51H219V50H218ZM222 51H221V52H222ZM227 51H229V50H227ZM231 51H232V50H231ZM234 51H235V50H234ZM234 51H233V52H234ZM245 51H246V52H245ZM249 51H250V52H249ZM251 51H253V54L255 55V56L253 55L254 57L252 56ZM124 52H125V51H124ZM181 52H182V51H181ZM223 52H224V51H223ZM239 52H240V51H239ZM239 52H238V53H239ZM257 52H258V49H257ZM45 53L48 54L47 52H45ZM55 53H56V52H55ZM59 53H60V52H59ZM63 53H65V52H63ZM68 53H70V52L68 51ZM85 53H86V52H85ZM85 53H83V54H85ZM89 53H90V52H89ZM94 53H95V52H94ZM94 53H93V54H94ZM110 53H111V55H109V58H110V56L116 54L115 52H113L114 54H112V52H110ZM117 53H118V52H117ZM165 53H163V54H165ZM177 53H179V52H177ZM182 53H183V52H182ZM182 53H181V54H182ZM197 53H198V52H197ZM200 53H202V52L200 51ZM207 53H208V52H207ZM210 53H211V52H210ZM231 53H232V52H231ZM236 53H237V52H236ZM258 53H259V52H258ZM10 54H11V53H10ZM61 54H62V52H61ZM61 54H60V56H61ZM75 54H76V53H75ZM98 54H99V56H100V53H97V56H98ZM119 54H120V53H119ZM119 54H118V55H117V54L114 55V58L116 59V58H118V57H119V58H120V57H123V55L121 56V54H120V56H119ZM123 54H124V53H123ZM148 54H149V53H148ZM158 54H160V53H158ZM179 54H180V53H179ZM198 54H199V53H198ZM215 54H216V53H215ZM218 54H219V53H218ZM224 54H225V52H224ZM224 54H223V55H224ZM250 54H251L252 58H249V57H248V56H250ZM263 54H264V52H263ZM12 55H13V54H12ZM53 55H54V54H53ZM57 55H58V54H57ZM68 55H69V54H68ZM71 55H72V54H71ZM86 55H87V54H86ZM89 55H90V54H89ZM131 55H132V54H131ZM146 55H147V54H146ZM146 55L143 54V56H145V57H143V58L146 59ZM152 55H153V56H149V57L147 56V59L150 58V62H151V58H152V60L154 59L153 57H156L155 59L158 58V57H157L158 55H157V56H154V55H156V52H155V54H152ZM161 55H162V54H161ZM161 55H159V57H161V59H162V58L164 59V57H163L164 55H162V56H161ZM168 55L165 54V56H167V57H168ZM184 55H185V54H184ZM184 55H183V57H184ZM202 55H203V53H202ZM209 55H210V54H209ZM225 55H226V54H225ZM7 56H8V57H7ZM16 56H17V55H16ZM62 56H63V55H62ZM72 56H73V55H72ZM72 56H71V57H72ZM74 56H76V55H74ZM82 56H83V55H82ZM90 56H91V55H90ZM102 56H103V55H102ZM102 56H100V57H102ZM116 56H118V57H116ZM126 56H127V54H126ZM128 56H130V53H129ZM141 56H142V55H141ZM196 56H197V55H196ZM196 56H194V58H195ZM205 56H206V55H205V52H204L203 57H205ZM210 56H211V55H210ZM221 56H222V55H221ZM227 56H229V55H227ZM232 56L234 57V56H237V55H235V52H234V54H233ZM232 56H231V57H232ZM239 56H237V59H236V60H238V57H239ZM251 56H250V57H251ZM14 57H15V55H14ZM14 57H13V58H14ZM17 57H18V56H17ZM63 57H64V56H63ZM66 57H67V56H66ZM69 57H70V56H69ZM80 57H81V56H80ZM86 57H87V56H86ZM100 57H99V58H100ZM124 57H125V55H124ZM124 57H123L122 59H120V60H123V59L126 58V57H125V58H124ZM137 57L140 58V60H139ZM167 57H165V58H167ZM175 57H176V56H175ZM178 57H179V56H178ZM181 57H182V55H181ZM192 57H193V56H192ZM198 57H199V56H198ZM201 57H202V56H201ZM206 57H207V56H206ZM223 57H224V56H223ZM233 57H232V58H233ZM261 57H263V56H261ZM261 57H260V58H261ZM11 58H12V57H11ZM13 58H12V59H13ZM52 58H53V57H52ZM56 58H57V57H56ZM60 58H61V57H60ZM60 58H59V59H60ZM67 58H68V57H67ZM81 58H82V57H81ZM90 58H91V57H90ZM93 58H94V57H92L91 60H92ZM102 58H103V57H102ZM102 58H101V60H102ZM107 58H108V57H107ZM112 58H113V56H112ZM135 58H136V59H135ZM143 58H142V59H143ZM171 58H172V57H171ZM179 58H180V57H179ZM189 58H191V56H190ZM189 58H187V59H189ZM209 58H210V57H208V59H209ZM211 58H213V57H211ZM214 58H215V57H214ZM220 58H221V57H220ZM224 58H225V57H224ZM224 58H223V59H224ZM9 59H10V58H9ZM12 59H11V60H12ZM18 59H19V57H18ZM59 59H58V60H59ZM65 59H66V58H65ZM73 59H74V58H73ZM73 59H71V60H73ZM86 59H87V58H86ZM86 59H85V60H86ZM95 59H96V58H95ZM97 59H98V57H97ZM103 59H104V58H103ZM105 59H106V58H105ZM105 59H104V60H105ZM115 59H114V60H115ZM128 59H130V62H129ZM155 59H154V60H155ZM161 59H160V61L157 59L158 62L155 63V64L158 65V66H157V65H156V66L159 67V68L161 67L160 65H162V64L160 63V62L162 61ZM168 59H170V58H168ZM195 59H198V58L196 57ZM195 59H194V60H195ZM200 59L202 60V59H204V58H200ZM200 59H199V60H200ZM218 59H219V58H218ZM218 59H217V60H218ZM239 59H240V58H239ZM263 59H264V58H263ZM11 60H10V61H11ZM22 60H23V59H22ZM49 60H50V59H49ZM51 60H52V59H51ZM56 60H57V59H56ZM58 60H57V61H58ZM91 60H90V62H91ZM93 60H94V59H93ZM93 60H92V61H93ZM109 60H110V59H108V61H109ZM114 60H112V63H114L115 65H117V64L115 63L116 61L114 62ZM120 60H119V61H120ZM138 60H139V61H138ZM143 60H144V59H143ZM154 60H153V61H154ZM171 60H172V59H171ZM192 60H193V59H192ZM209 60H210V59H209ZM228 60H230V59L228 58ZM20 61H21V60H20ZM54 61H55V60H54ZM64 61H66V60H64ZM67 61H68V60H67ZM75 61H76V59H75ZM75 61H74V62H75ZM79 61H80V60H79ZM95 61H96V60H95ZM97 61H98V60H97ZM119 61H117V63H118ZM144 61L146 62L147 60H144ZM144 61H142V62L144 63ZM153 61L151 62V65H149V66H147V67L153 66V68H154ZM155 61H156V60H155ZM167 61H168V60H167ZM177 61H178V59H177ZM179 61H180V60H179ZM179 61H178V62H179ZM184 61H185V60H184ZM204 61H205V60H204ZM215 61H216V60H215ZM218 61L220 62V59H219ZM222 61H224V60H222ZM263 61H264V60H263ZM17 62H18V61H17ZM24 62H25V61H24ZM61 62H63V61H61ZM77 62H78V60H77ZM98 62H99V61H98ZM104 62H105V61H104ZM104 62H103V65L105 64ZM148 62H149V61H148ZM148 62L145 63V64H149V63H150V62H149V63H148ZM163 62H165V60H164ZM163 62H162V63H163ZM180 62H181V61H180ZM189 62H190V61H189ZM201 62H202V61H201ZM201 62H199V63H201ZM212 62H213V61H212ZM212 62H211V63H212ZM225 62H227V61H225ZM229 62H230V61H229ZM14 63H15V62H13V64H14ZM21 63H22V62H21ZM45 63H46V62H45ZM48 63H49V62H48ZM57 63L59 64V62H57ZM57 63H53V64L56 65ZM68 63H69V65H70V63H73V62H69V61H68ZM86 63H87V62H86ZM93 63L95 64V62H93ZM100 63H102V62H100ZM110 63H111V61H110ZM121 63H122V61L119 63L120 66H121ZM123 63H124V62H123ZM126 63H124V64H126ZM140 63H141V62H140ZM159 63H160V65H159ZM167 63H168V62H167ZM182 63H183V62H182ZM186 63H187V62H186ZM192 63H193V62H192ZM192 63H191V64H192ZM195 63H196V61H195ZM221 63H222V62H221ZM221 63H220V64H221ZM251 63H252V62H251ZM63 64H65V63H63ZM66 64H67V63H66ZM106 64H107V67H108V68H110L111 66H113L112 64H110V65L108 66L109 62H107ZM136 64H135V65H134V64H130V65H134V67H133V66H131V67H133L134 69H137L136 67L138 66L139 63H138L137 65H136ZM165 64H166V62H165ZM165 64H163V65H165ZM171 64H172V63H171ZM175 64H176V62H175ZM189 64H190V63H189ZM208 64H209V63H207V64H205V65H208ZM213 64H214V63H213ZM213 64H212V65H213ZM218 64H219V63H218ZM220 64H219V65H220ZM222 64H223V63H222ZM222 64H221V65H222ZM224 64H225V63H224ZM224 64H223V65H224ZM228 64H229V63H228ZM11 65H12V64H11ZM17 65H18V64H17ZM28 65H29V64H28ZM51 65H52V64H51ZM72 65H73V64H72ZM76 65H77V64H76ZM76 65H75V66H76ZM78 65H79V64H78ZM78 65H77V66H78ZM81 65H82V64H81ZM84 65H85V64H83V67H84ZM97 65H100V64L96 63V66H97ZM103 65L101 64V66H103ZM130 65L128 64L127 67L124 68L126 71L123 69L125 73H127V71H128V73H127V74H128V77H130V76H129V73L131 72V70H134L133 68H131V70H128V68L130 69V67H129ZM140 65H141V64H139L138 69L140 68ZM142 65H143V64H142ZM142 65H141V66H142ZM166 65H168V64H166ZM177 65H179V64H177ZM192 65H193V64H192ZM194 65H195V64H194ZM196 65H197V64H196ZM203 65H204V64H203ZM203 65H202V66H203ZM209 65H210V64H209ZM209 65H208V67H206V68H210ZM251 65H252V64H251ZM19 66H20V63H19ZM29 66H30V65H29ZM58 66H59V65H58ZM58 66H57V67H58ZM75 66H74V68H75ZM94 66H95V65H94ZM94 66H91V67H94ZM117 66H118V65H117ZM117 66H116V67H117ZM120 66H118V67H120ZM125 66H126V65H125ZM135 66H136V67H135ZM144 66H145V68H147L146 65H144ZM144 66H142V67L144 68ZM180 66H183V65H180ZM189 66H191V65H189ZM197 66H198V65H197ZM210 66H211V65H210ZM216 66H217V65H216ZM226 66H227V65H226ZM26 67H27V66H26ZM34 67H35V66H34ZM34 67L31 66V68H33V69H34ZM44 67H45V66H44ZM55 67H56V66H55ZM63 67H64V66H63ZM63 67H62V65H61V67H59V69H58V71H60V72H59L60 74L62 73V72H61L62 70H60V68L62 69ZM87 67H88V65H87ZM114 67H115V66H114ZM114 67H112V68L114 69ZM116 67H115V68H116ZM118 67H117V68H118ZM157 67H155V71H156V72H157V70H158V71L160 70V69H158ZM165 67H170V68L167 69V68H165ZM165 67H161V68H165V69H167V70H166L167 72L165 71V74H166L165 80L162 79L163 75H162V77H160V74H162V73H159V75H158V74H157V75L160 77V79H162L161 82H162V81H164V82H166V83H169V81L174 82L173 84H175L174 86L177 88V90L175 91V93H174L173 91H171L172 89L170 90V87H168V88L166 89V91L169 89V92H172V93H173V96H172V97H174V94H176V95H175V98H177L178 95L181 94V95L184 96V101H185L186 98L188 99L189 96L191 97V96L193 95V94L191 95V93H190L192 90H193V91H196V90L199 88V87H198L199 85H200V88L204 85V82H205V80H204V79H205V76H203V75H205V74H202V72H199V73L196 72V75H195L194 72H193V73L189 72V73H191V74H194L195 80H197L196 83L199 84V85H197V87L195 86V88H196V90H195L193 87H191V86H193V85H190V83H188V82L186 81V80L188 79V76L185 74L184 76H187V78H186V80H184V79H183V76H181V74L178 72V70H179V69H178V68H179L178 66H177V68H176V66H173V68H171V65H170V66H165ZM185 67H186V66H185ZM200 67H201V65H200ZM203 67H204V66H203ZM227 67H229V66H227ZM230 67H229V68H230ZM238 67H239V68H238ZM17 68H18V67H17ZM20 68H21V67H20ZM22 68H23V67H22ZM36 68H37V67H36ZM47 68H48V66H47ZM66 68L68 69L67 66H66ZM71 68H72V67H71ZM88 68H89V67H88ZM94 68H95V67H94ZM104 68H105V70H106V65H105ZM117 68H116V69H117ZM122 68H123V64H122ZM126 68H127V69H126ZM145 68H144V70H146ZM156 68H157V70H156ZM195 68H196V66H195ZM195 68H194V69H195ZM206 68H205V69H206ZM212 68H213V67H212ZM219 68H220V67H219ZM225 68H226V67H225ZM231 68H230V69H231ZM13 69H14V67H13ZM15 69H16V68H15ZM26 69H29V68H26ZM41 69H42V67H41ZM41 69H40V70H41ZM44 69H46V67H45ZM48 69L50 70V67H49ZM55 69H56V68H55ZM72 69H73V68H72ZM91 69L93 70V68H91ZM95 69H96V68H95ZM95 69H94V70H95ZM98 69H99V68H98ZM116 69H114V72H112L111 68H110V69H107V70H109V71L111 70L110 72H111L112 74H110V75H112V76L114 77L113 74H115V70H116ZM165 69H164V70H165ZM183 69H184V68H183ZM188 69H189V68H188ZM200 69H201V68H200ZM223 69H224V68H223ZM226 69H227V68H226ZM241 69H243L244 71H243V72L240 71ZM256 69H257V70H256ZM19 70H20V69H18L17 71L19 72ZM30 70H31V69H30ZM36 70H37V69H36ZM49 70H47V71H49ZM63 70H64V69H63ZM70 70H71V69H70ZM73 70H74V69H73ZM73 70H72V71H73ZM76 70H78V68H77ZM76 70H75V71H76ZM79 70H80V68H79ZM88 70H89V69H88ZM94 70H93L92 72H95ZM107 70H106V71H107ZM123 70L120 71V73L123 72ZM144 70H143V73L145 74L146 72H144ZM147 70H148V69H147ZM150 70H152V69H150ZM150 70H149V71H150ZM164 70L161 69V72L164 71ZM181 70H182V69H181ZM191 70H192V69H191ZM191 70H187V71H191ZM207 70L209 71V69H207ZM210 70H211V69H210ZM217 70H218V69H217ZM221 70H222V69H221ZM221 70H220V71H221ZM232 70H233V69H232ZM249 70H251L252 72L249 71ZM11 71H13V70H11ZM33 71H35V70H33ZM37 71H38V70H37ZM53 71H54V69H53ZM56 71H57V69H56ZM56 71H55L54 73H53L52 71H51V72H52V74L54 75V74L56 73ZM58 71H57V72H58ZM81 71L83 72V70H81ZM81 71H78V72H81ZM100 71H101V70H100ZM102 71H104V69H103ZM106 71H104V72H105V73H107V72L109 73V71H107V72H106ZM117 71H118V69H117ZM136 71H137V70H136ZM136 71H135V73L139 72L140 70L137 71V72H136ZM141 71H142V70H141ZM149 71L146 73L147 75L150 74ZM152 71H153V70H152ZM155 71H153V73H154ZM193 71H194V70H193ZM201 71H203V70L201 69ZM208 71H207V72H204V73H208ZM212 71H213V70H212ZM218 71H219V70H218ZM225 71H226V70H225ZM230 71H231V70H230ZM259 71H260V74L258 73ZM4 72H6V73H4ZM13 72H14V71H13ZM15 72H16V71H15ZM18 72H17V73H18ZM29 72H30V71H29ZM35 72H36V71H35ZM41 72H42V70H41ZM63 72H64V71H63ZM68 72H69V71H68ZM68 72H67V73H68ZM85 72H86V71H85ZM85 72H84V73H85ZM96 72H97V70H96ZM104 72H103V74H104ZM132 72H133V71H132ZM182 72H184V71H182ZM223 72H224V70H223ZM234 72H237V71H234ZM240 72H242V73H244V74L241 75ZM21 73H22V72H21ZM23 73H24V71H23ZM26 73H27V71H26ZM26 73H25V74H26ZM36 73H37V72H36ZM49 73H50V71H49ZM49 73H48V74H49ZM84 73H83V75H84ZM118 73H119V72H118ZM125 73H124V76H125ZM133 73H134V72H133ZM141 73H142V72H141ZM172 73H174V74H175V73H176V74L179 73L180 76H181L182 78H181L180 76H175L174 74L172 75ZM219 73H220V72H219ZM237 73H238V72H237ZM9 74H10V73H9ZM32 74H34V72H32ZM32 74H30L29 77L27 76V74L25 75V76L28 77V81H30L29 78L31 77ZM52 74L49 75V76H53ZM69 74H71V73H69ZM81 74H82V73H81ZM88 74H89V73H88ZM88 74H87V77L89 76ZM139 74H140V73H139ZM139 74H138V76H136V78H134L135 80L139 77ZM170 74H171V76H170ZM211 74H212V73H211V71H210V75H211ZM215 74H216V73H215ZM231 74H232V73H231ZM235 74H236V73H235ZM12 75H13V74H12ZM17 75H18V74H17ZM23 75H24V74H23ZM23 75H22V77H23ZM38 75H39V74H38ZM38 75H37V76H38ZM40 75H41V74H40ZM44 75H45V74H43V76H44ZM61 75H62V74H61ZM61 75H60V76H61ZM66 75H67V74H66ZM71 75H72V74H71ZM93 75H94V74H93ZM98 75H99V74H98ZM98 75L95 74L94 76L97 78ZM130 75H131V78H132L134 74H133V75L130 74ZM151 75H152V74H151ZM210 75H209V76H210ZM225 75H226V74H225ZM19 76H20V75H18V78H19ZM37 76H36V77H37ZM46 76H47V75H45L44 78H45ZM55 76H57V74H56ZM55 76H53L54 79H55V78L57 79V77H55ZM60 76L58 75V79H60V78L62 79V78H63V76H61V77H60ZM72 76H73V75H72ZM80 76H81V75H80ZM84 76H85V75H84ZM102 76H103V75H102ZM105 76L107 77V75H105ZM108 76H109V74H108ZM112 76H111V78H112ZM115 76H117V74H116ZM118 76H119V74H118ZM120 76L123 77V75H121V74H120ZM120 76H119V77H120ZM142 76H143V74H142ZM144 76H145V75H144ZM148 76L150 77V75H148ZM148 76H147V78H148L149 81H150V78H149ZM153 76H154V78H156L157 80L159 79V78H157V76L155 77V73H154ZM153 76H151V78H152ZM173 76H174V77H173ZM190 76H191V75H190ZM231 76H233V75H231ZM237 76H235V77H237ZM7 77H9V78H11V79H9V78H7ZM16 77H17V76H16ZM27 77H26V78H27ZM34 77H35V76H34ZM34 77H33V78H34ZM59 77H60V78H59ZM64 77H65V76H64ZM67 77H68V76H66V78H67ZM76 77H77V76H76ZM98 77H99V76H98ZM109 77H110V76H109ZM109 77H108V78H109ZM119 77H117L118 79L116 78L117 81H118V84L120 83V82H119V81H120L119 79H121V78H119ZM125 77H126V76H125ZM125 77H123V78L125 79ZM134 77H135V75H134ZM210 77H211V76H210ZM212 77H213V76H212ZM217 77H219V76H217ZM217 77H216V78H217ZM220 77H221V76H220ZM220 77H219V78H220ZM235 77L233 76V78H235ZM50 78H51V77H50ZM50 78H49V80H50ZM69 78H71V77H69ZM96 78H95V79H96ZM104 78H105V77H104ZM111 78H109V79L111 80ZM123 78H122V79H123ZM141 78H142V79H145L146 76H145V78H143V77H141ZM147 78H146V80H148ZM154 78H153V80H152V81H153L152 83H154V82L156 83V81L154 80ZM191 78H192V77H191ZM207 78H208V77H207ZM221 78H222V77H221ZM223 78H224V77H223ZM227 78H228V77H227ZM242 78H243V80H242ZM263 78H264V76H263ZM8 79H9V80H8ZM20 79H21V77H20ZM31 79H32V78H31ZM52 79H53V78H52ZM54 79H53V80H54ZM61 79H60V80H61ZM73 79H74V78H73ZM80 79H81V78H80ZM84 79H86V78L84 77ZM87 79H88V78H87ZM100 79H101V77H100ZM100 79H99V80H100ZM102 79H103V78H102ZM114 79H115V78H114ZM124 79H123V80H124ZM126 79H127V77H126ZM132 79H133V78H132ZM139 79H140V78H139ZM139 79H138V81H139ZM142 79H141V80H142ZM160 79H159V80H160ZM192 79H193V78H192ZM210 79H211V78H210ZM212 79H213V78H212ZM225 79H226V78H225ZM261 79H262V77L260 78L259 81H257V82H258V83H257L258 85L262 84V83L260 82V81H262ZM10 80H11V81H10ZM21 80H22V79H21ZM21 80H20V81H21ZM23 80H24V79H23ZM32 80L34 81V79H32ZM35 80H36V79H35ZM39 80H41V79H39ZM49 80H47V81H48L47 83H49ZM63 80H66V79H63ZM70 80H72V79H70ZM70 80H68V78H67V81H70ZM91 80H92V78H91ZM91 80H90V82H91ZM105 80L107 81L108 79L106 78ZM105 80H104V81H105ZM112 80H113V78H112ZM112 80H111V81H112ZM128 80H130V82H129V81H128V82L132 85V82H133V81H132L130 78H128ZM135 80H134V82H136ZM166 80H167V81H166ZM168 80H169V81H168ZM213 80H214V79H213ZM216 80H217V79H216ZM219 80H220V79H219ZM25 81H26V80H25ZM37 81H38V80H37ZM56 81H57V80H56ZM72 81H73V80H72ZM74 81H75V80H74ZM74 81H73V82H74ZM100 81H101V80H100ZM114 81H116V80H114ZM114 81H112V82H114ZM131 81H132V82H131ZM185 81H186L187 83H186ZM190 81H192V84H194V85L196 84L195 82H193V80H190ZM208 81H209V79H208ZM208 81L206 80V82H208ZM221 81H222V80H221ZM231 81H232V79H231ZM235 81H236V80H235ZM21 82H22V81H21ZM23 82H24V81H23ZM30 82H31V81H30ZM42 82H44V81L42 80ZM42 82H41V83H42ZM52 82H53V81H52ZM59 82H60V81H59ZM59 82H57V83H59ZM64 82H65V84L67 85V82H66V81H64ZM64 82H62V83L60 82V83H61L60 85L63 86V83H64ZM77 82H78V81H77ZM90 82H88V83H90ZM102 82H103V81H102ZM108 82H109V81H108ZM125 82H127V81L124 80L123 83H125ZM134 82H133V83H134ZM141 82H144V80L141 81ZM150 82H151V81H150ZM157 82H160V81H157ZM172 82H171V83H172ZM212 82H213V81H212ZM212 82H211V83H212ZM229 82H230V81H229ZM26 83H27V82H26ZM36 83H37V82H36ZM38 83H39V82H38ZM44 83H45V82H44ZM50 83H51V82H50ZM74 83H76V82H74ZM78 83H83V81L78 82ZM85 83H86V82H85ZM95 83H96V82H95ZM98 83H101V82H98ZM105 83H106V82H105ZM105 83H103V84H105ZM121 83H122V82H121ZM121 83H120V85H121V87H123L124 85H122ZM129 83H126V84H129ZM208 83H209V82H208ZM208 83H207V84H208ZM211 83H209V84H211ZM221 83H225V82H221ZM221 83H219V84H221ZM235 83H236V82H235ZM263 83H264V81H263ZM31 84H32V83H31ZM31 84H30V85H31ZM39 84H40V83H39ZM39 84H38V85H39ZM42 84H43V83H42ZM65 84H64V86H65ZM113 84H114V85H113ZM113 84L111 83L112 87H114L113 89L116 90V91L114 90V93H116V92H117V93H116V96H114L115 94L113 93L114 95L112 94V97L114 96V97L117 98V95L120 94V92L118 93V90H117V89L119 88V90H120V87H119V85L117 84V82H116V83L114 82ZM115 84H117L118 88L115 86ZM130 84L128 85V87L130 86ZM134 84H135V83H134ZM134 84H133V86H131L132 88L130 87V90H132L134 87H136L135 85H137L138 83H136L135 85H134ZM139 84H140V82H139ZM139 84H138V87H139ZM141 84L144 85L143 83H141ZM147 84H148V83H147ZM150 84H151V83H150ZM157 84L161 85V84H163V83H161V84H160V83H157ZM217 84H218V83H217ZM226 84L229 85V83H226ZM226 84H225V85H226ZM237 84H236V85H237ZM254 84H255V85H254ZM28 85H29V84L27 83V88H29ZM33 85H34V84H33ZM33 85H32V86H33ZM35 85H36V84H35ZM68 85H69V84H68ZM73 85H75V84H73ZM73 85H71V88H73ZM76 85H77V84H76ZM80 85H82V84H80ZM96 85H98V84H96ZM105 85H106V86H105ZM105 85H104V88H105V87L108 88L107 85H110V84H107V83H106ZM164 85H165V84H164ZM169 85H170V84H169ZM169 85L167 84V86H169ZM171 85H172V84H171ZM171 85H170V86H171ZM211 85H213V83H212ZM223 85H224V84H223ZM238 85H237V86H238ZM32 86H31L30 89H33V90H34V88H33ZM40 86H41V85H40ZM42 86H43V85H42ZM45 86H46V85H45ZM49 86H50V85H49ZM55 86H56V85H55ZM57 86H58V84H57ZM57 86H56V87H57ZM64 86H63V87H64ZM88 86H90V85L88 84ZM92 86H93V85H92ZM140 86H141V85H140ZM145 86H146V85H145ZM147 86H150V85L148 84ZM157 86H158V85H157ZM157 86H156V84H155V87H156V88H157ZM161 86L163 87V85H161ZM161 86H159V87H161ZM207 86H208V85H206V87H207ZM213 86H214V85H213ZM221 86H222V85H221ZM231 86H232V85H231ZM263 86H264V85H263ZM35 87H36V86H35ZM46 87H47V86H46ZM78 87H79V85H78ZM85 87H86V86H85ZM90 87H91V86H90ZM96 87H97V86H96ZM98 87H99V86H98ZM115 87H116L117 89H116ZM128 87H125V88H128ZM162 87H161L160 89H162V91H164L165 89H163V88H166V86L163 87V88H162ZM172 87H173V86H172ZM175 87H173V89H174ZM215 87H216V86H215ZM219 87H220V86H219ZM222 87H224V86H222ZM261 87H262V86H261ZM261 87H260V88H261ZM52 88H53V87H52ZM58 88H59V86H58ZM66 88H68V87L66 86ZM75 88H76V86H75ZM102 88H103V87H102ZM104 88H103V89H104ZM107 88H105V90H106ZM143 88L145 89V87H141L140 92H141V90H142ZM150 88H151V86L149 87V89H150ZM152 88H153L152 90H154L153 85H152ZM203 88L205 89V87H203ZM225 88H227V87H225ZM258 88H259V86H258ZM258 88H257V90H258ZM260 88H259V89H260ZM40 89H41V88H40ZM43 89H44V88H43ZM47 89H48V88H47ZM47 89H46V90H47ZM55 89H56V88H55ZM83 89H84V88H83ZM85 89H86V88H85ZM85 89H84V90H85ZM87 89H88V88H87ZM89 89H90V88H89ZM92 89H93V88H92ZM92 89H91V90H92ZM95 89H96V88H95ZM100 89H101V87H100ZM109 89H110V88H109ZM137 89H139V88H137ZM137 89H136V88L133 89V91H132V94H133V95H134V93H135V95H136V93H137ZM149 89H147V87H146V89H145L146 92H147V94H149V93H148V91H150ZM160 89H157V90L159 91ZM207 89H209V88H207ZM212 89H213V88H212ZM221 89H222V88L220 87V91H221ZM229 89H230V87H229ZM231 89H232V88H231ZM236 89H237V88H236ZM262 89H263V88H262ZM262 89H260V90H261V94H262ZM28 90H29V89H28ZM36 90H37V88H36ZM38 90H39V89H38ZM46 90H44V91H46ZM59 90H61V88H60ZM59 90H58V91H59ZM63 90H64V89H63ZM66 90H67V89H66ZM76 90H77V89H76ZM78 90L83 91L81 88L78 89ZM78 90H77V91H78ZM91 90H88V91H91ZM123 90H124V89H122V91H123ZM125 90H126V89H125ZM135 90H136V92H134ZM145 90H144V91L142 90V93H139V92H138L139 95L141 94V95H140V98H141V96H144V95L146 94ZM147 90H148V91H147ZM174 90H175V89H174ZM200 90H201V89H200ZM202 90H203V89H202ZM205 90H206V89H205ZM213 90H214V89H213ZM226 90H227V89H226ZM238 90H239V89H238ZM48 91H49V90H48ZM51 91H52V90H51ZM51 91H50V92H51ZM54 91H55V90H54ZM56 91H57V90H56ZM56 91H55V93H56ZM71 91L73 92V90H71ZM77 91H76V92H77ZM96 91H98V90H96ZM103 91H104V90H103ZM138 91H139V90H138ZM158 91H155L156 94H157ZM162 91L160 90V92H162ZM166 91H165V92H166ZM210 91H211V90H210ZM215 91L217 92L218 90H215ZM223 91H224V89H223ZM229 91H230V90H229ZM229 91H227V92H229ZM234 91H235V90H234ZM240 91H239V92H240ZM263 91H264V89H263ZM29 92H30V91H29ZM62 92H63V91H62ZM64 92H65V91H64ZM69 92H70V91H69ZM72 92H71V94H72ZM107 92H108V91H107ZM109 92H110V93H107L108 95L111 94V90H110ZM112 92H113V90H112ZM123 92H124V91H123ZM125 92H126V94H127V91H125ZM133 92H134V93H133ZM143 92H145V94H143ZM150 92H153V91H150ZM213 92H214V91H213ZM213 92H212V93H213ZM216 92H215L214 94L217 95L218 98L216 97V98L214 99L213 97H212V98H211L210 96L208 97V98H210V100H211V101H210V104L215 102V105H216V103L218 102V101L216 102V100H219V101H220V99H219V95H221V94L218 93V94H219V95H218ZM246 92H245V93H246ZM258 92H260V91L258 90ZM26 93H27V92H25V94H26ZM40 93H41V92H40ZM46 93H47V91H46ZM46 93H44L45 96H46ZM48 93H49V92H48ZM58 93H59V92H58ZM58 93H57V94H58ZM66 93H67V91H66ZM73 93H75V91H74ZM81 93H82V92H81ZM121 93H122V92H121ZM128 93H129V89H128ZM162 93H164V92H162ZM167 93H168V92H167ZM172 93H171V94H172ZM192 93H193V92H192ZM203 93L206 94V92H203ZM203 93H201V94H203ZM208 93H209V91H208ZM229 93H230V92H229ZM229 93H228V94H229ZM233 93H234V92H233ZM233 93H232V94H233ZM245 93H244V94H245ZM253 93H254V92H253ZM255 93H256V91H255ZM27 94H28V93H27ZM38 94H39V93H38ZM41 94H43V92H42ZM41 94H40V95H41ZM60 94H61V93H60ZM76 94H77V93H76ZM87 94H88V93H87ZM87 94H86V95H87ZM91 94H93V93L91 92ZM98 94H100V93H98ZM98 94H97V95H98ZM130 94H131V91H130V93H129V95H128V96L131 97ZM142 94H143V95H142ZM147 94H146V95H147ZM153 94H155V93H153ZM153 94H151V95H153ZM156 94H155V97H156ZM159 94H160V93H159ZM164 94H165V93H164ZM177 94H178V95H177ZM199 94H200V93H199ZM205 94H204L203 96H205ZM222 94H223V93H222ZM224 94H225V93H224ZM249 94H250V93H249ZM249 94H248V97L251 96V94H250V95H249ZM261 94H260L259 97H258V96H257V93H256L255 96H257L256 98H258L259 100H261L262 103H261V101H258V102L255 103V102H254L255 99L252 98V100H254L253 103H255L254 106H255L256 109H257V113L255 112V110H256V109H254L255 107H254L253 109H250V111H247V110H249V109L246 110V107H247V106L244 108L245 114H246V112H247L248 115H250L249 113L251 112V116H252V115L254 116V112H255V114H256L255 116H257V114H258V116H257L258 119L255 117V119H256L257 121H260V122H259L260 125H259L258 128L261 127L262 123H263V125H264V107L261 106V105H263V99H264L263 95H264V94H262L263 99H260ZM36 95H37V94H36ZM52 95H53V94H52ZM61 95H62V94H61ZM66 95H68V93H67V94H64V96H66ZM72 95H73V94H72ZM74 95H75V94H74ZM80 95H82V94H80ZM80 95H79V96H80ZM94 95H95V92H94ZM100 95H101V94H100ZM133 95H132V98H131L132 100H133V99L136 100L135 98H137V97L139 96V95H138V96L136 97V96L134 95V96H135V98H134ZM162 95H163V94H162ZM181 95H180V96H181ZM195 95H196V93H195ZM208 95H209V94H208ZM208 95H206V96H208ZM215 95H214V97H215ZM28 96H29V94H28ZM48 96H50V94H49ZM59 96H60V95H59ZM77 96H78V95H76V97H77ZM83 96H84V95H82V97H83ZM98 96H99V95H98ZM103 96H104V94H103ZM105 96H106V94H105ZM109 96H111V95H109ZM119 96H120V95H119ZM119 96H118V98H119ZM167 96H168V94L166 95V98H167ZM176 96H177V97H176ZM197 96H198V95H197ZM221 96H222V95H221ZM221 96H220V97H221ZM230 96H232V95H230ZM253 96H254V95H253ZM25 97H26V98H25ZM31 97H32V96H31ZM34 97H36V96H34ZM43 97H44V96H43ZM52 97H53V96H52ZM54 97H55V96H54ZM61 97H62V96H60V99H61ZM66 97H67V96H66ZM66 97H65V98H66ZM70 97H72V96L69 95V98H70ZM76 97H75V98H76ZM84 97H85V96H84ZM93 97H94V96H93ZM101 97H102V96H101ZM107 97H108V96H107ZM107 97H106V98H107ZM112 97H110V99H112ZM114 97H113V98H114ZM122 97H123V96H122ZM147 97L149 98L150 96L147 95ZM147 97L144 96V97H142V98H143V99L146 98V100H147ZM158 97H160V99H159ZM161 97H162V96H160V95L157 94L156 99L158 98L159 100H161V102H160V106H159V105L157 106V104L159 103V101L156 102L155 99H154V101L157 103V104H156L157 107H161L163 101H165V100H164L165 97H164V98L162 97L163 100L161 99ZM169 97H170V96H168V99H169ZM195 97H196V96H195ZM222 97H223V96H222ZM222 97H221V98H222ZM224 97H226V96H224ZM227 97H229V96H227ZM235 97H237V96H235ZM243 97H244V95H243ZM28 98L30 99V97H28ZM69 98L67 97V100H68ZM77 98H78V97H77ZM88 98H90V97L88 96ZM91 98H92V96H91ZM94 98H95V97H94ZM104 98H105V97H104ZM116 98H115V99H116ZM125 98H127V97L125 96L124 99H125ZM128 98H129V97H128ZM203 98L208 99V98H206V97H203ZM203 98H202V99H203ZM231 98H232V97H231ZM44 99H45V98H44ZM57 99H58V98H57ZM63 99H64V98H63ZM70 99H71V101L73 100V98H70ZM79 99H80V98H79ZM79 99H78V100H79ZM101 99H102V98H101ZM101 99H99V100H101ZM107 99H108V98H107ZM107 99H105V100H107ZM110 99H109V100H110ZM119 99H120V98H119ZM191 99H192V100L194 99L193 96L191 97ZM191 99H189V101H190ZM237 99H238V98H237ZM245 99H246V97H245ZM247 99H248V98H247ZM258 99H256V100H258ZM36 100H37V99H36ZM41 100H42V99H41ZM50 100H52V99H50ZM75 100H76V99H75ZM78 100H76L75 103H76ZM85 100H86V98H85ZM88 100H89V99H88ZM97 100H98V97H97ZM102 100H103V99H102ZM127 100H129V102H130V99H127ZM137 100H139V99L137 98ZM137 100H136V101H137ZM144 100H145V99H144ZM146 100H145V101H146ZM151 100L153 101V99H151ZM174 100H175V101H176V100L178 101V99H174ZM174 100H172V98H171V101H174ZM179 100H180V102H181V99H180V98H179ZM192 100H191V101H192ZM196 100H197V97H196ZM196 100H195V102H196ZM199 100H200V99H199ZM203 100H204V99H203ZM214 100H215V101H214ZM223 100H224V98H223ZM233 100H234V98H233ZM235 100H236V99H235ZM235 100H234V102H235ZM243 100H244V99H243ZM37 101H38V100H37ZM42 101L44 102V100H42ZM45 101H46V100H45ZM47 101H48V99H47ZM47 101H46V102H47ZM58 101H59V100H58ZM69 101H70V100H69ZM80 101H81V100H79V102H80ZM113 101H114V100H113ZM116 101H117V100H116ZM119 101H122V103H124V104H126V103L128 104V102L125 101V102H126V103H125V102L123 101V99H122V100H119ZM119 101H117V102H119ZM136 101H133V103L135 102V103L138 104V101H137V102H136ZM139 101H140V100H139ZM141 101H143V100L141 99ZM148 101H150V100H148ZM166 101H167V100H166ZM171 101L169 100V102H171ZM186 101H187V100H186ZM186 101H185V103H184L182 106H187V105H185V104H186ZM189 101H187L188 104H189V107H188V106H187L188 108L185 107V108H187V109H186L185 111L182 110L183 112L180 110L181 112H179V113H182V114H177V113H178V110L175 111V109L172 110V112L175 111L176 113H175V112H174L173 114H172V112L170 113V110L173 109V108L175 107L174 105H171V104H170V105H168V106H171V107L173 106V107H172V108L169 107V108H171V109L168 110L169 113H168V112H167V113L170 114V115H168V114H166V111H167V109H168L167 107H165V108H167L166 111L164 110L165 108H163V107H161V108L158 109L156 106H154L155 102H153L154 104H152V103L150 104L151 101H150L148 104L153 105L152 107H155V109H156V108L158 109V111L155 112L157 115H156V114L154 115V112H152V111L149 112V110L146 111V113H145V114L148 113V114H147L148 116L142 114V113H141L142 111H141L140 109H139V112H138V113H137V111H136L137 116H139V115L141 114V115L139 116L140 119L143 117V115L145 116L144 118L147 119L146 117H150V116H149V113H151V112L153 113V114H152V113H151V114L155 116V117H152V116L150 117L151 122L153 121V122H152L153 124H152V125H149V127H148V128L150 129V131H149L150 133H148V130H149V129H148L147 132H146V135H147V136H142V135H141V136H142L143 140H145V142H146V144H147V145H145L146 148H147L148 145H150L151 148L154 149L153 152H155L156 155H159V153H160V156H159V157H160V158L162 157L163 160H166V161H164V163L162 162L163 164H166L165 162H167V160H170V161L172 162V160H171L172 158H174V160H176L175 158H178V157H176V155L179 154L178 152H180V150H181L182 152H183V151L187 152L186 154H187L189 157H194V158H196L195 156H197V155H195V153L197 152V154H198V151H196V149H197L199 146L196 145L197 148H195V146L193 147V145H192V144H193V143H192V140L190 141V138H191L192 133L190 134V136L188 135V134H189V133H188L189 131H192V132H193L194 128L196 127V125H195L196 122H195L194 119H189V120H188L187 118H189L191 115H194V112L197 110V109H196V110L194 109V106H193V107H190V105H191L192 103H191V101H190V103H191V104H190ZM197 101H198V100H197ZM205 101H206V100H204V102H205ZM208 101H209V99H208ZM212 101H214V102H212ZM221 101H222V99H221ZM247 101H248V100H247ZM46 102H45V103H46ZM51 102H52V101H51ZM54 102H55V101H54ZM56 102H57V100H56ZM62 102H64V101H62ZM67 102H68V101H67ZM102 102H103V101H102ZM131 102H132V101H131ZM131 102H130V103H131ZM146 102H147V101H146ZM146 102H143L142 104L139 103V104H140V106H141V105H142V106L144 105L145 108H146V104H147ZM169 102L167 101V103H169ZM182 102H183V101H182ZM182 102H181V104H182ZM236 102H237V101H236ZM239 102H240V104H241V101H239ZM48 103H50V101H49ZM68 103H69V102H68ZM91 103H92V101H90V104H91ZM94 103H95V102H94ZM104 103H105V102H104ZM115 103H116V102H115ZM135 103H134V104H135ZM145 103H146V104H145ZM167 103H166V104H167ZM171 103L174 104L175 102H171ZM196 103H197V102H196ZM225 103H226V102H225ZM228 103H229V102H228ZM231 103H232V102H231ZM250 103H251V101H250ZM40 104H41V103H40ZM43 104H44V103H43ZM43 104H41V105H43ZM56 104H57V103H56ZM60 104H61V103H60ZM80 104H82V103H80ZM83 104H87V103L84 102ZM83 104H82V105H83ZM90 104H89V105H90ZM99 104H100V103H99ZM113 104H114V103H113ZM124 104H122V105H123V108L125 109L124 106H126V105H124ZM131 104H132V103H131ZM139 104H138V105H139ZM148 104H147V105H148ZM176 104H177V102H176ZM176 104H175V105H176ZM178 104H179V105H177V106L181 107L179 101H178ZM203 104H204V103H203ZM218 104H219V103H218ZM223 104H224V103H223ZM226 104H227V103H226ZM232 104H233V103H232ZM232 104L229 105V107L232 106ZM234 104H235V103H234ZM234 104H233V106H234ZM244 104H245V103H244ZM248 104H249V103H248ZM33 105H34L33 108H35V106H36L37 104L34 103ZM38 105H39V103H38ZM53 105L55 106V104H53ZM57 105H58V104H57ZM63 105H64V104H63ZM63 105H61V107H62ZM77 105H78V103H77ZM95 105H96V104H95ZM109 105H110V103H109ZM117 105H118V104H116V106H117ZM128 105H129V104H128ZM135 105H136V104H135ZM163 105L165 106L164 103H163ZM163 105H162V106H163ZM192 105H194V104H192ZM195 105H196V104H195ZM200 105H201V104H200ZM200 105H199V106H200ZM236 105H237V104H236ZM249 105H251V104H249ZM43 106H44V105H43ZM46 106H47V105H46ZM72 106H74V105H72ZM75 106H76V104H75ZM79 106H80V109H81V105H79ZM92 106H93V105H92ZM101 106H102V105H101ZM114 106H115V105H113V107H114ZM118 106H120V105H118ZM133 106H134V105H133ZM144 106H143V107H144ZM177 106H176V107H177ZM202 106H203V105H202ZM207 106H208V109H207V108H205V109H207V110L209 111L211 108L209 109V104H208ZM212 106H214V104H212ZM219 106H220V105H219ZM221 106H223V105H221ZM221 106H220V107H221ZM243 106H244V105H243ZM243 106H242V107H243ZM48 107H50V105H49ZM55 107H56V106H55ZM55 107H54V108H55ZM59 107H60L59 105L56 107V108L58 109V111H59V109L61 110V108H59ZM69 107H71V106H69ZM69 107L67 106V108H69ZM82 107H83V106H82ZM94 107H95V106H94ZM105 107H106V106H105ZM126 107H127V106H126ZM129 107H130V108H126V111H127V109H131L132 105L129 106ZM138 107H139V106H138ZM176 107H175V108H176ZM179 107H178V108H179ZM215 107H216V106H215ZM223 107H225V106H223ZM236 107H237V106H236ZM33 108H32V109H33ZM38 108H40V107L38 106ZM62 108H64V110H66V109H65V108H66L65 105H64V107H62ZM71 108H72V109H71ZM71 108L68 109L69 112L72 111L74 107H71ZM83 108H84V107H83ZM88 108L91 110L90 107H88ZM88 108H87V109H88ZM92 108H93V107H92ZM101 108H102V107H101ZM116 108H117V107H116ZM121 108H122V107H121ZM132 108H134V107H132ZM135 108H137V106H135ZM139 108H140V107H139ZM145 108H144V109H145ZM185 108H184V109H185ZM195 108H198V107H195ZM199 108H200V107H199ZM201 108H202V107H201ZM201 108H200V109H201ZM203 108H204V107H203ZM234 108H235V106H234ZM234 108H233V109H234ZM237 108H239V107H237ZM248 108H249V107H248ZM40 109H41V108H40ZM44 109H45V108H44ZM47 109H50V108H47ZM70 109H71V110H70ZM75 109H76V108H75ZM84 109H85V108H84ZM84 109H82V113H83V110H84ZM96 109H97V108H96ZM113 109H114V108H113ZM113 109H112V110H113ZM146 109H149V107L146 108ZM146 109H145V110H146ZM150 109H151V106H150ZM155 109H154V110H155ZM176 109H177V108H176ZM181 109H182V107H181ZM193 109H194V110H193ZM222 109H223V108H222ZM229 109H230V108H229ZM235 109H236V108H235ZM235 109H234V110H235ZM34 110H35V109H34ZM36 110H38V109H36ZM36 110H35V111H36ZM50 110H51V109H50ZM54 110H55V109H54ZM62 110H63V109H62ZM68 110H67V111H68ZM76 110H77V109H76ZM76 110H74V111L77 112ZM98 110H99V109H98ZM102 110H104V108H103ZM117 110H118V108H117ZM117 110L114 111V112H117ZM133 110H138V109H133ZM142 110H143V109H142ZM151 110H153V108H152ZM201 110H203V109H201ZM201 110H200V111H201ZM252 110H253V111H252ZM262 110H263V111H262ZM44 111H45V110H44ZM44 111H43V112H44ZM56 111H57V110H56ZM58 111H57V112H58ZM74 111L71 112V113H68V112H67V113H68V114H75ZM79 111H80V110H78L77 113H80ZM86 111H87V110H86ZM107 111H109V110H107ZM110 111H111V110H110ZM118 111H119L120 113H116L117 115L122 113V112H121V111H122L121 109H119ZM155 111H156V110H155ZM192 111H194L193 114H192ZM198 111H199V110H198ZM210 111H211V110H210ZM212 111H213V110H212ZM217 111H218V110H217ZM235 111H236V110H235ZM43 112H42V113H43ZM64 112H65V111H64ZM84 112H85V111H84ZM94 112H97V111L94 110ZM99 112H100V111H99ZM102 112H103V111H102ZM112 112H113V111H112ZM124 112H125V111H124ZM129 112H130V110L128 111V113H129ZM133 112H135V111H132V113H133ZM143 112H144V110H143ZM205 112H206V111H205ZM205 112H204V113H205ZM214 112H215V111H214ZM230 112H231V111H230ZM241 112H243V111L241 110L240 113H241ZM248 112H249V113H248ZM252 112H253V114H252ZM258 112H260V113H258ZM48 113H51V111L48 112ZM62 113H63V112H62ZM67 113H66V114H67ZM89 113H90V111L88 112V114H89ZM92 113H93V112H92ZM97 113H98V112H97ZM125 113H126V112H125ZM130 113H131V112H130ZM136 113H134V116H135ZM211 113L213 114V112H211ZM215 113H218V112H215ZM223 113H224V111H223ZM228 113H229V112H228ZM35 114H36V115H35ZM39 114H40V115H39ZM60 114H61V113H60ZM66 114L64 113V115H66ZM68 114H67V116H68ZM88 114H87V115H88ZM111 114H112V113H111ZM195 114H196V113H195ZM200 114H201V113H200ZM205 114L208 115V113H205ZM212 114H210V115H212ZM226 114H227V112H226ZM233 114H234V112H233ZM235 114H236V113H235ZM243 114H244V113L241 114L242 117L245 116V114H244V115H243ZM247 114H246V115H247ZM260 114H261L262 116H261ZM43 115H44V116H43ZM52 115H53V113H52ZM55 115H56V114H54V117H56ZM77 115H78V114H77ZM80 115H81V114H80ZM91 115H92V114H91ZM101 115H102V114H101ZM101 115H100L99 117H101ZM124 115H129V114H124ZM131 115H132V114H131ZM131 115H129V116H131ZM167 115H168V117H167ZM198 115H199V113H198ZM214 115H215V114H214ZM223 115H224V114H223ZM237 115H238V114H237ZM248 115H247L246 117H249ZM259 115H260V116H259ZM37 116H38V117L40 116V118H38ZM42 116H43V118H42ZM47 116H48V115H47ZM47 116H46V117H47ZM50 116H51V115H50ZM50 116H49V117H50ZM57 116H58V115H57ZM59 116H60V115H59ZM67 116H66V117H67ZM69 116H70V115H69ZM71 116H72V115H71ZM71 116H70V117H71ZM82 116H86V114H83ZM82 116H81V119H82ZM118 116H119V117H122V116H120V115H118ZM194 116H195V115H194ZM199 116H200V115H199ZM199 116H198V117H199ZM204 116H205V115H204ZM217 116H218V114H217ZM221 116H222V115H221ZM231 116H232V115H231ZM66 117H65V119H68V121H69V118H66ZM77 117H78V116H77ZM88 117H89V116H88ZM88 117H86V118L84 119V122H85V123H84L83 125H85V127L83 126V128L80 127V126H82V125H80V123H82L83 120H82V122H80V121H79V119H80L79 117H78L79 119L75 117L76 120H78V121H75V120H74V121H71V123H73V125H74L75 122H77L78 125L75 126L76 128H77V126H79V129L82 128V130H84V128H86V130H88V129H87L88 126H89V127H91V126L93 127V126L96 125L95 123H97V122H96L97 119H96V121H94L93 118L91 119V118H88ZM95 117H96V114H95ZM99 117H97V118H99ZM108 117H109V115L107 116V118H108ZM113 117H116V116H113ZM119 117H118V118H119ZM135 117H136V116H135ZM205 117H206V116H205ZM213 117H214V116H213ZM223 117H225V116H223ZM229 117H230V115H229ZM233 117H234V120H236V118H237V120L235 121V122H236V127H237V126H240V127H241V125H242V126H243L242 128H243L244 130H245L246 128L249 129V127H248V126H249V122H253V121H250L251 118L249 117L250 120H248V124H247V127H246V124H245V123H247V121H246V119H245L246 117H244V119H245L246 122H245V121H242L243 119L241 120L239 115H238V117H236L235 115H234ZM233 117H232V118H233ZM235 117H236V118H235ZM242 117H241V118H242ZM259 117H260V118H259ZM261 117H262V119H261ZM37 118H38V119H41V118H42V119L39 121ZM63 118H64V117H63ZM72 118H73V117H72ZM72 118H70V119H72ZM75 118H73V119H75ZM104 118H105V117H103V121L105 120ZM123 118H124V117H123ZM126 118H127V116L125 117V119H126ZM133 118H134V117H133ZM136 118L139 119L138 117H136ZM190 118H192V117H190ZM200 118H201V117L196 118V120H197V119L199 120V121H197L198 124H199L200 120L202 121V119H200ZM206 118H207V117H206ZM217 118H218V117H217ZM220 118H221V117H220ZM253 118H254V117H253ZM253 118H252V119H253ZM47 119H48V117H47ZM47 119H46V120H47ZM57 119H58V117H57ZM60 119H61V117H60ZM81 119H80V120H81ZM86 119H87V120H86ZM89 119H91V120H89ZM94 119H95V118H94ZM108 119H109V118H108ZM125 119H122V121H124ZM128 119H129V118H127V120H128ZM140 119H139V120H140ZM145 119H144V120H145ZM184 119H187V121H185V122H188V121H190V120H193L192 122H191V121H190V122L192 123L193 126L195 125V127L193 128V130H187L188 128H189V129H190V128L192 129V127H190L191 124H189V122L186 123V124H189V127L187 126L188 128H186V124H185L184 122H182L183 124H185V128H186V130L188 131L186 135H185V128L183 127V125L181 126V122H180V121H182V120H184ZM207 119H208V118H207ZM211 119H214V118H211ZM223 119H224V118H223ZM223 119H221V120H222L221 122L224 121ZM227 119H228V118H227ZM227 119L225 120L224 123H226ZM230 119H231V118H230ZM238 119H240V120H238ZM55 120H56V119H55ZM55 120H54V121H55ZM92 120H93V121H92ZM98 120H99V119H98ZM106 120H107V119H106ZM119 120H121V119H119ZM127 120L124 121V122H128L127 124H128V126H129V123H130L129 121L132 120V116H131V118H130L129 121H127ZM134 120H135V119H134ZM134 120H133V122H134ZM163 120H164V124H165V122H168V121H169V122H174V123L176 122V124L180 122L179 125H180L181 127L178 126V128H179L178 131H180V128H181V129L184 128V130H181V131H184V132H182L181 135H180L179 132H177V133L179 134V135H177V133H172V131H171V132H170L171 135L173 134V135H175V136H171V135H169V136L173 137V141L170 140L168 137H166V135H167L168 132L164 131V132H166V134H165V135H162V134L164 133V132L162 133V130H161V129L163 128ZM171 120H172V121H171ZM205 120H206V119H205ZM209 120H210V119H209ZM217 120H218V119H217ZM234 120H233V121H234ZM253 120H254V119H253ZM256 120H255V121H256ZM56 121H57V120H56ZM56 121H55V122H56ZM59 121H61V120H59ZM59 121H58V122H59ZM65 121H67V120H65ZM68 121H67V123H68ZM89 121H90V122H89ZM109 121H110V120H109ZM136 121H138V120H136ZM213 121H214V120H213ZM213 121H212V122H213ZM43 122H44V121H43ZM50 122H51V121H50ZM55 122H53V123H55ZM58 122H57V123H58ZM62 122H64L63 119H62ZM62 122H60V124H62ZM78 122H80V123H78ZM86 122H87V123H86ZM94 122H95V123H94ZM98 122H101V121L99 120ZM105 122H106V121H105ZM105 122H103V123H105ZM113 122H114V121H113ZM117 122H118V121H117ZM140 122H143V118H142V121L140 120ZM146 122H147V121H146ZM148 122H149V119H148ZM193 122H194L195 124H193ZM209 122L211 123V121H209ZM217 122L220 123L219 121H217ZM228 122H230V121H228ZM235 122H234V123H235ZM244 122H245V123H244ZM53 123H51V124L53 125ZM65 123H66V122H65ZM65 123H64V124H65ZM71 123H69V124H71ZM101 123H102V122H101ZM101 123H100V124H101ZM106 123H107V122H106ZM115 123H116V122H115ZM119 123H120V122H119ZM144 123H145V122H144ZM174 123H173V124H174ZM201 123H202V122H201ZM215 123H216V122H215ZM218 123H217V124H218ZM224 123H223V127H224ZM256 123H257V122H256ZM1 124H0V125H1ZM35 124H36V128H37V129H35ZM37 124L39 125L38 127H37ZM47 124H48V123H47ZM121 124H123V122H121ZM121 124H120V125H121ZM132 124H133V123H132V121H131V124H130V125H132ZM136 124H138V123L136 122ZM147 124H149V123H147ZM147 124H146V125H147ZM176 124H175V125H176ZM198 124H197V125H198ZM203 124L205 125L206 122H205V123L203 122ZM221 124H222V123H221ZM250 124H251V123H250ZM253 124H255V122H254ZM41 125H42V124H41ZM45 125H46V123H45ZM66 125L69 126L68 124H65V127H66ZM73 125H71V126H73ZM103 125H104V124H103ZM107 125H113V124H112V123H109V124L107 123ZM118 125H119V124H118ZM123 125H124V124H123ZM134 125H135V124H134ZM142 125H143V124H142ZM144 125H145V124H144ZM170 125H171V124H170ZM175 125H174V127H176ZM219 125H220V124H219ZM256 125H257V124H256ZM48 126H50V125H49V124L47 125V128H48V129L52 128L51 126H50V128H49ZM53 126H56V127H57V125H53ZM61 126H63V125H61ZM96 126H97V125H96ZM96 126L93 127L92 129L94 130V128H95L96 130H98L99 128L96 127ZM98 126H99V125H98ZM125 126H126V125H125ZM137 126H140V124L137 125ZM137 126H136V127H137ZM150 126H151V128H150ZM165 126H166V125H165ZM198 126H199V125H198ZM200 126H201V124H200ZM207 126H209V125H207ZM213 126H215V125H213ZM213 126H212V127H213ZM226 126H227V125H225V127H226ZM229 126L231 127V125H229ZM233 126H234V125H233ZM253 126H255V125H253ZM257 126H258V125H257ZM42 127H43V126H42ZM45 127H46V126H45ZM45 127H44V128H45ZM59 127H60V125H59ZM59 127L56 128L55 132L58 131L57 129H58ZM63 127H64V126H63ZM69 127H70V126H69ZM69 127H67V128H69ZM75 127H72L71 129H74V130H75ZM89 127H88V128H89ZM99 127H100V126H99ZM102 127H103V126H102ZM102 127H100L101 130H102ZM106 127H107V126H106ZM115 127H116V125H115ZM120 127H121V126H120ZM126 127H127V126H126ZM130 127L134 128L133 126H130ZM142 127L144 128V126H142ZM215 127H216V126H215ZM227 127H228V126H227ZM227 127H226V128H227ZM245 127H246V128H245ZM262 127H263V126H262ZM44 128H43V129H44ZM53 128H54V127H53ZM53 128H52V129H53ZM67 128H66V130H67ZM104 128H105V127H104ZM108 128H109V127H108ZM108 128H107V129H108ZM118 128H119V127H118ZM118 128H117V129H118ZM121 128H123V127H121ZM128 128H129V127H128ZM128 128H125V129H128ZM167 128H168V127H167ZM169 128H170V127H169ZM197 128H198V127H197ZM210 128H211V127H210ZM213 128H214V127H213ZM220 128H222V125H221ZM226 128H224V129H226ZM252 128H253V127H252ZM62 129H63V128H62ZM69 129H70V128H69ZM79 129L77 128L76 131L79 130ZM100 129H99V130H100ZM112 129H113V128H112ZM135 129H137V128H135ZM141 129H142V128H141ZM141 129H140V130H141ZM146 129H147V126H146ZM146 129H145V130H146ZM164 129H165V128H164ZM171 129L173 130L172 127L170 128V130H171ZM206 129H207V128H205V130H206ZM215 129H216V128H215ZM231 129H232V128H231ZM237 129H238V128H237ZM239 129H240V128H239ZM247 129H246V130H247ZM254 129H255V128H254ZM256 129H257V128H256ZM262 129H264V128H262ZM262 129H261V130H262ZM33 130H34V132H33ZM59 130H60V128H59ZM82 130L80 129L81 132L79 131V133H78V131H77V134L75 133V136H76V135L78 136V134H80V133H82V132L85 131V130H84V131H82ZM96 130L93 131V134H94V132L96 133V134H95L96 137L92 136V134H91V136H90L91 138H93V137H94V139L98 138L97 133H98L99 130H98V131H96ZM121 130H122V129H121ZM123 130H124V128H123ZM123 130H122V132H121L122 135H121V133H120V135H118V136H119V137L122 136V137H120V138H121L120 140H122L123 138H125V142H126V144H127V145H126V144H125V145H126V147L128 146L127 148H129V149H127V148H126V149H127L128 151H130V153H131V155H130V159H129V163H126V162H128V161L125 160V161H126V162H125V166H126L127 164H129V166H130L129 169L131 170V172H130L129 169H127L128 167H127L126 169L129 170V172H130L131 174H133L132 177H131V174H130V180H132V179L135 180L136 185H135V187H133L134 185H130L131 188L128 187V188H130V190H129V192H127V194H125V193L123 192V193L126 195V196H124V197L127 198L125 201L129 200V202H128V201H127V202H128V204H131V206L129 205L130 208L128 209V211H130V213H129L128 215H130V216H128V218H127L128 221H127V220H124V223L121 221L122 223L119 222L118 226H117V224H116V226H113V227L115 228V230H116V227L118 228V230H116V231H120V233H119V232H117V233H119L121 236H120L119 234H115L114 232H113V233H114L113 235H114V236H115V235H118V240H119V237H121L122 240H123V242L127 244V245L125 244L126 247H124V249L128 247L127 249L130 250V252H131L130 254H132V252H133V253H134L133 255L136 256V257L134 256V257H135L134 259H137V260L143 262L142 264H144V263H145V264H164L162 258L164 257L163 255L167 254V253H166L167 249H165V245H170V244H173V243H170V244H169V243H166V244H165L166 239H167V237H166L167 232L165 233V231H166L165 226L167 225L166 223H167L168 219L166 218L165 214L162 212L161 207H162L163 205H162V206H159V205L157 206V205H156V204L159 202L158 199L160 198V196H159L158 199L156 200V204L152 203V200H151V197H152V199H153V196H152V194H151V192H152L151 190L153 189V188H152L153 186H152L151 184H152L153 182L151 181V183H150V180H152V179H149L150 176H149V173H148V172L151 171L153 168H152L151 170L148 169V172H147V169L144 170V167H143V168L140 167V166H142V165L138 166V164H139L138 161H141L142 159L140 158L141 160H139V159H137V156H135V152L137 153V151H136L137 148H136V145H134V144H136V143H134V142H136V140H135V138H134L135 136L132 135V134H134V133H132V131H131L132 134H129V131H128V130H131V129H128V130H127L128 132H127V131H123ZM132 130H134V129H132ZM143 130H144V129H143ZM143 130H142V132H143ZM160 130H161V132H160ZM174 130H175V129H174ZM174 130H173V132H174ZM200 130H202V128H201ZM205 130H203V131H205ZM211 130H212V129H211ZM217 130H218V129H217ZM220 130H221V129H220ZM246 130H245V131H246ZM53 131H54V130H53ZM53 131H52V133L55 134V132H53ZM64 131H65V129H64ZM68 131H69V130H68ZM71 131H72V130H71ZM71 131H70V132H71ZM90 131H91V130H90ZM117 131H118V130H116V132H117ZM136 131H137V133H139V132H138L139 130H136ZM195 131H196V130H195ZM203 131H202V132H203ZM207 131H208V129H207ZM209 131H210V130H209ZM226 131H229V130H226ZM235 131H238V130H235ZM241 131H242V130H241ZM247 131L249 132L250 129L247 130ZM61 132H62V131H61ZM61 132H60V134H62ZM91 132H92V131H91ZM100 132H101V131H99V133H100ZM105 132H106V131H105ZM105 132H103V133H105ZM111 132H112V131H111ZM114 132H115V130H114ZM114 132H112V133H114ZM133 132H135V131H133ZM198 132H199V131H198ZM212 132L214 133V131H212ZM219 132H220V131H219ZM222 132H223V131H222ZM222 132H221V134H222ZM248 132H247V133H248ZM259 132H260V131H258V133H259ZM262 132H264V131L262 130ZM58 133H59V132H57L56 135H59ZM73 133H74V132H73ZM84 133H87V132H84ZM84 133H83V135H84ZM107 133H108V131H107ZM107 133H106V134H107ZM109 133H110V131H109ZM183 133H184V135H182ZM195 133H197V132H195ZM204 133H205V132H204ZM237 133H239V131H238ZM240 133H241V132H240ZM251 133H252V130H251ZM66 134H67V132H66ZM66 134H65V132H64L63 135L67 136L69 133H68L67 135H66ZM101 134H102V133H101ZM106 134H103V135H106ZM110 134H111V133H110ZM115 134H116V133H115ZM115 134H114V136H115ZM118 134H119V133H118ZM135 134H136V133H135ZM143 134H144V132H143ZM168 134H169V133H168ZM229 134H230V133H229ZM259 134H260V133H259ZM71 135L73 136V134H71ZM81 135H82V134H81ZM81 135L78 136V137H77V136H76V137L74 136V138H79V139H80V138H81ZM89 135H90V134H89ZM129 135L133 136L134 141H131V140L133 139L131 136H130V137H131L132 139H131V140L129 139ZM176 135H177V136H176ZM187 135L189 136V138H188ZM197 135H198V134H197ZM206 135H207V134H206ZM217 135H218V134H217ZM217 135H215V137H216ZM224 135H225V134H223V136H224ZM252 135H254V136H252ZM252 135H251L252 138H249V134H248V138H247V140L249 139V141H250V142L248 141L249 143H248V142H247V143H248V145L251 144V146H252V144L254 145V143H252V142H254V139H255V134H252ZM257 135H258V134H257ZM257 135H256V137H257ZM262 135L264 136V134H262ZM53 136H54V135H53ZM60 136H61V135H60ZM101 136H102V135H101ZM108 136H110V135L108 134ZM111 136H112V135H111ZM116 136H117V135H116ZM118 136H117V137H118ZM123 136H124V137H123ZM136 136H137V134H136ZM138 136H140V133H139ZM138 136H137V137H138ZM141 136H140V137H141ZM204 136H205V134H204ZM233 136H234V134L232 135V137H233ZM237 136H238V134H237ZM245 136H246V134H245ZM260 136H261V135H260ZM57 137H58V136L53 137V138H57ZM62 137H63V136H62ZM62 137H61V138H62ZM83 137H85V135L82 136V138H81L80 140L78 139V144H79V141H81V140L83 141V142H80L81 145H83L84 141H85V142L87 141V138L84 139ZM86 137H87V136H86ZM88 137H89V136H88ZM102 137H103V136H102ZM105 137H106V139L104 138V141H105V140H106V141H105V142L102 141V144H103V143L106 144V143H107V140L110 138V137H109V138L107 139V136H105ZM117 137H116V138H117ZM140 137H139V138H140ZM199 137H200V136H199ZM199 137H198V138H199ZM205 137H206V136H205ZM207 137H208V136H207ZM220 137H221V135H220ZM228 137H229V136H228ZM239 137H240V135H239ZM253 137H254V139H253ZM258 137H259V136H258ZM48 138H49L50 140H48ZM68 138H69V137H68ZM70 138H71V137H70ZM201 138H203L202 135H201ZM201 138H200V139H201ZM209 138H210V137H209ZM212 138H214V137H212ZM234 138H235V136H234ZM260 138H261V137H260ZM57 139H60V138L58 137ZM64 139L66 140V138H64ZM64 139H63V140H64ZM83 139H84V140H83ZM111 139H113V138H111ZM111 139H110V140H111ZM118 139H119V138H118ZM118 139H117V140H118ZM140 139H141V138H140ZM210 139H211V138H210ZM210 139H209V140H210ZM217 139H218V137H217ZM217 139H216V140H217ZM221 139H222V138H221ZM223 139H224V138H223ZM228 139H229V138H228ZM241 139H242V138H241ZM257 139H258V138H257ZM263 139H264V138H263ZM52 140H53V139H52ZM63 140H62V141H63ZM67 140H68V139H67ZM71 140H72V139H71ZM74 140H75V139H74ZM96 140H97V139H96ZM98 140H99V139H98ZM98 140H97V141H98ZM115 140H116V139H115V137H114L113 141H115ZM138 140H139V139H138ZM202 140H203V139H202ZM206 140H207V139H206ZM224 140H225V139H224ZM224 140H222V141L224 142ZM232 140H233V139H232ZM236 140H237V139H236ZM244 140H245V138H244ZM247 140H246V141H247ZM258 140H259V139H258ZM90 141H91V140H90ZM97 141H96V142H97ZM99 141H100V140H99ZM122 141H124V139H123ZM198 141H199V139H198ZM227 141H228V140H227ZM229 141H230V140H229ZM234 141H235V140H234ZM234 141H233V142H234ZM240 141H241V140H240ZM256 141H257V140H256ZM49 142H50V143H49ZM64 142H65V141H63L62 143H64ZM69 142H70V140H69ZM111 142H112V140H111ZM115 142H116V141H115ZM117 142H119L118 145H116V144H115V145L118 146L117 148H119V146H120L119 144H121V143H120V141H117ZM141 142H142V141H141ZM143 142H144V141H143ZM145 142H144V143H145ZM190 142H191L192 144H191ZM204 142L206 143V141H204ZM212 142H213V141H212ZM217 142H218V141H217ZM231 142H232V141H231ZM233 142H232V143H233ZM241 142H242V141H241ZM261 142H264V140L261 141ZM56 143H55V144H56ZM62 143H61V144H62ZM89 143H90V142H89ZM89 143H88V144H89ZM93 143H95V142H93ZM93 143H92V144H93ZM98 143H99V142H98ZM108 143H109V142H108ZM133 143H134V144H133ZM137 143H138V141H137ZM158 143H159L160 145H159ZM194 143H195V141H194ZM202 143H203V142H202ZM208 143H209V142H207V146H208ZM221 143H222V142H221ZM228 143H229V142H228ZM235 143L237 144V141H236ZM72 144H73V143H72ZM78 144H76V146H77ZM86 144H87V143H86ZM86 144H85V147L87 146ZM96 144H97V143H96ZM99 144H100V143H99ZM99 144H98V146H99ZM102 144H101V145H102ZM104 144H103V145H104ZM112 144H114V143H112ZM141 144H142V143H141ZM154 144H158V145H156V148H155V147H152V146H154ZM190 144H191V145H190ZM198 144H199V143H198ZM203 144H204V143H203ZM216 144H217V143H216ZM216 144H214V145H216ZM218 144H220V143H218ZM224 144H225V143H224ZM229 144H230V143H229ZM74 145H75V144H74ZM74 145H73V146H74ZM81 145L79 144V146L82 147V149H83L84 146H81ZM106 145H107V144H106ZM106 145H105V147H107ZM122 145H124V142H122ZM139 145H140V144L138 143L137 146H139ZM238 145H239V144H238ZM257 145H258V144H257ZM63 146H64V145H63ZM73 146H70V147L72 148ZM108 146H110V144H108ZM113 146H114V145H113ZM116 146H114V147L110 146V147H111V149H113V148H116ZM141 146H144V145H141ZM187 146H189V147L192 146V147H190V148L188 147L189 150H187V148H185V147H187ZM203 146H204V145H203ZM203 146H202V148H203ZM205 146H206V145H205ZM212 146H213V144H212ZM212 146H211V147H212ZM220 146H221V145H220ZM222 146H223V145H222ZM243 146H244V145H243ZM249 146H250V145H249ZM254 146H255V145H254ZM66 147H67V146H66ZM77 147H78V146H77ZM80 147H78L76 150L78 151V149H79ZM85 147H84V148H85ZM87 147H89V146H87ZM91 147H92V145H90V149H91L90 153L88 152L89 149H88V151H85V150H87L86 148H85L84 151H80V152H82V153H81V154H82V158H81V156H79V157L82 159V161H84V163H85V160H83V155L85 154V152H86V154H87V152H88L89 154L93 155V157H94V156H96V157L98 156V157H99V154H101V153L99 152V151H101V150H100L101 148H102V150L106 151V150L104 149L105 147L103 146V147H104V148H103V147L101 146L99 149H97V152H99V154L95 153V155H94V152H96V151H95V148H94V146H93L94 149L92 150ZM95 147H96V146H95ZM120 147H122V146H120ZM215 147H216V146H215ZM217 147H218V146H217ZM239 147H240V146H239ZM256 147H257V146H256ZM263 147H264V146H263ZM64 148H65V147H64ZM71 148H70V150H68V151H69V154H72V151H75L74 149H72V151H71ZM97 148H98V147H97ZM108 148H109V147H108ZM108 148H107V149H108ZM124 148H125V147L123 146V149H124ZM138 148H140V146H139ZM141 148L144 149V147H141ZM141 148H140V149H141ZM151 148H150V149H151ZM192 148H195V149H193V150H195L196 152L193 151ZM200 148H201V145H200ZM208 148H210V147H208ZM208 148H207V149H208ZM213 148H214V147H213ZM223 148H224V147H223ZM232 148L234 149V147H232ZM240 148L243 149L242 147H240ZM244 148H245V147H244ZM253 148H254V147H253ZM80 149H81V148H80ZM82 149H81V150H82ZM111 149H109V150H111ZM119 149H120V148H119ZM119 149H113L112 151H113V152H114V150H117V151H118ZM143 149H142V150H143ZM150 149H149V150L147 149V150L150 152ZM190 149H191V150H190ZM221 149H222V148H221ZM225 149H228V147L225 148ZM225 149H224V150H225ZM245 149H246V148H245ZM247 149H248V148H247ZM254 149H255V148H254ZM254 149H253V150H254ZM260 149H261V148H260ZM63 150H64V149H63ZM98 150H99V151H98ZM120 150H121V149H120ZM208 150H209V149H208ZM213 150H214V149H213ZM236 150H237V148H236ZM55 151H56V152H55ZM92 151H93V153H92ZM107 151H108V150H107ZM112 151H109V152H112ZM122 151H123V150H122ZM125 151H126V150L124 149L123 153H126V155L128 156V154H130V153H129V152L127 153V151H126V152H125ZM192 151H193V153H192ZM211 151H212V150H211ZM222 151H223V149H222ZM239 151H240V150H239ZM243 151H245V150H243ZM249 151H250V150H249ZM249 151H248V152H249ZM262 151H264V148H263ZM63 152H64V151H63ZM83 152H84V153H83ZM101 152H102V151H101ZM120 152H121V151H120ZM120 152H119L118 156L120 155V156L122 157V155H121L122 153H120ZM143 152L146 153L145 149H144ZM157 152H158V153H157ZM174 152H175V153H174ZM185 152H183V154H184ZM194 152H195V153H194ZM205 152H206V151H205ZM209 152H210V150H209ZM220 152H221V151H220ZM223 152H224V151H223ZM230 152H231L230 154H232V149H231ZM248 152H247V153H248ZM66 153H67V151H66ZM104 153H106V152H103L102 155H105ZM117 153H118V152H116V154H117ZM140 153H141V155L143 154L142 152H140ZM145 153H144V154H145ZM151 153H152V152H151ZM151 153H149L150 156H151ZM155 153H154V154H155ZM199 153H200V152H199ZM217 153H218V151L216 152V154H217ZM225 153H226V150H225ZM241 153H242V151H241ZM253 153H254V151H253ZM261 153H262V155L260 154V156L262 157V160H263V163H262V164H263V168H264V152H261ZM58 154H59V153H58ZM60 154L62 155L63 153H61V151H60ZM73 154H74V152H73ZM96 154H97V155H96ZM110 154H111V153H110ZM110 154H109V155H110ZM113 154H114V153H112V155H113ZM138 154H139V153H138ZM144 154H143V156H144ZM149 154H148V155H149ZM152 154H153V153H152ZM210 154H211V153H210ZM227 154H228V153H227ZM230 154H229V155H230ZM233 154H234V153H233ZM64 155L66 156V157L63 158L64 161H60V160H59V161L62 162V163H61L62 165H64L65 162H66V165H64V166H68V165H67V164H68L67 161H68L69 163H71L69 160H70L73 156H72L71 158H69V160H68V157H70V156H69L68 154H65V152H64ZM78 155H79V154H78ZM87 155H88V154H87ZM106 155H107V154H106ZM114 155H115V154H114ZM114 155H113V156H114ZM146 155H147V154H146ZM156 155H155V156H152V158H153V157H156ZM181 155H182V153H181ZM184 155H185V154H184ZM220 155H221V154H220ZM222 155H223L222 157L227 161L228 158L226 159V156H225L226 154L222 153ZM234 155H236V154H234ZM238 155H239V154H238ZM243 155H244V154H243ZM243 155H242V156H243ZM246 155H247V154H246ZM256 155H257V154H255L254 156H256ZM107 156H108V155H107ZM107 156H106V157H102V156L99 157V159H100V158H101V159L103 158V160H104V161L102 160L103 162H106V163L104 164V163L101 161V164H102L103 166H104V165H108L107 161H110V160L112 159V158H111L112 156H111V157L109 156L110 159H107ZM115 156H117V155H115ZM115 156H114L113 159H116ZM118 156H117V157H118ZM123 156H125V154H124ZM127 156H125V157L128 158ZM138 156L141 157L140 154H139ZM143 156H142V158L144 159ZM150 156H149V157L146 156V157L149 159V158H151ZM178 156H179V155H178ZM199 156H201V155H199ZM202 156H205V153H204V155H202ZM212 156H213V155H212ZM212 156H211V157H212ZM250 156H251V154H250ZM250 156H249V157H250ZM252 156H253V154H252ZM258 156H259V154H258ZM60 157H61V156H60ZM62 157H63V156H62ZM79 157H78V158H79ZM88 157H89V155H88ZM88 157H85V158H88ZM91 157H92V156H91ZM93 157H92V159H93V162H94L95 158H93ZM157 157H158V156H157ZM171 157H172V158H171ZM186 157H187V156H186ZM186 157H185V158H182V159H185V160H186ZM220 157H221V156H220ZM222 157H221V158H222ZM243 157H244V156H243ZM243 157H240V158H243ZM246 157H247V156H246ZM65 158H66V159H65ZM85 158H84V159H85ZM104 158H106L107 161H106V159H104ZM118 158H119V157H118ZM126 158H125V159H126ZM152 158H151V160H152ZM162 158H161V159H162ZM180 158H181V157H179V160H180ZM194 158H193V159H194ZM198 158H201V157H198ZM206 158H207V156H206ZM212 158H213V157H212ZM216 158H217V157H216ZM221 158H220V159H221ZM223 158H222V160H223ZM240 158H239V159H240ZM244 158H245V157H244ZM58 159H59V158H58ZM72 159H73V158H72ZM72 159H71V160H72ZM101 159H100V160H101ZM145 159H146V158H145ZM148 159H147V160H148ZM153 159H154V158H153ZM156 159H158V158H156ZM182 159H181V160H182ZM189 159H190V158H187V160H189ZM193 159H190L192 164H193L194 161L196 160V159H195V160H193ZM207 159H208V158H207ZM207 159H205V160H207ZM236 159H237V158H235V160H236ZM252 159H253V158H252ZM252 159H251V161H252ZM255 159H256V158H255ZM76 160H77V159H75V161H76ZM78 160H79V159H78ZM86 160H88V159H86ZM149 160H150V159H149ZM163 160H161V161H163ZM174 160H173V161H174ZM192 160H193V162H192ZM208 160H209V159H208ZM210 160H211V159H210ZM217 160H218V159H217ZM225 160H223V161L226 162ZM242 160H243V159H242ZM247 160H249V159L247 158ZM262 160H261V161H262ZM73 161H74V160H72V163H74ZM80 161H81V160H79L78 162H79V163H82V162H80ZM111 161H112V160H111ZM111 161H110V163L112 164ZM122 161H124V159H122ZM144 161H145V160H144ZM144 161H142V162L144 163ZM161 161H160V162H161ZM170 161H168V162H170ZM200 161H202V160H200ZM200 161H199V162H200ZM218 161H219V160H218ZM229 161H230V160H229ZM245 161H246V160H245ZM60 162H59V163H60ZM63 162H64V164H63ZM78 162L76 161L77 164H79ZM86 162H87V161H86ZM88 162H89V164L91 163V162H90V158H89V161H88ZM88 162H87V163H88ZM114 162H115V161H114ZM114 162H113V163H114ZM142 162H141V163H142ZM147 162H148V161H147ZM155 162H157V160H156ZM171 162H170V163H171ZM196 162H198V161H196ZM199 162H198V163H199ZM211 162H213V161H211ZM227 162H228V161H227ZM235 162L238 163L237 160H236ZM239 162H240V161H239ZM243 162H244V161H243ZM59 163H58V165H59ZM72 163H71V165L74 166L75 163H74V165H73ZM87 163H86L85 166H83L84 168L86 167V168H85L86 170L88 169V168H87V167H88V166H87ZM115 163H116V162H115ZM143 163H142V164H143ZM158 163H159V160H158ZM162 163H161V164H160V163L158 164L159 167L163 165ZM174 163H176V162H174ZM174 163H173V166H174ZM180 163H181V164H180ZM186 163L190 164V161H189V162H186V161H185V162L183 163V160H182V162H179V164H177L178 166H176V164H175V166H174L175 168H174V167H171V168H174V169L172 170L173 172H171L170 174L166 172L167 170H166V171H162V172H163L162 174H164V172H165V176H167V175L169 174V175L167 176V178H168V182H167V183H168L169 187L165 184V182H164V184H165L168 188H170L168 191L171 192L172 197H173V198H172V199H173V202H174V204H175V206H176V209H177V215H176V217L179 215L180 218L182 219V222L184 221L183 223H184L185 227H183V228H186V229H187L188 233L190 234V237H189V238L192 237L193 241H191L189 238H187L188 240H187L186 238H183V239H186L187 242H188L189 240H190L191 242H194V243H192V244L196 245L194 249H196V247H197V249H198V253L201 254V255H200V264H221V263H222V264H227L226 262L223 263L222 261H226V260H223V259H225V258H224L225 256H226V257H230V256H227L228 253H226V252H228L229 250H227V251H226V250H223L224 253H221V252H219V251H222V250H219V248H218V245H220V244H219V241H221V239H223V237H224L223 235H224V233H225V232H223L221 229L225 227L224 223H226V221L229 220V218H231V219H237V222H238V223L241 222L243 218H245V217H243L244 215L247 214L245 209H249V206H248V208H247L246 206H244V205L247 203V202H246L247 197H246V198H243V199L239 197V199L242 200V201L240 200L241 202H243V200H245V202H246L245 204H241V203L239 202L242 206H244V207H243L244 210H243V209L240 210V209H241V208H240L241 205L239 204L240 207H238L237 203L234 204L235 206H233L234 208L236 207L235 209L232 208V207L230 206L231 209H232V210H231L230 207H229V205H224V204H223L224 201H228L227 203L229 204V202H230L231 200L234 199V197H233L234 195H231V194H230V195L232 196L231 198H233V199H230V196L228 195L230 192L227 193V195H226L225 192H224V194H225L227 197H226V196H222L221 193H219L221 196H219V194H218V196H216L215 191L213 192V193H215V194L212 193L213 196H212L210 193H209L210 195H209L208 193L206 194L205 191H207V190H206L207 187H208V189L210 188V186H207V185L209 184L210 181H211L210 184H212V183L215 181L214 184H217L216 187L218 186V182H219V181L216 183L215 176L218 177V174H219L220 172H221V174H222V172H223V174H224V170L227 171L226 169L229 167V166H228L229 163H228V164L225 163V164L221 165V167L214 166V168H212V169H204V170H202V169L200 170V169H199V170H198V168H196V169H197V174L195 173V171L192 170L193 173H195V175L192 176L193 179H192V177H191L192 180L190 179L191 181H193V180H194V181H193V182H190V181H189V183H188V181H187V178L184 176V173H183V172L189 170V174H187V177H188V178H190L188 175L191 176V173H192V172L190 173L191 170L188 168V166H190V165H188V164H186ZM198 163H196L195 165H197V166L199 165V166H200V164H202V162L199 163V164H198ZM217 163H219V162H217ZM222 163H223V162H222ZM246 163H247V162H246ZM252 163H253V162H252ZM256 163H257V162H256ZM256 163H255V164H256ZM53 164H54V165L56 164L55 167H52ZM61 164H60V165H61ZM89 164H88V165H89ZM91 164H92V163H91ZM91 164H90V165H91ZM96 164H97V162H96ZM116 164H117V163H116ZM144 164H146L147 167H148V165H149L148 163H144ZM151 164H153L152 161H151ZM151 164H150V165H151ZM155 164H157V163H155ZM167 164H169V163H167ZM171 164H172V163H171ZM204 164H205V163H204ZM206 164H209V163H206ZM220 164H221V163H220ZM233 164H235L234 161H233ZM233 164H231V165H233ZM238 164H239V163H238ZM248 164H249V163H248ZM260 164H261V163H260ZM82 165H83V164H82ZM90 165H89V166H90ZM94 165H95V163H94ZM117 165H118V164H117ZM117 165H115V166H117ZM150 165H149V166H150ZM195 165H194V166H195ZM217 165H218V164H217ZM241 165H242V164H241ZM245 165H246V164H245ZM251 165H252V164H251ZM64 166H63V167H64ZM92 166H91V167H92ZM103 166L101 167V169L103 168ZM110 166H112V165H110ZM115 166H114V167H115ZM120 166H121V165H120ZM122 166H123V165H122ZM144 166H145V165H144ZM152 166L154 167V164H153ZM171 166H172V165H171ZM192 166H193V165H192ZM209 166H210V165H208V166L205 165L204 167H209ZM219 166H220V165H219ZM227 166H228V167H227ZM233 166H234V165H233ZM233 166H232V167H233ZM243 166H244V164H243ZM246 166H247V165H246ZM253 166H254V165H253ZM258 166H259V165H257V167H258ZM69 167H70V164H69ZM93 167H92V168H93ZM107 167H108V166H107ZM107 167H104V169L106 170ZM114 167H113V168H114ZM164 167H166V165H164ZM169 167H170V165H169ZM202 167H203V164H202ZM216 167H217V168H216ZM226 167H227V168H226ZM230 167H231V166H230ZM237 167L239 168L240 166L238 165ZM261 167H262V166H261ZM56 168H57V169H56ZM61 168L63 169V172H62V169H61ZM109 168H110V167H109ZM122 168H123V167H122ZM122 168L119 170V172H121ZM148 168H149V167H148ZM160 168H161V170L163 169L162 167H160ZM166 168H167V167H166ZM185 168H187V169H185ZM200 168H201V167H200ZM209 168H210V167H209ZM220 168L223 169V171H221ZM233 168H235V166H234ZM233 168H232V170H233ZM238 168H237V169H238ZM240 168H243V167H240ZM254 168H255V167H254ZM104 169H102V170H104ZM117 169H119V168H116V170H117ZM124 169H125V167H124ZM154 169L157 170V168H155V167H154ZM168 169H169V168H168ZM192 169H194V168H192ZM217 169H219V171H218L219 173H218V174H217V172H216ZM245 169H246V168H245ZM252 169H253V168H252ZM257 169H258V168H257ZM259 169H260V168H259ZM261 169H262V168H261ZM89 170L92 171L93 169H90V168H89ZM102 170H101V171H102ZM105 170H104V172L109 171L108 168H107L106 171H105ZM116 170H115V171H116ZM156 170H154V171H156ZM194 170H195V169H194ZM240 170H241V169H240ZM249 170H250V169H249ZM253 170H254V169H253ZM262 170H263V169H262ZM262 170H261V171H262ZM70 171H71V172H70ZM87 171H88V170H87ZM90 171H88V172H90ZM99 171H100V170H99ZM158 171L160 172L159 169H158ZM170 171H171V169H170ZM230 171H231V170H230ZM233 171H234V170H233ZM238 171H239V170H238ZM243 171H244V168H243ZM243 171H242V172H243ZM67 172H66V173H67ZM129 172H128V173H129ZM159 172H158V173H159ZM215 172H216V173H215ZM236 172H237V171H236ZM249 172H250V171H249ZM251 172H252V171H251ZM253 172H254V171H253ZM263 172H264V171H263ZM1 173H2V172H0V174H1ZM73 173H74V169H73ZM150 173H151V172H150ZM153 173H154V172H153ZM153 173H152V174H153ZM166 173H167V174H166ZM193 173H192V174H193ZM226 173H229V172L227 171ZM230 173H231V172H230ZM232 173H235V172H232ZM239 173H240V172H239ZM243 173H244V172H243ZM246 173H248L247 170H246ZM259 173H260V172H259ZM75 174H76V173H75ZM85 174H84V175H85ZM87 174H89V173H87ZM91 174H92V172H91ZM98 174H100V173H98ZM101 174H102V172H101ZM107 174H108V173L106 172V175H107ZM109 174H110V172H109ZM154 174H155V173H154ZM185 174H186V173H185ZM216 174H217V175H216ZM221 174H220V175H221ZM223 174H222V175H223ZM241 174H242V173H241ZM64 175H65V173H64ZM67 175H68V173H67ZM93 175H92V176H93ZM103 175H105V174L103 173ZM103 175H102V176H103ZM106 175H105V176H106ZM123 175H124V174H123ZM159 175H160V174H159ZM159 175H156V174L154 175V176H156V179H157V180H158V178H159V177H157V176H159ZM224 175L226 176V174H224ZM234 175H235V174H234ZM245 175H246V174H245ZM257 175H258V174H257ZM260 175H261V174H260ZM71 176H72V174H71ZM108 176H109V175H108ZM108 176H107V177H108ZM110 176H111V175H110ZM114 176H115V175H114ZM120 176H121V175H120ZM160 176H162V175H160ZM239 176H240V175H239ZM253 176H254V175H253ZM0 177L3 178V176H1V175H0ZM73 177H74V176H73ZM103 177H104V176H103ZM103 177H102V178H103ZM112 177H113V176H112ZM116 177H117V176H116ZM124 177H125V176H124ZM124 177H122V178H123V181H124ZM126 177H127V176H126ZM128 177H129V175H128ZM133 177H134V178H133ZM219 177L221 178V176H219ZM219 177H218V178H219ZM222 177H223V176H222ZM226 177H228V176H226ZM246 177H247V175H246ZM251 177H252V176H251ZM254 177H255V176H254ZM254 177H253V178H254ZM67 178H71L72 180H74V179H73L72 177H70V176H69V177L67 176ZM98 178H97V179H98ZM118 178H119V177H118ZM220 178H219V179H220ZM231 178H232V177H231ZM231 178H230V179H231ZM234 178H235V177H234ZM237 178H238V177H237ZM239 178H240V177H239ZM241 178H242V176H241ZM244 178H245V177H244ZM249 178H250V177H249ZM83 179H84V180H83ZM120 179H121V178H120ZM156 179H155V180H156ZM160 179H161V178H159V180H160ZM164 179H165V178H162V180H164ZM216 179H217V178H216ZM227 179H228V178H227ZM227 179H224V180H227ZM0 180H1V179H0ZM66 180H67V179H66ZM106 180H107V178H106ZM106 180H104V181L106 182ZM108 180H109V178H108ZM108 180H107V182H108ZM130 180L128 179V181H130ZM153 180H154V179H153ZM159 180H158V181H159ZM217 180H218V179H217ZM231 180H232V179H231ZM234 180H235V179H234ZM241 180H242V179H241ZM254 180H255V179H254ZM256 180L258 181V178H256ZM83 181H85V182H83ZM93 181H94V182H93ZM104 181H103V182H104ZM114 181L116 182V179H115ZM114 181H113V182H114ZM121 181H122V180H121ZM121 181H120V182H121ZM158 181H156V182H158ZM185 181H187V183H186ZM221 181H222V179H221ZM238 181H239V180H238ZM243 181H244V180H243ZM262 181H263V180H262ZM1 182H2V181H0V183H1ZM105 182H104V184H105ZM225 182H226V181H224V182L222 181L221 186H223V183H225ZM232 182H233V181H232ZM232 182H229V181H228V182L225 183L226 185L224 184V186H226L227 188H229V191H230V188H231L230 185L232 186V188L234 187V185H232V184L229 185V183H232ZM245 182H246V180H245ZM248 182H249V181H248ZM254 182H255V181H254ZM263 182H264V181H263ZM263 182H262V183H263ZM108 183H109V185H110V182H108ZM118 183H119V182H118ZM128 183H129V182H128ZM131 183H132V181L130 182V184H131ZM135 183H134V184H135ZM154 183H155V182H154ZM205 183H206L207 185H206ZM235 183H236V182H235ZM243 183H244V182H243ZM251 183H252V182H251ZM258 183H259V181H258ZM3 184H4V182H3ZM121 184H122V183H121ZM123 184H124V183H123ZM126 184H127V183H126ZM132 184H133V183H132ZM155 184H156V183H155ZM160 184H162V183H160ZM160 184H159V185H160ZM210 184H209V185H210ZM233 184H234V183H233ZM248 184H249V183H248ZM253 184H254V183H253ZM255 184H256V183H255ZM260 184H261V182H260ZM0 185H1V187H4V186L6 185V183H5L4 186H2V184H0ZM101 185H102V186H101ZM113 185H114V183H113ZM153 185H154V184H153ZM156 185H157V184H156ZM261 185H262V184H261ZM91 186H90V187H91ZM106 186H107V185H106ZM124 186H125V184H124ZM161 186H162V185H161ZM161 186H160V187H161ZM163 186H164V185H163ZM166 186H165V188H166ZM211 186H212V185H211ZM214 186H215V185H214ZM221 186H220V187H221ZM239 186H240V188H241L242 184H240ZM252 186H254V185H252ZM262 186H263V185H262ZM5 187H7V186H5ZM109 187H110V186H109ZM115 187H117V186H115ZM205 187H206V189H205ZM226 187H225V190H226ZM246 187H249V186H246ZM92 188H91V189H92ZM101 188H103V189H101ZM107 188H108V187H107ZM118 188H119V187H118ZM123 188H124V187H123ZM156 188H157V187H156ZM162 188H163V187H162ZM217 188L219 189V186H218ZM217 188H216V191H217ZM223 188H224V187H223ZM234 188H235V187H234ZM244 188H245V187H244ZM244 188H242V189L245 191ZM250 188H251V187H250ZM255 188H256V187H255ZM259 188H260V187H259ZM2 189H3V188H2ZM10 189H11V188H10ZM115 189H117V188H115ZM119 189H120V188H119ZM119 189H117V190H119ZM121 189H122V188H121ZM163 189H164V188H163ZM203 189H204L205 191H204ZM221 189H222V188H220V190H219L220 192H221ZM237 189H238V188L232 189V191H233V190H237ZM242 189H241V190H242ZM263 189H264V187H263ZM263 189H262V191H264ZM3 190H4V189H3ZM117 190H116V191H117ZM154 190H155V189H154ZM160 190H161V189H160ZM160 190H159V191H160ZM165 190H166V189H165ZM211 190H212V189H211ZM211 190H210V191H211ZM227 190H228V189H227ZM238 190H239V189H238ZM241 190H240V192H241ZM253 190H254V188H253ZM104 191H106V192H104ZM159 191L156 190V192H158V195H161V194H159ZM210 191H208V192H210ZM212 191H213V190H212ZM212 191H211V192H212ZM223 191H224V190L222 189V192H223ZM244 191H243V192H244ZM251 191H252V190H251ZM251 191L249 190V193H250ZM2 192H3V191H2ZM117 192H120V191H117ZM153 192H154V191H153ZM156 192H154V193L157 195ZM160 192H162V191H160ZM163 192H164V190H163ZM217 192H218V191H217ZM226 192H227V191H226ZM235 192H236V191H235ZM246 192H247V190H246ZM254 192H255V191H254ZM115 193H116V192H115ZM154 193H153V195H154ZM238 193H239V191H238ZM241 193H242V192H241ZM249 193H248V194H245V193H244V195H249ZM251 193H252V192H251ZM255 193H256V192H255ZM255 193H254V194H255ZM259 193H260V192H259ZM263 193H264V192H262V194H263ZM16 194H17V193H16ZM109 194H110V193H109ZM118 194H119V193H118ZM120 194H121V193H120ZM163 194H164V193H163ZM232 194H234V191H233ZM236 194H237V193H235V195H236ZM256 194H257V193H256ZM2 195H3V193H2ZM12 195H14V192H13ZM116 195H117V194H116ZM116 195H115V199H117V198H116ZM158 195H157V196H158ZM165 195H166V192H165ZM165 195H164V196H165ZM167 195H169V194H167ZM167 195H166V196H167ZM238 195H239V194L236 195V196H237V197H236L237 199H238ZM8 196H9V195H8ZM14 196H15V195H14ZM111 196H112V195H111ZM162 196H163V195H162ZM164 196H163V197H164ZM170 196H171V195H170ZM4 197H5V196H4ZM117 197H119V195H118ZM241 197H243V195H242ZM244 197H245V196H244ZM250 197H251V196H250ZM253 197H254V196H253ZM253 197H252V199H253ZM256 197H257V196H256ZM259 197H260V196H259ZM262 197H264V195H263ZM15 198H16V197H15ZM79 198H80L81 200H80ZM91 198H92V199H91ZM112 198H113V197H112ZM119 198L121 199V196H120ZM156 198H157V197H156ZM164 198H165V197H164ZM4 199H6V198H4ZM90 199H91V201H89ZM162 199H163V198H160L159 200L161 201ZM165 199H166V198H165ZM168 199H169V197H168ZM168 199H166V200H168ZM206 199H207V202L205 203L204 200H206ZM252 199H251V200H252ZM257 199H258V197H257ZM260 199H261V198H260ZM262 199H263V198H262ZM163 200H164V199H163ZM166 200H165V202H166ZM210 200H211V201H210ZM235 200H236V199H235ZM235 200H234V202H235ZM247 200H248V199H247ZM251 200H250V201H251ZM1 201H2V200H0V202H1ZM3 201H4V200H3ZM103 201H104V203H102ZM115 201H117V200H115ZM121 201H122V200H121ZM157 201H158V202H157ZM256 201L258 202V200H256ZM259 201H260V200H259ZM4 202H5V201H4ZM119 202H120V201H119ZM127 202H124V201L121 202V203H123V204H121V205H122V208H123V207H124V208H125V207H128V206H125V204H126ZM154 202H155V201H154ZM161 202H163V201H161ZM161 202H160V203H161ZM165 202H164V203H165ZM168 202L171 203L172 201L170 202V201L168 200ZM237 202H238V200H237ZM254 202H255V201H254ZM262 202H263V203H262ZM262 202H261V204L263 205V204H264V199H263ZM6 203H7V202H6ZM112 203H113V201H112ZM112 203H111V204H112ZM169 203H166V205L169 204ZM214 203H215V205H216V203H218V204H217V207H218V208H219L220 206H221L220 208H222L223 205L226 206L225 208H227V206H228L229 211L225 209V210H224L225 212H223V210H222L223 208H222L221 211H220V212H222V213H220V214H223V215L225 216L224 218L227 219L225 222H224V220H223V218H222L223 215H222V216L219 215V216H221L220 218H219V216H218V218L216 217V215H218V214H217L218 212H216V211H218V209H217L216 206H213V205H212V204H214ZM225 203H226V202H225ZM227 203H226V204H227ZM232 203H233V202L231 201L230 204H232ZM250 203H251V202H250ZM259 203H260V202H259ZM0 204H1V203H0ZM80 204H81V206H80ZM109 204H110V203H109ZM109 204H106V205H109ZM111 204L109 205V207L111 206ZM113 204H114V203H113ZM128 204H127V205H128ZM174 204H172V205H174ZM222 204H223V205H222ZM253 204H254V203H253ZM261 204H260V205H261ZM103 205H104V206H103ZM121 205H120V207H121ZM155 205H156V206H155ZM160 205H161V204H160ZM166 205H164V206H166ZM169 205H170V204H169ZM236 205H237V206H236ZM251 205H252V204H251ZM258 205H259V204H258ZM262 205H261V206H262ZM5 206H6V205L3 204V207H5ZM21 206H22V205H21ZM115 206H116V205H113L112 207L115 209ZM167 206H168V205H167ZM170 206H171V205H170ZM170 206H168V208H169ZM0 207H1V206H0ZM6 207H7V206H6ZM6 207H5V208H6ZM109 207L106 209V211L109 210ZM171 207H172V206H171ZM215 207H216V210H214ZM251 207H252V206H251ZM10 208H11V207H10ZM89 208H90V209H91V208L93 209V212L91 211V214H89V212H90V211H89V210H90ZM113 208H112V209H113ZM165 208H166V207H165ZM165 208L163 207V209H165ZM168 208H167L166 212H165V210H164V212L167 213V211H168V213L170 214V211H172L173 208H172L171 210H168ZM254 208H256V207H254ZM254 208H253V210H254ZM263 208H264V207H263ZM3 209H4V208H0V211L3 210ZM8 209H9V208H8ZM125 209H126V208H125ZM125 209H124V212H123V213H125ZM157 209L159 210V212L157 211ZM250 209H251V208H250ZM256 209H257V208H256ZM6 210H7V209H6ZM6 210H5V211H6ZM9 210H10V209H9ZM11 210H12V209H11ZM11 210H10V211H11ZM110 210H111V208H110ZM110 210H109V212H110ZM121 210H122V209H121ZM219 210H220V209H219ZM230 210H231V211H230ZM262 210H264V209H261V211H262ZM15 211H16V210H15ZM15 211H13V212H15ZM20 211H22V210H20ZM106 211H105V212H106ZM112 211H113V210H112ZM114 211H116V209H115ZM175 211H176V210H175ZM242 211H243V212L245 211V212H244L245 214H244ZM250 211L252 212V210H250ZM261 211H260V212H261ZM3 212H4V210H3ZM3 212H2V213H3ZM101 212H103V213L101 214ZM116 212H118V210H117ZM116 212H112V215H113V216H114V214L117 215ZM262 212H264V211H262ZM262 212H261V213H262ZM2 213H1V216L4 214V213H3V214H2ZM8 213H9V211H8ZM11 213H12V212H11ZM87 213H88V215H87ZM168 213H167V215L170 216L171 214L169 215ZM173 213H174V212H173ZM175 213H176V212H175ZM248 213H250V212H248ZM252 213H253V212H252ZM252 213H251V214H252ZM256 213H258V212L256 211ZM6 214H7V212H6ZM14 214H15V213H14ZM17 214H18V213H17ZM17 214H15V215L17 216ZM105 214H106V213H105ZM107 214H108V213H107ZM107 214H106V216H107ZM110 214H111V212H110ZM242 214H244V215H242ZM4 215H5V214H4ZM4 215H3V217L0 216L1 219L3 218V220H5V219H4V218H5ZM11 215H12V214H11ZM86 215H87V216H86ZM89 215H90V216H89ZM116 215H115V216H116ZM119 215H122V213H121V214L119 213ZM124 215H125V214H124ZM126 215H127V214H126ZM174 215H175V214H174ZM260 215H261V214H260ZM8 216H9V215H8ZM12 216H13V215H12ZM12 216H11V217H12ZM88 216L91 218V221H90L89 218H87V219L91 222V223H90V226L88 225L89 223L87 224V222L85 221V217H88ZM238 216L241 217V221L239 220L240 217H238ZM250 216H251V215H250ZM258 216H259V215H258ZM258 216H257V218H258ZM261 216H262V215H261ZM13 217H15V216H13ZM13 217H12V219H13ZM117 217H118V216H117ZM117 217H116V218H117ZM122 217H123V216H122ZM125 217H126V216H125ZM170 217H171V219H172V215H171ZM176 217H175V218H176ZM253 217H254V215H253ZM8 218H9V217H8ZM8 218H7V219H8ZM108 218H110V217H108ZM113 218H115V217H113ZM123 218H124V217H123ZM123 218H122V220H123ZM165 218H166V219H165ZM173 218H174V216H173ZM175 218H174V220H175ZM180 218H179V219H180ZM249 218H250V217H249ZM87 219H86V220H87ZM231 219L228 221L230 225H231V222H230ZM246 219H247V218H246ZM258 219H259V218H258ZM261 219H262V218H261ZM9 220H10V219H9ZM14 220H15V219H14ZM17 220H18V219H17ZM110 220H111V219H110ZM110 220H109V221H110ZM112 220H113V219H112ZM120 220H121V219H120ZM120 220H119V221H120ZM165 220H167L166 223L164 222ZM176 220H177V219H176ZM176 220H175V224H176ZM244 220H245V219H244ZM249 220H250V219H249ZM253 220H254V219H253ZM253 220H252V221H253ZM263 220H264V218H263ZM263 220H262L261 222H263ZM12 221H13V220H12ZM29 221H30V220H29ZM32 221H33V220H32ZM161 221H162V223L164 222V224H166V225L164 226V229H162L163 226H161V230H159V229H160V225H162V224H160ZM170 221H171V220H170ZM172 221H173V220H172ZM234 221H235V220H234ZM246 221H247V220H246ZM252 221H250V222H252ZM0 222L2 223V222H4V221H0ZM5 222L7 223L6 220H5ZM5 222H4V223H5ZM9 222H10V221H9ZM9 222H8V224L10 225ZM111 222H112V221H111ZM117 222H118V220L116 221V223H117ZM237 222H236V223H237ZM250 222H249V225H250ZM258 222H259V221H258ZM4 223H3L2 225H5V226L8 225V224L6 225V223H5V224H4ZM13 223H14V222H13ZM16 223H17V222H15L14 224H16ZM18 223H19V222H18ZM18 223H17V224H18ZM25 223H26V222H25ZM94 223H95V224H94ZM107 223H108V222H107ZM114 223H115V222H114ZM171 223H172V222H171ZM236 223H235V224H236ZM238 223H237V224H238ZM20 224H21V223H20ZM30 224H31V223H30ZM34 224L32 223L31 226H33ZM86 224H87V225H86ZM108 224H109V223H108ZM159 224H160V225H159ZM172 224H174V221H173ZM229 224H227V225L229 226V228H227L228 230L230 229V225H229ZM237 224H236V225H237ZM245 224H246V223H245ZM259 224H260V223H259ZM2 225H1V226H2ZM24 225H25V224H24ZM95 225L99 226V227H97L98 229H97L96 227H94ZM102 225H103V224H102ZM104 225H105V224H104ZM112 225H113V224H112ZM158 225H159V227H158ZM169 225H170V224H169ZM169 225H168V226H169ZM178 225H179V224H178ZM232 225H234V224L232 223ZM232 225H231V226H232ZM239 225H242V223L239 224ZM243 225H244V224H243ZM243 225L240 226V227H231L232 229H231L230 231H228V232H230V233H227V232H226V233H227V238H228V235H229V237H230V238H228V240L231 242V244H232V243H236L235 245H237V243H238V244H240V243H242V244L244 243V244H245L246 241L249 242V241H252V240H254V239L256 240L257 237L255 238L254 235H255L257 232L254 233V232H255V231H254V232H253V235L249 234V233H250V232H249L248 234L251 235V236L249 237V235H247V234H243V233H245L244 231H243V233H241V231H239L240 228H242V227L245 226V225H244V226H243ZM11 226H12V224H11ZM14 226H15V225H14ZM106 226H107V225H106ZM109 226H111V225H109ZM109 226H107V227H109ZM168 226H167V227H168ZM171 226H172V225H170V227H171ZM176 226H177V224L175 225V227H176ZM179 226H180V225H179ZM179 226H177V227H179ZM182 226H183V225H182ZM246 226H247V225H246ZM254 226H255V225H254ZM257 226H258V223H257ZM263 226H264V225H263ZM7 227H8V226H7ZM12 227H13V226H12ZM12 227H11V228H12ZM16 227H17V226H16ZM20 227H21V226H19V228H20ZM27 227H28V226H27ZM89 227H90V228H89ZM104 227H105V226H102V228H104ZM107 227H106V228H107ZM172 227H173V226H172ZM249 227H250V226H249ZM109 228L112 229V227H109ZM109 228H107V229L109 230ZM114 228H113V229H114ZM173 228H174V227H173ZM173 228H171V230H169V231L174 232L173 230L176 229V228H174V229H173ZM180 228H181V227H180ZM250 228H252V227H250ZM254 228H255V227H254ZM3 229H5V228L3 227ZM3 229H2L1 231H4ZM14 229H15V228H14ZM27 229H28V228H27ZM43 229H45V230H43ZM89 229H90V231H89ZM104 229H105V228H104ZM104 229H103V230H104ZM242 229H243V228H242ZM252 229H253V228H252ZM258 229H259V228H258ZM262 229H263V228H262ZM7 230H8V229H7ZM9 230H10V229H9ZM9 230H8V231H9ZM101 230H102V229H101ZM108 230H104L105 232H104V231H103V232H104V233H106V231L109 232L110 230H109V231H108ZM115 230H114V231H115ZM167 230H168V228H167ZM177 230H179V228H178ZM180 230H181V229H180ZM219 230H221V231L219 232ZM224 230H225V228H224ZM244 230H245V228H244ZM18 231H19V229H18ZM21 231H22V228H21ZM21 231H20V232H21ZM33 231H34V229H33ZM169 231H168V232H169ZM226 231H227V230H226ZM245 231H246V230H245ZM249 231H250V230H249ZM252 231H253V230H251V233H252ZM258 231H259V230H258ZM5 232H6V231H5ZM9 232H10V231H9ZM180 232H181V231H180ZM182 232H184V230H182ZM217 232H218V233H217ZM221 232H222V234H221ZM259 232H260V231H259ZM259 232H258V233H259ZM3 233H4V232H3ZM10 233H11V232H10ZM24 233H25V232H24ZM24 233H22V234H24ZM34 233H35V232H34ZM99 233H100V234H99ZM110 233H112V230H111ZM175 233H176V232H175ZM188 233H187V235H188ZM219 233H220V234H219ZM258 233H257V234H258ZM6 234H7V232H6ZM11 234H13V233H11ZM16 234H17V233H16ZM18 234H19V233H18ZM27 234H28V232H27ZM27 234H26V235H27ZM39 234H38V236H39ZM45 234H47V235L49 234V236H47V235L45 236ZM101 234H102V235H101ZM106 234L108 235V237H112L111 234H108V233H106ZM106 234H104V235H106ZM169 234H170V233H169ZM180 234H181V233H180ZM217 234H219V235H217ZM262 234H263V233H262ZM262 234H261V235H262ZM4 235H5V234H4ZM32 235H33V233H32ZM32 235H31V236H32ZM35 235H36V234H35ZM35 235H34V236H35ZM91 235H93V238H94L96 241L98 240V241H100V242L102 243V246L100 247V248L102 249V252H101V253H99V252L96 253V255L98 254L99 256H95V252L98 251L97 248H99V247L96 246V243H95V242H94L95 244L93 243V241L91 240V237H92ZM104 235H103V237L106 238L107 236H104ZM109 235H110V236H109ZM176 235H178V232H177ZM14 236H16V235H14ZM17 236H18V235H17ZM21 236H22V235H21ZM38 236H37V237H38ZM114 236H113V237H114ZM171 236H172V235H170L169 237H171ZM178 236L180 237V235H178ZM188 236H189V235H188ZM255 236H256V235H255ZM257 236H259V235H257ZM2 237H4V236L2 235V233H0V242L3 243V241H2L3 238H2ZM8 237H11V235L9 236V234H8ZM29 237H30V236H29ZM47 237H49V238H47ZM172 237H173V236H172ZM172 237H171V240H169L170 238H168L169 242H170V241L172 242ZM221 237H222V238H221ZM247 237H248V238H247ZM260 237H261V236H260ZM12 238H13V236H12ZM22 238H23V236H22ZM22 238H21V239H22ZM30 238H31V237H30ZM30 238H29V239H30ZM38 238H39V237H38ZM38 238H37V239H38ZM121 238H120V240H121ZM227 238H226V239H227ZM262 238H263V237H262ZM5 239H6V241H5L6 244H7V242H8V244H9L10 242H12V241H10V242L8 241V239H7V235H6V238H5ZM5 239H3V240H5ZM10 239H11V238H10ZM10 239H9V240H10ZM19 239H20V238H19ZM35 239H36V236H35ZM35 239H34V240H35ZM175 239H176V238H175ZM178 239H180V238H178ZM183 239H180V241L183 240ZM226 239H223V240H226ZM34 240H33V238H32L31 242L34 241ZM40 240H41V239L39 238V240H37V241H40ZM95 240H94V241H95ZM120 240H119V241H120ZM122 240L120 241L119 244H117V246L121 244ZM255 240H254V242H255ZM260 240H262V239H260ZM263 240H264V239H263ZM13 241L15 242L14 239H13ZM22 241H23V240H22ZM90 241H91V242H90ZM98 241H97V242H98ZM108 241H111V239L108 240ZM116 241H117V240H116ZM119 241H118V242H119ZM173 241H174V239H173ZM180 241H179V242H180ZM190 241L188 242L187 247L189 246ZM229 241H228V242H227V240L225 241V242H227V244H226L224 241H222V242L225 243L224 245H229V244H228V243H230ZM258 241H259V240H258ZM258 241H257V243H258ZM23 242H24V241H23ZM118 242H117V243H118ZM167 242H168V241H167ZM183 242H184V241H183ZM187 242L185 241V246H186V243H187ZM254 242H253V243H254ZM12 243H13V242H12ZM12 243H11V244H12ZM18 243H19V242H18ZM18 243H17L16 245H19ZM20 243H21V242H20ZM24 243H25V242H24ZM92 243L94 244V246H96V249H95L94 246H92L96 251L93 249V251H94V252H93L94 255H93V256H90L91 253H92V251H90V250H91L92 248H91V247L89 248V246L92 245ZM249 243H250V242H249ZM259 243H260V241H259ZM3 244H4V243H3ZM3 244H0V245H1L0 247L2 248V250L4 249V248H3V246H4ZM22 244H23V243H22ZM32 244H33V243H32ZM175 244H176V242H175ZM175 244H174V246H175ZM192 244H190V245H192ZM214 244H215V245H214ZM242 244H241V245H242ZM250 244H252V243H250ZM254 244H255V243H254ZM261 244H262V243H261ZM34 245H35V242H34ZM34 245H33V246H34ZM37 245H38V244H37ZM97 245L100 246L101 244H99V242H98ZM113 245H114V246H113ZM121 245L123 246V244H121ZM121 245H120V246H121ZM194 245H193V247H194ZM222 245H223V243H222ZM222 245H221V246H222ZM224 245H223V247H224ZM241 245L238 246V248H240ZM247 245H248V244H247ZM262 245H263V244H262ZM5 246H6V245H5ZM9 246H10V245H9ZM12 246H13V247H12V248H13L12 250H14V245H12ZM19 246H20V245H19ZM23 246H24V244H23ZM31 246H32V245H31ZM120 246H119V247H120ZM122 246H121V247H122ZM170 246H171V245H170ZM179 246H180V244H178V247H179ZM181 246H182V248H183V245H181ZM208 246H209V247H208ZM232 246H233V245H230L229 247L231 248ZM243 246H246V245H243ZM253 246H254V245H253ZM253 246H252V247H253ZM258 246L260 247L261 245H258ZM10 247H11V246H10ZM10 247H9V248H10ZM106 247H107V248H106ZM109 247H110V248H109ZM113 247H114V249H113ZM175 247H176V246H175ZM178 247H176V248H178ZM187 247L184 248V250L186 249L185 252H187V250H188ZM189 247H191V246H189ZM193 247H191V248H193ZM207 247H208V248H207ZM219 247H220V246H219ZM223 247H222L221 249H223ZM229 247H228V246H225L226 249H228ZM246 247H247V246H246ZM246 247H245V249H246ZM256 247H257V246H256ZM259 247H258V248H259ZM262 247H263V246H262ZM262 247H260V248H262ZM7 248H8V247H7ZM15 248H17V247H15ZM36 248H38V247H36ZM108 248H109V249H108ZM166 248H167V247H166ZM179 248H180V247H179ZM182 248H180V249H182ZM191 248H190L191 251L188 250V253H189V255H190V258L192 259L191 256H192L193 254H192V255L190 254V252H192V249H191ZM230 248H229V249H230ZM234 248H235V247H234ZM234 248H232V249H234ZM238 248H237V250H238ZM242 248H243V250H245L244 247H242ZM258 248H256V249L258 250ZM10 249H11V248H10ZM10 249H8V250H9L10 253H11L12 250H10ZM24 249H25V248H24ZM38 249H40V248H38ZM42 249H43V248H42ZM89 249H90V250H89ZM101 249H99V250L101 251ZM107 249H108L109 251H108ZM171 249H172V250L175 249V248L173 247V245H172V248H171ZM171 249H170V250H171ZM232 249H230V251H232ZM253 249L256 250L255 248H253ZM4 250L7 251L6 248H5ZM32 250H33V247H32ZM35 250H36V249H35ZM40 250H41V249H40ZM40 250H39V252H40ZM168 250H169V249H168ZM170 250H169V251H170ZM184 250H182V251H184ZM263 250H264V248H263ZM263 250L261 249L259 252H261V251H263ZM6 251H5V252H6ZM14 251H15V250H14ZM18 251H20V249H19ZM18 251H17V252H18ZM37 251H38V250H37ZM37 251H36V253H37ZM121 251H122V250H121ZM169 251H168V253H171V251H170V252H169ZM193 251H194V250H193ZM196 251H197V250H196ZM199 251H200V252H199ZM239 251H240V249H239ZM241 251H242V250H241ZM245 251H246V250H245ZM245 251L242 252V254H244V253L247 252V251H246V252H245ZM0 252H2V251H0ZM7 252H8V251H7ZM7 252H6V253H7ZM23 252H24V251H23ZM26 252H28V251H26ZM29 252H30V251H29ZM39 252H38V253H39ZM41 252H43V250H42ZM90 252H91V253H90ZM127 252H129V251H127ZM127 252H125V253H127ZM173 252H174V251H173ZM179 252H180V250H179ZM233 252H234V251H233ZM8 253H9V252H8ZM13 253L16 254L15 252H13ZM13 253H11V254H12L13 256H16V255H14ZM38 253H37V254H38ZM93 253H92V254H93ZM119 253H121V252H119ZM125 253L123 252V254H125ZM192 253H193V252H192ZM198 253H197V252H196V253L194 252V254H197V255H198ZM231 253H232V252H231ZM240 253H241V252H240ZM256 253H257V252H256ZM256 253H255V251H253V250H251V249H250V251H249V249H248V252L246 253L247 255L245 254L246 257H243V256H245V255L241 256L240 261H239V264H264V259H263V261L260 259V260H261V261H260L259 259H256V258H255V256L258 255V254H256ZM261 253H262V252H261ZM261 253H259V254L262 255L264 252H263L262 254H261ZM1 254H2V253H1ZM1 254H0V258H1V256H3V255H5L4 257H6V258H7V257H8V258H11V254H9L10 257L7 256L4 252H3L2 255H1ZM18 254H19V253H18ZM18 254H17V255H18ZM109 254H107L106 257H108ZM178 254H179V253L177 252V253H176V256H177ZM181 254H186V253H182V252H181ZM255 254H256V255H255ZM119 255H120V254H119ZM121 255H122V254H121ZM126 255H127V254H126ZM170 255L173 256V255H175V253H171ZM179 255H180V254H179ZM179 255L177 256L178 258H177L176 256H175V257H176L177 259H179ZM228 255H229V254H228ZM230 255H232V254H230ZM238 255H239V254H238ZM13 256H12V257H13ZM26 256H28V255H25V257H26ZM29 256H30V255H29ZM36 256L39 257V254L36 255ZM101 256H102V255H101ZM101 256H100V257H101ZM109 256H110V255H109ZM113 256H116V257H115L116 259H115ZM131 256H132V255H131ZM167 256H169V255H167ZM172 256H171V258H169V259H170V261H172L173 264H174V263L177 261V259H175V257H174V259H175L176 261H175V260H171V259H172ZM180 256H181V255H180ZM186 256H187V254H186ZM232 256H233V255H232ZM239 256H240V255H239ZM239 256H238V259H239ZM18 257H19V256H18ZM21 257H22V256H21ZM25 257H24V258H25ZM41 257H42V256H40L39 258L41 259ZM43 257H42V258H43ZM103 257H104V256H103ZM106 257H105V258H106ZM122 257H123V259H124V256H122ZM125 257H126V256H125ZM127 257H129V256H127ZM127 257H126L125 259H127ZM182 257H184V255L181 256V260L183 261L184 259H182ZM234 257H235V256H234ZM259 257H260V256H259ZM261 257H262V256H261ZM27 258H28V257H27ZM129 258H130V257H129ZM129 258H128V259H129ZM131 258H132V257H131ZM167 258H168V257L165 256V258H164V259H165L164 262L167 261V260H166ZM184 258H186V257H184ZM196 258H199V257L197 256ZM196 258H195V259H196ZM231 258H232V257H231ZM236 258H237V257H236ZM2 259H5V258H1V260H2ZM11 259H12V258H11ZM11 259H10V260H11ZM40 259H39V260H40ZM100 259H104V260H100ZM109 259L112 261L111 258H109ZM114 259H115V260H114ZM169 259H168V260H169ZM187 259H188V258H187ZM191 259H188V260H191ZM226 259H227V258H226ZM228 259H229V258H228ZM13 260H14V261H13ZM23 260H24V259H23ZM26 260H27V259H26ZM107 260H108V259H107ZM110 260H108V261H110ZM130 260H131V259H130ZM132 260H133V259H132ZM181 260L179 259L178 261H181ZM193 260H194V259H192V261H193ZM230 260L232 261V259H230ZM230 260H229V261H230ZM234 260H235V259H234ZM5 261H6V260H5ZM7 261H8V263H7ZM7 261H6V264H10V262H11V264H13L12 262H14V264H21V263H20L21 261L19 262V260H18L16 257H15L14 259H12L11 261H9V260H7ZM31 261H32V260H31ZM41 261H42V263H44V262H43V259H42ZM127 261H129V260H127ZM170 261H169V263H172V262H170ZM174 261H175V262H174ZM178 261H177V262H178ZM182 261H181V262H182ZM195 261L198 262V259L195 260ZM220 261H221V262H220ZM227 261H228V260H227ZM229 261H228V262H229ZM36 262H37V261H36ZM124 262H126V261L124 260ZM177 262H176V263H177ZM183 262L185 263V260H184ZM236 262H237V261H236ZM28 263H29V262H27L26 264H28ZM32 263H33V262H32ZM107 263H108V262H107ZM176 263H175V264H176ZM178 263H179V262H178ZM190 263H192V262H190ZM190 263H189V261H188V264H190ZM198 263H199V262H198ZM198 263H197V264H198ZM229 263H231V262H229ZM229 263H228V264H229ZM234 263H235V262L233 261V264H234ZM1 264H5V262H4V261H1ZM22 264H23V263H22ZM24 264H25V263H24ZM105 264H106V263H105ZM110 264H112V263L110 262ZM113 264H114V262H113ZM120 264H122V262H121ZM133 264H134V262H133ZM182 264H183V263H182ZM186 264H187V263H186ZM193 264H194V263H193ZM237 264H238V263H237Z\"/></svg>",
  "mask_w": 264,
  "mask_h": 264
}]
</instances>
